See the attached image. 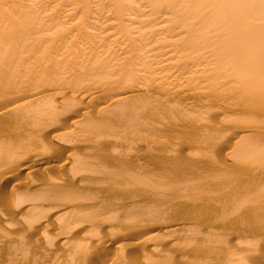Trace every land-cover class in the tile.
Masks as SVG:
<instances>
[{"label":"bare ground","instance_id":"bare-ground-1","mask_svg":"<svg viewBox=\"0 0 264 264\" xmlns=\"http://www.w3.org/2000/svg\"><path fill=\"white\" fill-rule=\"evenodd\" d=\"M14 1V0H13ZM29 1H31V0H28V2L27 3H29L30 4V2ZM34 1V0H33ZM78 1H82V0H78ZM85 1H87V0H85ZM85 1H83L84 2V4L83 5H86V3L88 2H85ZM115 1V0H114ZM113 0H110V2H112V4H114L115 2H114ZM119 1V2H118ZM116 0V2H118L119 4H120V1H122V0ZM130 1H134V0H130ZM144 1H146V0H144ZM148 1V0H147ZM150 1V2H149ZM148 2L149 3H152V6H153V4L155 3L156 4V2L158 1V3H159V1L160 0H155V1H153V0H149ZM165 1H167V2H169V3H167V2H164ZM176 1H178V0H162V1H160V2H163V5L162 6H164V5H168V6H165L166 8H168V7H170L171 6V4H172V6H173V8H176V7H179V3H177V5L178 6H176V7H174V3H176ZM181 1H183V0H181ZM180 1V2H181ZM187 1H190V0H187ZM186 0H185V3L187 2ZM192 1V0H191ZM194 1V3H195V0H193ZM192 1V2H193ZM197 2H198V0H196ZM204 1H206V0H204ZM210 0H208V1H206V3L207 2H209ZM212 1V0H211ZM210 1V2H211ZM214 1V0H213ZM213 1L211 2V3H213ZM218 0H216V2H214V3H217V4H214L213 3V10L215 9L214 7L215 6H217V9H219V10H222L221 9V7L223 8V11L225 12L227 9H225L224 10V6L226 5H224V6H221V4L219 5V1L217 2ZM253 0H251V2H252ZM260 1V0H259ZM264 1V0H263ZM20 2V1H19ZM36 2V1H35ZM38 2V1H37ZM98 2H100V1H98ZM105 2V1H104ZM109 2V4H111ZM114 2V3H113ZM124 2H126V0L124 1ZM135 2V1H134ZM141 2V1H140ZM140 2H139V4H140ZM143 2V1H142ZM148 2H145V3H148ZM154 2V3H153ZM174 2V3H173ZM192 2H190V7L192 8L193 7V3ZM221 2H223V1H221ZM238 2H240V3H238ZM244 2V3H243ZM242 3L245 5V6H243V5H241L243 8L244 7H246V5H248L249 3H248V1H243ZM247 4H246V3ZM249 2H250V0H249ZM254 3H255V0L253 1ZM256 2H258V0L256 1ZM82 3V2H81ZM157 3V4H158ZM181 3H183V2H181ZM180 3V4H181ZM191 3H192V6H191ZM201 3L203 4V1H200L199 2V4H200V6H202L201 5ZM211 3H207V5L208 6H205L206 8L205 9H207L209 6L211 7ZM227 3H228V0H227ZM229 3H231L230 5H231V10L233 9L234 10V12H236V13H234V16H233V14H232V12L230 11V8L228 9V12H223L224 14H223V17L221 16V18L223 19H226V17H228V16H225V14L226 15H230L229 17L230 18H232V19H230L229 17V19L232 21H234L235 20V22L238 20V18H239V20H241L242 21V23L244 22V21H246L247 20V18H248V16H251L252 18L255 16L254 14V11L256 10V9H259V11L258 10H256L255 12H257L258 13V15H260L261 14V12L263 11V6H261V8L260 7H258V8H256L257 7V5H256V7L254 6H252L251 4V8H253V13L250 11V5L248 6L249 7V11L250 12H247V13H244V15H247V17H244L243 16V14L240 16V13H241V11H240V9L238 8L239 6L238 5H240L241 4V1L239 0H234V1H232L231 2V0H229ZM260 3V2H259ZM24 4H25V2H24ZM34 4H36V3H33V5ZM103 4V3H102ZM118 4V5H119ZM126 5H127V3H125ZM128 4H130L129 2H128ZM132 4H133V2H132ZM154 4V6L157 8V12H158V7L156 6ZM161 4V3H160ZM159 4V6H161ZM187 4H188V2H187ZM238 4V5H237ZM253 4V3H252ZM256 4H258V3H256ZM26 5H28V4H26ZM44 5V4H43ZM82 5V4H81ZM82 5V6H83ZM101 5V4H100ZM131 5V4H130ZM134 5V4H133ZM176 5V4H175ZM183 6H184V3L182 4ZM182 5H180V6H182ZM186 5V4H185ZM195 6H196V4H194ZM222 5H223V3H222ZM238 7H237V6ZM254 5V4H253ZM259 5V4H258ZM261 5V4H260ZM259 5V6H260ZM25 6V5H24ZM30 6V5H29ZM29 6H28V8H29ZM45 6V5H44ZM87 6V8H88V5H86ZM96 6V5H95ZM94 6V7H95ZM121 6V5H120ZM128 6L129 5H127L126 7L128 8ZM139 6V5H138ZM144 6H146V5H144ZM150 6V5H149ZM152 6H151V8H152ZM153 6V7H154ZM171 6V7H172ZM183 6H182V8H183ZM188 6V8H190L189 7V4L187 5ZM186 6V7H187ZM194 6V7H195ZM197 6L199 7V5L197 4ZM221 6V7H220ZM21 7V6H20ZM33 7H35V6H33ZM72 6H70V8H71ZM85 7V6H84ZM99 7V6H98ZM101 7H102V5H101ZM115 6H113V8H114ZM135 7V6H134ZM134 7H132L131 6V8H134ZM185 7V6H184ZM185 7V8H186ZM193 7V8H194ZM218 7H220V8H218ZM247 7V8H248ZM40 8V7H39ZM69 8V7H68ZM73 8H74V6H73ZM73 8H71V9H73ZM76 8V7H75ZM74 8V10L76 11V9ZM87 8H85V9H87ZM104 8V7H103ZM107 8V7H106ZM121 8H122V6H121ZM125 8V7H124ZM123 8V9H124ZM131 8H129V9H131ZM141 8H143V7H141ZM141 8H136V9H141ZM148 9L150 8V7H147ZM165 8V9H166ZM182 8L180 9V7H179V10L176 12V11H174V10H177L178 8H176V9H173L172 10V8H170L169 10H170V13H171V10H172V16L174 17V15H175V12H176V14L179 12V14H180V11L182 10ZM190 8V9H191ZM192 8V9H193ZM201 8V10H203L204 9V7L202 8V7H200ZM212 8V7H211ZM239 10H238V9ZM243 8H242V13H243ZM247 8H246V11H247ZM23 9V8H22ZM37 8H35V10H36ZM116 9H117V6H116ZM116 9H114L115 10V12H116V14H118V12H120V11H118V10H116ZM118 9H120V8H118ZM135 9V10H136ZM154 9V8H153ZM160 9H162V8H160ZM190 9H188V10H186V11H188V12H190L189 10ZM204 9V10H205ZM210 9V8H209ZM217 9H216V15L218 14L217 13ZM255 9V10H254ZM261 9V10H260ZM32 10V9H31ZM84 10V9H83ZM111 10H112V8H111ZM125 10V9H124ZM147 10V9H146ZM164 10V9H163ZM195 10V14H196V8L194 9ZM200 10V12L197 10V12H198V14L200 13V17H202L203 19H202V21L204 20V22L203 23H206L207 21H208V23H206L207 25L210 23V18H208V17H206L207 16V14H206V12L205 13H203L202 11ZM203 10V11H204ZM211 10V9H210ZM209 10V11H210ZM232 10V11H233ZM236 10V11H235ZM238 10V11H237ZM24 11H26V8H25V10ZM28 11V10H27ZM33 11H34V8H33ZM82 11V10H81ZM85 11V10H84ZM88 11V10H87ZM118 11V12H117ZM130 11V10H129ZM143 11H144V9H143ZM152 11V10H151ZM151 11H149V13L151 12ZM183 11H184V9H183ZM206 11V10H205ZM230 11V12H229ZM67 12V11H66ZM86 12V11H85ZM84 12V13H85ZM98 12H99V9H98ZM114 12V11H113ZM114 12V13H115ZM125 12V11H124ZM123 12V13H124ZM142 12V11H141ZM140 12V13H141ZM153 12V11H152ZM154 12H155V10H154ZM153 12V13H154ZM202 12V13H201ZM208 12V11H207ZM219 12V11H218ZM260 12V13H259ZM73 13H75L74 11H73ZM86 13H88V12H86ZM85 13V14H86ZM105 13V12H104ZM122 13V11H121V14H123ZM127 13V12H126ZM129 13H132L133 14V12H129ZM143 13V12H142ZM141 13V14H142ZM147 13V12H146ZM166 13H167V11H166ZM187 12H185V14H186ZM222 12H220V15H222L221 14ZM239 13V14H238ZM249 13H251V15H249ZM263 13V12H262ZM18 14V13H17ZM16 14V15H17ZM32 14V13H31ZM66 14V13H65ZM70 14H72V13H70ZM69 14V15H70ZM84 14V15H85ZM108 14V13H107ZM115 14V15H116ZM135 14V13H134ZM133 14V15H134ZM140 14V15H141ZM151 14V13H150ZM149 14V15H150ZM155 14V13H154ZM182 14V13H181ZM184 14V13H183ZM182 14V15H183ZM184 14V15H185ZM192 14V16L194 15L193 14V12L191 13ZM197 14V15H198ZM203 14H206V15H203ZM215 14V13H214ZM235 14H236V16H237V20H236V16H235ZM253 14V15H252ZM264 14V13H263ZM15 15V14H14ZM13 15V16H14ZM26 15H27V13H26ZM25 15V16H26ZM67 15H68V13H67ZM68 15V16H69ZM136 15H138V14H135V17H136ZM140 15H139V18H140ZM157 15H159V14H157ZM165 15V14H164ZM168 15H170L171 16V14H168ZM178 15V14H177ZM197 15H194V17H197ZM219 15V14H218ZM217 15V18H215V15H213L214 16V19H218V16ZM258 15H256L255 17H257ZM12 16V15H11ZM19 16V15H18ZM31 16V15H30ZM71 16V15H70ZM93 16V15H92ZM106 16H108V15H106ZM118 16V15H117ZM122 16V15H121ZM132 16V15H131ZM148 16V13H147V15H146V17ZM151 16V15H150ZM149 16V17H150ZM171 16V17H172ZM180 15H178V17H179ZM209 16V15H208ZM211 16H212V14H211ZM210 16V17H211ZM213 16H212V18H213ZM231 16H233V17H231ZM239 16V17H238ZM263 16L264 15H262V18H263ZM10 17V16H9ZM8 17V18H9ZM15 17V16H14ZM22 16H20V18H21ZM29 17V16H28ZM35 17L36 16H34L33 18H34V20H35ZM52 17V16H51ZM84 16H82V18L81 19H84L83 18ZM88 19H89V17L88 16H86ZM123 17H125V16H123ZM134 17V16H133ZM142 17L144 18V16L142 15ZM142 17H141V20H142ZM154 17V16H153ZM153 17H150V18H153ZM166 16H164V18H165ZM170 17V18H171ZM181 17H184V19H182V22L183 21H186V19L188 18L189 19V16H181ZM180 17V18H181ZM191 17V16H190ZM194 17H192L193 19H194ZM241 17V18H240ZM246 19H244V18ZM251 17L250 18H248V21H246V23H248V24H241V26H242V28L245 26L246 27V25H248V26H250V24L251 23H253L252 21H254L255 19V17L253 18V19H251ZM260 17V16H259ZM19 18V17H18ZM40 18V17H39ZM38 18V19H39ZM150 18H148L149 20H151ZM169 17H168V19H170ZM180 18H179V20H180ZM205 18V19H204ZM208 18V19H207ZM211 18V19H212ZM235 18V19H234ZM10 19H11V17H10ZM14 19V18H13ZM15 19H17V18H15ZM29 19V18H28ZM80 19V20H81ZM91 19V18H90ZM89 19V20H90ZM127 19V18H126ZM147 19V20H148ZM156 19H158L157 17H156ZM166 19V18H165ZM173 19V18H172ZM177 19V18H176ZM187 19V20H188ZM196 19V18H195ZM201 19V18H200ZM222 19H220L219 18V20H220V22L221 23H224V19L222 20ZM243 19H244V21H243ZM250 19H251V23L249 22L250 21ZM257 19H258V17H257ZM257 19L255 20V22L257 21ZM260 19H261V17H260ZM259 19V20H260ZM264 19V18H263ZM19 21H20V19H18ZM33 20V21H34ZM40 20V19H39ZM38 20V21H39ZM44 20V19H43ZM48 20V19H47ZM85 20V19H84ZM118 20V19H117ZM135 20V19H134ZM139 20V19H138ZM147 20H143L144 22L145 21H147ZM163 20V19H162ZM207 20V21H206ZM219 20H216V21H214V22H216L217 23V21H218V23L220 24V22H219ZM238 20V24H239V26H238V24H236V26H232V25H230V21L228 20V22H229V25L230 26H232L233 28H228L227 29V27L226 26H228V22L226 23L225 22V25H218V24H216L215 25V23L213 24L214 26H217V27H215L216 29H214V31L215 30H217L216 32H218L217 34H216V32L214 33V35L213 36H210L211 37V41L213 42V44H214V42H216L217 40L215 39V38H217V39H219V40H221L222 39V36H223V38L225 37V35H228V37H229V35H231V39H229L228 40V43H230V44H235V46H232V49H231V47H229V45H228V43L226 44L228 47H226V45H224L223 46V44H222V46H220V47H222V48H219V43L217 44L218 45V49H222V50H224V49H226L227 51H229L228 53H226V52H224L225 54H223L224 56H223V58L224 57H227L226 59H228V57H231L230 59H228V60H225L226 62H224L225 64H227V65H225L223 62H222V60H223V58H222V60L221 59H219V57H218V59H219V61L221 60V63H223V64H221V65H223L224 67H230V68H228V70L229 69H231L230 70V72L233 74V73H235V74H233L231 77H222L220 80H219V78L221 77L220 76V74H219V71L218 70H220V71H222V70H224L225 72H223V73H226V68L224 69V67L222 68L221 67V65L220 64H218L219 66L218 67H215L213 70L216 72V74H214L213 72H211V73H213L214 75H216V77H217V74H219V76H218V80H219V82H218V80H216L217 82L216 83H213V86H212V84L211 83H209L211 86H210V90H211V95H212V98H211V95H210V98H208L206 101H208V100H210V99H213V101H216L217 100V98H220L219 99V103H220V105L221 104H224V103H221V101H223V102H225V105H223V106H219V104H218V106H219V110L218 111H220L222 108L221 107H223V108H225V109H229V108H227V107H232V109L234 108V109H236L235 111H234V109H233V111H231V109H230V113H231V115H233V117L230 115V117H229V119H227V117H226V121L222 118L223 116L221 115V113L222 112H224L225 113V109H222V110H224V111H220L221 113H218V111H216L215 109H213V111L215 110L216 112H217V114H219V115H221V116H216L215 114L216 113H212L213 115H211L210 116V114H209V116L212 118V116H216V118L217 117H220V118H222V119H220V118H218V120H222L223 121V123H226V124H228L229 125V127L228 128H226V129H230V130H233L232 131V133H230V135L232 134V137H230V144L228 143V144H225V142L227 141V138H223L224 136H222V135H224V134H226V137H229L228 135V133L229 132H226V133H224V134H221V133H218L219 132V129L217 128V126L216 125H214V126H216V129H213V128H215V127H213V128H211V125H212V123H210L209 121V123L211 124L209 127H207L206 129L207 130H205L204 128V126L202 127V123L200 124L201 125V127H200V130H198L199 132H197V128H198V126L195 128L194 126H196V125H194V123H193V127H190L189 126V129H187L188 131H187V137H188V139L190 138V136H194V135H196V136H198V138L199 139H197L198 140V142L199 143H196L197 145L198 144H200L199 146H195L194 144V147H200V148H202L204 145V148L206 147V146H208L207 147V150L209 149H213V150H215L216 148L218 149V147H222V148H224L225 147V149H224V157L225 158H227V156L229 155L230 157H231V161L232 162H230L229 163V165H228V163H227V165L230 167H227V169H229L228 171L229 172H227L226 171V167L224 168L223 166V164L224 163H226V162H218L217 160V162L216 161H213V160H215L214 159V157L212 156V157H209L208 158V156H210V155H207V158H206V154L207 153H204V155H205V158H203V157H201L200 156V158H202L203 160L205 159V160H207V162H208V160L211 162V160H212V164H210V168H209V171L208 172H205V170H204V173L207 175H205L204 173H200V171H202L203 172V170L201 169V167H199V166H201V160L202 159H200V161H199V158H198V152L197 153H195V156H197V159H198V162L200 163V165L199 164H197L196 162V164L197 165H199V166H197L196 165V167H194V166H192L193 164H195L191 159H189V160H191V162H193V163H191V165H187V163H184V161L186 160V158H185V160L184 161H182L181 159V162H180V160L179 159H175L174 158V154H173V158L171 157V155H169V156H167V155H164V157H162L163 155L161 154V156H160V154L158 155V154H156V153H158V149L160 148V144L162 145V142H160L159 144H157L158 146H159V148L157 149V150H155L156 148H154L156 145V141H158L157 140V138H155L156 136V134H157V131H156V134L154 135V133L155 132H153L152 130H153V128L151 129V123L153 122H151L150 123V126H149V120L151 121V119L153 118V117H155V116H158V111H160L161 110V108H160V110H157V113H156V110L154 109V108H150V106H152V105H150L149 103L150 102H152V100L155 98V97H157L158 98V96H159V99H163V101L162 100H160L159 101V103L162 105L163 104V106H165V105H167L166 103H170V102H168V101H170V99L169 98H171L172 100L173 99H175V95H177L176 96V98L178 97L179 98V96H180V100H181V97H182V99H184V97H183V94H182V96H181V93L183 92L184 93V95H186L187 93H185L186 91H188V90H191V88H189V89H187V87H186V85H190L188 82V84H186L185 83V81L186 80H188V79H186V77H187V74H186V77L185 76H183L182 75V77H185V79L186 80H183L184 81V83H185V86H184V88L183 89H185V91H183V89H181L182 87L180 86H177V85H174V84H176V82H174V84L172 83V85H171V88H168V87H170V86H168L167 88H164V87H166V84H167V82L165 81V80H163V81H165V82H161V81H159V83L156 81L155 82V80L157 79V78H155L154 77V75H153V77L155 78V79H152L151 77V82H152V84L150 83L149 84V82H150V80L148 79H145V82H143L142 81V83H147V85H144V84H141V80H139V78L137 77V76H135L136 77V79L137 80H139L140 81V84H138V83H136L137 81H136V79H135V83H129V85L128 84H125L126 83V81L128 80V79H126V78H130L131 80L133 79L132 77H133V74L132 73H130L129 72V74H127V72H128V70H129V65L130 64H128V66L126 67V65H125V67L126 68H128V69H126L124 66V68L126 69L125 71H127V72H125L124 70V72H125V74H124V72H123V74L125 75V76H128V77H125L124 78V80L122 79V81H123V84H125L124 86L122 85L121 86V83H119L120 81L119 80H113V78H111L110 76L112 75V74H110V72L113 70V69H111V68H118V67H116L115 65H114V67H112V65L113 64H111V63H114L115 61H113V58H110V59H112V61H110L109 62V64L111 65V68L109 67V65H108V63H107V67H109L110 69H108V70H110V71H108L106 68V66L104 65V63H106V62H108L110 59L109 58H107L108 60H106L105 61V59H104V61L101 63L102 65H104L103 67H106V68H104L105 70H106V72L108 71V73H109V76L107 75L108 73H104L105 71H101V69H102V65L100 66V62H101V60L100 59H98V61H99V66H97L98 65V63H96V58H98L99 56H96L95 57V50H96V53H97V50L98 49H100V48H98V47H96V48H98V49H96L95 47H93L95 50H93V49H91V50H93V51H91L93 54H94V56H92V54H91V56L92 57H90V56H88L91 52H89V53H87L88 55H81L80 56V54L79 53H81L82 51H80L79 50V56L78 57H81L82 58V60L81 59H76V60H80L81 62L84 60V56H87V58H91L90 60H92V59H94V60H96L95 61V63H93V61L91 62V61H89V62H91V64L89 63L88 65L89 66H86L85 64L87 63V58L85 59V60H87V61H85L86 63H84V62H82V65H84V66H86L87 67V69H86V67L84 68H82V65H81V63H80V61H79V65H77L81 70H80V73H81V75L82 76H80V78L82 79V77L84 78H86L85 80H81V79H79V77H77L78 76V74H76L77 72H74L75 74L74 75H76V77L78 78V79H76V77L73 79L72 78V75H73V72H72V70H73V68H74V66H76V64L75 65H73L74 63H72V64H70V67H69V62L71 61L72 62V58H70V59H72V60H68V58H67V60H68V68H69V70H68V72H66V69L64 68V70H62V69H60L59 70V72L61 71V73H62V71H64L62 74L61 73H59L57 70V67L56 66H58L59 65V63L60 62H58V63H56V62H54V61H52V62H54V63H52V64H54V66L56 65V64H58V65H56L55 67L53 66V65H51L50 64V66H52L53 67V69H57L56 71H57V73H59V74H61L60 75V80L58 79V81H57V78L54 80V82L53 81H47V78L49 77V79H50V77H51V79L53 80L55 77H56V75H55V73H56V71L55 70H53V69H51V70H53V73H54V76L52 75V72H51V70L49 69V67H48V69L50 70V73H51V75L53 76V78H52V76H50L48 73H46L47 75H49L47 78H45L46 76V74L44 75L45 77H44V79H39V80H41V81H44V82H42V84L40 83L41 81H35V82H39L41 85H38V83H36L38 86H40V87H38V86H36V84L33 82L32 83V81L35 79V77H34V79L32 78V76H30L33 80H31V83L32 84H35V88H38L37 90H36V92L34 91L33 93H31V94H26V93H24V94H26L27 96H28V98L29 99H26V101L28 100H32V102H34V101H39V99L38 98H40L41 97V99H40V101L43 99V97H44V95H46V99H47V96H48V94L50 93V94H53V93H55V95L56 96H58V98L57 99H59V100H57V101H59V107H61V108H58L57 107V105H58V102H57V104L55 105V102L56 101H54V104H51L53 107H51V108H46V106L45 107H37V109H40V108H42V109H40V110H37V109H35V111L32 109V111L33 112H38L39 111V113L41 114V112L40 111H42V110H46V112L48 111V113H50L49 111H51V113H50V116L52 115V117H54L55 116V114H56V112L55 111H57V109L56 108H58V110H63V111H61V113H67L66 115L68 116V117H71V116H69V115H71V109L74 107L75 109L77 108V107H79V108H83V109H85L87 106H90V105H92L91 107H93V108H91V107H89L90 109H92V113H91V111H90V116L91 117H86V112L87 111H85V112H82V114L84 115V119H79V118H75L76 120L78 119V120H80V122H81V120L82 121H84V120H86V122L89 120V119H91V121L93 122H90V120L88 121V123H90V124H95V125H93L94 126V128L92 127V125L90 126L88 123L86 124V122L84 121V124L86 125L85 127L83 126V123H80V124H82L81 125V129L84 127L85 129H87L88 130V128H87V126L89 125L91 128H92V130L89 128V130H91V133H92V131L93 130H95L96 131V128H97V131H98V129H99V133L97 132V133H95L94 131H93V135H91V136H94L95 134H97L96 136H98L100 133H101V131H102V133H103V135L105 134L106 136H108L109 138L110 137H114L115 138V136L117 137H119V136H121L120 138H119V140H121L124 136H122V133L123 132H125V134L123 133V135H125V141L127 142V145H129L128 146V148L130 149V153L131 154H135V152L134 151H136V153L137 152H139L140 154H141V152H142V150H140L141 148L142 149H148L149 151H151V155H154V154H156V155H158V156H160V158L158 157H156L155 155V157L154 156H152L150 159L153 161V163H154V165H156L157 166V168H156V172H155V168L154 169H151L150 168V166H152V162L150 161V162H148V163H151V165L149 166L148 165V163H147V161L149 160V155L150 154H147V153H142V156L143 155H145V154H147V157H145V158H147L146 159V161H145V158H141L140 160H142V159H144V160H142V162H146L147 163V165H143L144 167L142 168V164H141V167H140V165H136V164H133L130 160H128V159H130V157L132 156L131 154H129V153H127V154H125L124 152V154L125 155H127V156H124L125 158L126 157H128V159L126 158L125 159V161H122V159L121 158H123L124 159V157H123V153L120 155L119 154V152L118 151H120V150H117V152L118 153H115V151H114V153L111 155V156H109V155H107V157H106V159L108 158V157H110V158H108L109 159V162H110V164H108L109 162H106L109 166L111 165V167H108V168H106V169H108V170H102L103 168V165H100L101 166V168L99 169V170H101V172H99L98 171V164H96L97 162H95L94 160H96V158L97 157H94L93 156V150H92V153H91V151H90V154H92L91 156H93L91 159H93L92 161H91V163L93 164H89V168H87L88 167V165L86 164V162L88 163V160L90 159H88V160H85V157L83 158L84 160H81V159H79V161H80V163L78 162V159L76 158L75 159V156L74 157H72L73 156V153L72 154H70V155H68V156H65V157H67L66 159H68L69 158V160L68 161H70V157L72 158L71 160L73 161V159H74V163H73V165H75L76 163V165L75 166H72L71 164H70V168H71V166L72 167H75L74 169V171H75V174L73 173V175H75V176H78V181H79V183H80V181L81 180H79L81 177L79 176L80 174H78V172L77 171H84L85 169H84V167H86L88 170L90 169V167L91 168H93V166H94V169H96V167H97V170H95V171H97V175H103L102 177L99 175V177H100V179L101 178H103V180L101 179V181H103V185L101 186V188L102 187H104V185L106 184V186L104 187V189H103V191H105V192H107V194L111 197L112 195V192L111 191H114L113 192V196L115 197V194H116V196L118 195V192H120V191H124V194H126L127 195V188H129L130 189V191H131V188H132V190L133 191H131L129 194L131 195V193L133 192V194L135 195L134 197V199H132V197H133V194H132V196H130L131 197V199H130V197H128V195H127V197L126 198H123L124 197V195L122 196V199H120V197H118V199H120L118 202L116 201V200H118V199H115V201H114V203H116L115 204V206L116 205H118V206H120L121 204H124V205H126V206H124L125 208H123L122 206H120V208L122 209V210H125L126 211V215L123 213V211H122V216H121V218H119V222H117L115 225H116V228L117 229H115L114 227L113 228H111V225H110V223H112L111 221L112 220H114L113 218H115V217H113V216H116V218H117V216L118 215H116V213H118V212H116L115 211V209H114V207L115 206H113L114 204H113V200L111 201L110 199H112V197L110 198V197H107V196H105L106 195V193H105V195H101L102 197H106V199L108 200V202H106L105 203V200L100 196H98L97 195V193H93V195L96 197V196H98V200H96V198L94 199V196L92 197V193H91V191H90V195L91 196H89L90 198L92 197L94 200H96L95 201V203L97 202V204L99 203V202H104V205L102 206V205H99V207L100 208H102V212H106V211H108V210H113V211H115L116 213H114V212H112V211H108V212H106V214L108 213V216L106 217L105 216V212H104V216H103V213L101 214V210L99 211L98 210V207H97V204H96V207H95V205L93 206L92 205V203L94 202V201H92L93 199H91V201H92V203L90 204V199L88 198V197H86L88 200H89V202H87L88 200L87 199H85V196L83 197V195H85L84 193H82V192H84V191H82L83 190V188L86 186V185H88L87 183H84L85 184V186L84 187H82V189L80 188V190H81V192H79L78 194L80 195V197H78V198H80V200L82 201H80V203L78 204V205H81V203H82V205H83V202L85 201V202H87V203H89L90 205H91V207L93 208V209H97V211H99L100 213V215L101 216H103V218L102 217H100V215L98 214V212L96 211V210H93L91 207L89 208L88 206H87V203H85L84 202V205H83V208H82V210L84 211V212H88V210L89 209H91V210H89V211H93V212H95L94 214L91 212V213H89L88 212V214H84L83 212L82 213H80L81 215L83 214V215H87L88 217L90 216V217H93V216H95L94 218H91L92 220H94V222H95V219H96V227H97V219L100 217V219L99 220H102V222L104 223H102L104 226H105V228H107V229H105V231L107 230V233L106 234H104L103 235V238H92V239H90V241L92 240V242H90L91 244H93L92 246H94L93 247V249H95L96 250V248L97 249H99L101 252H104V256H105V254H107L105 251L107 250V249H109V247L110 248H112V249H110V250H112V252L113 253H115L114 254V257H115V255H116V253H117V255H116V259H115V261L113 260L114 259V257L112 256V260H113V262L115 263H117V261L119 260L118 259V256H120L123 260H124V258H126V261H127V259L129 260V261H132V264H172V262L171 261H169V260H167V259H165L164 257H165V255H164V257H162L161 256V254H159L158 252H164V251H158V249L160 250V245L161 244H159V243H157L158 244V249H157V251H154L153 250V252H157V253H154V254H145V253H142L141 254V252H143V250L139 253V255H141L142 256V258L140 257V259H138V260H135L136 258V256L134 255V251H133V249H134V247H136V245H138V244H140V243H143L145 240H147V237L146 236H148V234L147 235H144V234H141L143 231H145L146 230V228H148V226H150V225H152V224H157V223H159V224H161L160 226L163 228V229H161V230H163V232L162 233H164V232H166L167 234L166 235H168L169 233L170 234H174V235H178V233L179 234H184L183 236H185V238L184 239H186V240H184V241H191V242H188L187 244L185 243V244H182L183 246H181V244H180V248L182 247V249L184 248L185 250H187L186 248H188L189 250V252H187L186 254L184 253H182V256L183 255H185V257L184 258H186V257H188V260L186 261V259H185V261H186V263L185 262H183V261H181V263L183 262V264H226V263H230V264H234L233 262L236 260H234V258H237V259H239V257L241 258V255L239 256V254L237 253L238 251L240 252V250L242 251V252H244L243 254L245 255L244 256V259H242V260H244L243 262H242V260L241 259H239V260H237L236 261V264L238 263V264H244L245 262L247 263V264H260V263H263L264 262V250H262L263 248H264V54H262L263 52H261V49H259V48H262V47H264L263 45V40L264 39H262V41H261V37H260V39L259 38H256L257 40L259 39L260 41H261V43L263 44L262 46H260V44H259V40L256 42L255 41V35H254V37H249L250 38V40H252V41H254V42H252V41H250L249 43L247 42V40L246 41H240L241 39H242V37H244V35H245V39L249 36V34L250 35H252V34H254L255 32L253 31H251V33H245V30L243 31L242 29V31L240 30V22L241 21H239ZM262 20V19H261ZM12 21H16V20H12ZM11 21V22H12ZM26 22H27V20H25ZM28 21H30V19L28 20ZM37 21V20H36ZM36 21H34V23L36 22ZM120 21V20H119ZM164 21V20H163ZM162 21V22H163ZM168 21V20H167ZM174 21H176V23H177V21L178 20H175L174 19ZM181 21V20H180ZM179 21V22H180ZM197 21H198V19H197ZM195 22V23H197L196 25H198V22ZM206 21V22H205ZM223 21V22H222ZM232 21V23L231 24H233L234 23V25H235V22H233ZM10 22V21H9ZM21 22V21H20ZM40 22H42V20L40 21ZM45 22V21H44ZM56 22V21H55ZM83 22V21H82ZM89 22V21H88ZM109 22V21H108ZM116 22V21H115ZM129 22V21H128ZM139 22H141V21H139ZM143 22V25L146 23H144ZM151 22V21H150ZM182 22H181V24H179V23H177L178 24V26L180 25L181 27H182ZM191 22H192V19L190 18L189 19V24H191ZM201 22V21H200ZM199 22V23H200ZM254 22V23H255ZM257 22H259V21H257ZM261 22V21H260ZM30 23V22H29ZM31 23H32V21H31ZM34 23H32V24H34ZM43 23V22H42ZM41 23V24H42ZM47 23H49V22H47ZM52 23V22H51ZM59 23V22H58ZM84 23V22H83ZM82 23V24H83ZM120 23V22H119ZM134 23V22H133ZM137 23V22H136ZM203 23L201 24V26L203 25ZM211 23H213V21H211ZM210 23V24H211ZM237 23V22H236ZM15 24V23H14ZM37 24V23H36ZM44 24H46V23H44ZM60 24V23H59ZM59 24H57V26L59 25ZM86 23H84V25H85ZM88 24H90V23H87V25ZM109 24V23H108ZM108 24L107 25H104V26H108ZM128 25L130 24V23H127ZM148 24V23H147ZM170 24V23H169ZM168 23H167V25H169ZM175 24V23H174ZM177 24H175V25H177ZM184 24H185V22H184ZM188 24V23H187ZM194 24V23H193ZM205 24V25H206ZM209 24V25H210ZM264 24V23H263ZM23 25V24H22ZM29 25V24H28ZM49 25H50V23H49ZM49 25H46V27L47 26H49ZM55 25V24H54ZM71 25V24H70ZM84 25H82V30H84L83 28V26ZM91 25V24H90ZM89 25V26H90ZM102 25V26H103ZM109 25H112V24H109ZM120 25V24H119ZM122 25V24H121ZM121 25L119 26V27H121ZM140 25V24H139ZM167 25H165V27L167 26ZM192 25V24H191ZM200 25V24H199ZM207 25H206V27H207ZM212 25V26H213ZM262 25V24H261ZM25 26V25H24ZM30 26V25H29ZM32 26V25H31ZM31 26H30V28H31ZM39 26V25H38ZM37 25H36V27H38ZM56 26V25H55ZM59 26H61V25H59ZM69 26V25H68ZM103 26V27H104ZM116 26V25H115ZM123 26V25H122ZM142 26V25H141ZM141 26H140V28H141ZM178 26H176V27H178ZM193 26V25H192ZM200 26V27H201ZM225 26V27H224ZM247 26V27H248ZM252 26H253V24H252ZM255 26V25H254ZM259 26V25H258ZM18 27V26H17ZM22 27V26H21ZM50 27V26H49ZM49 27H47L48 29H49ZM52 27V26H51ZM73 27H75V25L73 26ZM102 27V28H103ZM118 27V26H117ZM124 27V26H123ZM127 27V26H126ZM133 27V26H132ZM131 27V28H132ZM164 27V26H163ZM164 27V28H165ZM170 27V26H169ZM168 27V28H169ZM173 27V26H172ZM172 27H170V28H172ZM183 27H185V29H187L186 27H188V25L186 26H184L183 25ZM199 27V26H198ZM199 27V28H200ZM221 29H220V28ZM223 27V28H222ZM24 28V27H23ZM27 28H28V31H29V27L27 26ZM33 29H35L34 27H32ZM31 28V29H32ZM39 28L41 29V25L39 26ZM39 28H37V29H39ZM45 28V27H44ZM46 28V32H44V34L45 33H49V31H47L48 29ZM55 28V27H54ZM53 28V29H54ZM57 28V27H56ZM64 28H66V26L64 27ZM76 28V27H75ZM79 28V26H77V29ZM81 28H79V30L78 31H81ZM87 29H88V27H86ZM85 28V29H86ZM130 28V29H131ZM137 28V27H136ZM154 28V27H153ZM157 27H155V29H156ZM197 28V27H196ZM201 28H203V27H201ZM208 28V27H207ZM211 28V27H210ZM213 28V27H212ZM217 28H219V29H217ZM224 28H226L227 29V31L224 29ZM250 28V27H249ZM9 30L11 29V28H8ZM14 29V28H13ZM17 29V28H16ZM19 29H21V28H19ZM25 29H26V27H25ZM67 29V28H66ZM73 29V28H72ZM112 30L114 29V26H113V28H111ZM116 29V28H115ZM124 29V28H123ZM142 29V28H141ZM146 29H148V28H146ZM151 29V28H150ZM158 29V28H157ZM162 29V28H161ZM166 29V28H165ZM173 29V28H172ZM176 29V28H175ZM181 29V28H180ZM191 29V28H190ZM189 29V31H193L194 30V27H193V29H191L190 30ZM204 29V28H203ZM224 29V30H223ZM244 29H246V28H244ZM3 30V29H2ZM5 30H7V28L5 29ZM23 30V29H22ZM43 30V29H42ZM112 30H111V35H112V33L114 34L115 32H112ZM126 30H128V32H130L129 31V29L127 28ZM133 30H135V28L133 29ZM139 29L137 28V30H135V31H138ZM144 29H142V30H139V31H143ZM154 30V29H153ZM153 30H150V32L152 31L153 32ZM163 30V29H162ZM171 30V29H170ZM179 30V29H178ZM184 30V29H183ZM209 30V29H208ZM213 30V29H212ZM220 30V31H219ZM249 30V29H248ZM247 30V31H248ZM11 31H12V29H11ZM11 31H9L8 32V30H7V34L5 33V35L3 36V38H2V40L7 36V38L6 39H8L7 41H9V40H11L10 42H13V40L12 39H14V38H12V37H15V34H14V36L12 35V34H10V32ZM16 31H20V30H16ZM35 31V35H36V32H38V31H36V30H34ZM62 31V30H61ZM61 31H60V29H59V31L58 32H60L61 33ZM73 31V30H72ZM87 32V30H84L83 31V33L84 32ZM117 31V30H116ZM121 31H122V27H121ZM120 31V32H121ZM165 31V30H164ZM163 31V32H164ZM168 31V30H167ZM181 31V30H180ZM185 31V30H184ZM187 31V30H186ZM188 31V32H189ZM192 31H191V33H192ZM195 31L197 32V29H195ZM203 31V30H202ZM237 31H238V33H237ZM245 33V34H240L239 35V37H238V34L239 33ZM246 31V32H247ZM25 32H27V31H25ZM25 32L23 31L22 32V34H21V31L19 32V34H21L20 36H22L23 34L25 35ZM31 32V33H32ZM43 32H41V33H37V35L38 36H40V34L41 35H43ZM57 32V31H56ZM69 32V30H67V33ZM75 32H77V31H75ZM90 32H92V31H90ZM89 32V35L91 34ZM124 32V31H123ZM127 32V31H126ZM127 32V33H128ZM134 32V31H133ZM141 32H139V33H141ZM146 32H149L148 30L146 31ZM146 32H144V33H146ZM151 32V34H153ZM160 32V30L158 31V33ZM166 32V31H165ZM170 32V31H169ZM172 32V31H171ZM171 32H170V34H171ZM198 32H200V31H198ZM204 32V31H203ZM202 32V33H203ZM224 32H226V33H224ZM250 32V31H249ZM260 32V31H259ZM12 33V32H11ZM29 33V32H28ZM60 33H59V35H60ZM63 34H64V32H62ZM105 33H108V32H105ZM109 33H110V31H109ZM118 33V32H117ZM137 33V36L139 35V33L138 32H136ZM184 33V32H183ZM187 33V32H186ZM213 33V32H212ZM224 33V34H223ZM234 33V34H233ZM18 34V35H19ZM30 34V33H29ZM75 34V33H74ZM79 34V33H78ZM78 34H75L74 35V37H76L77 38V35ZM100 34V33H99ZM120 34V33H119ZM125 34V33H124ZM128 34H130V33H128ZM150 34V33H149ZM150 34V35H151ZM155 34H157V33H155ZM154 34V35H155ZM159 34H161V33H159ZM177 34V33H176ZM188 34H190V33H188ZM193 35H194V33H192ZM235 34H237V35H235ZM23 35V36H24ZM27 33H26V35L24 36L25 37V39H27L28 40V38H30V37H28L27 38ZM33 35V34H32ZM47 35V34H46ZM45 35V36H46ZM50 35H52V34H49V35H47V36H50ZM54 35V34H53ZM55 35H56V33H55ZM62 35V34H61ZM70 35V34H69ZM84 35V34H83ZM86 35V34H85ZM97 34H95V36H96ZM104 35V34H103ZM106 35V34H105ZM109 34H107V36H108ZM134 35H136V34H134ZM134 35H133V37H134ZM142 35V34H141ZM162 35V34H161ZM163 35H165V34H163ZM162 35V36H163ZM172 35V34H171ZM183 35H185V33L184 34H182L181 35V33H180V35H179V38H186V37H180V36H183ZM200 35V34H199ZM206 35H207V33H206ZM209 35V34H208ZM211 35V34H210ZM217 37H216V36ZM29 36V35H28ZM38 36H36V37H38ZM68 36V35H67ZM90 36H93V34H91ZM99 36V35H98ZM100 36H102L101 34H100ZM106 36V37H107ZM110 36V35H109ZM115 36H117V34L115 35ZM114 35H112V37H115ZM119 36V35H118ZM117 36V37H118ZM127 36V35H126ZM129 36V35H128ZM127 36V37H128ZM131 36L132 35H130V38H131ZM140 36V35H139ZM144 36H147V34L146 35H144ZM186 36H188V35H186ZM189 36H192V35H189ZM194 36H196V35H194ZM202 36V35H201ZM232 36H234V37H232ZM236 36H237V38H236ZM240 36H241V39H239L240 38ZM247 36V37H246ZM256 36H257V34H256ZM259 36V35H258ZM0 37H2V36H0ZM16 37H18L17 35H16ZM15 37V39L14 40H16L17 38ZM23 37V38H24ZM31 37H33V36H31ZM36 37H34V38H36ZM70 37H72V36H70ZM73 37V38H74ZM85 37V36H84ZM87 37L89 38V36L87 35ZM86 37V38H87ZM105 37V36H104ZM112 37H110L109 39H112ZM124 37H125V35H124ZM123 37V38H124ZM127 37H125V38H127ZM136 37V36H135ZM143 37V36H142ZM149 37V36H148ZM148 37H146V38H148ZM159 37V36H158ZM161 37V36H160ZM206 37V36H205ZM209 37V36H208ZM213 37V38H212ZM12 38V39H11ZM39 38V37H38ZM41 38V37H40ZM46 38V37H45ZM62 38V37H61ZM83 38V36L80 38V39H82ZM100 38V37H99ZM116 38V37H115ZM115 38H114V41H118V43L119 42H121V41H119L118 40V38H116V40H115ZM129 38V39H130ZM150 38H152V37H150ZM163 38H167V37H163ZM162 37H161V39H163ZM170 38V37H169ZM173 38H175V37H172V39ZM177 38V37H176ZM189 38V37H188ZM191 39H192V37H190ZM189 38V39H190ZM194 38V37H193ZM203 38V37H202ZM201 38V39H202ZM207 38V37H206ZM230 38V37H229ZM233 38H234V40H233ZM236 38V39H235ZM251 38H254V39H251ZM263 38V37H262ZM6 39H4L5 41H6ZM32 39V38H31ZM70 38H68V40H69ZM92 39H94V38H92ZM92 39H90V41L92 40ZM96 39H97V37H96ZM105 39V38H104ZM120 39H121V36H120ZM128 39V38H127ZM131 39H135V38H131ZM139 39L140 38H138V40H136V42L138 41L139 42ZM155 39H156V37H155ZM171 39V38H170ZM197 39L199 40V38L197 37ZM203 39H205V38H203ZM228 38H227V36H226V38H225V40H227ZM35 40V39H34ZM40 40V39H39ZM39 40H36V41H38L39 42ZM41 40H43V39H41ZM46 40V39H45ZM53 40V39H52ZM52 40H50L51 42H52ZM54 40H56V39H54ZM63 40H65V39H63ZM63 40L61 39V41L63 42ZM71 40V39H70ZM89 40V39H88ZM87 40V41H88ZM101 40V39H100ZM121 40H123V39H121ZM144 40H145V38H144ZM148 40V39H147ZM146 40V41H147ZM150 40V39H149ZM152 40V39H151ZM154 40V39H153ZM167 40V39H166ZM165 39L163 40V41H165V44H166V42H168V41H166ZM169 40V39H168ZM178 40V39H177ZM181 40V39H180ZM179 40V41H180ZM186 40V39H185ZM193 40V39H192ZM207 40H209V38L207 39ZM216 40V41H215ZM218 40V41H219ZM232 40L233 41H235V42H232ZM237 40H238V42H240V43H238L237 42ZM243 40V39H242ZM6 41V42H7ZM44 41V40H43ZM60 41V40H59ZM72 41H73V39H72ZM71 41V42H72ZM82 41V40H81ZM95 41V40H94ZM101 41H103V37H102V40ZM113 41V40H112ZM124 41V40H123ZM122 41V42H123ZM134 42H135V40H133ZM140 41H142L141 39H140ZM159 41V40H158ZM173 41V40H172ZM183 41H184V39H183ZM194 41V40H193ZM200 41V40H199ZM204 41V40H203ZM206 41V40H205ZM204 41V42H205ZM217 41V42H218ZM18 42V41H17ZM28 42H30V39L28 40ZM54 42V41H53ZM57 42V41H56ZM56 42H54V43H56ZM66 42H67V40H66ZM69 42V41H68ZM66 43L67 45H69V43ZM76 42V41H75ZM85 42H86V39H85ZM89 42V41H88ZM87 42V43H88ZM127 42H128V40H127ZM130 42V41H129ZM131 42H132V40H131ZM130 42V43H131ZM152 42V41H151ZM156 42V41H155ZM194 42H196V40L194 41ZM194 42H192V43H194ZM207 42V41H206ZM210 41H208V43H209ZM225 42H227V41H225ZM251 42L253 43V45L251 44ZM258 43L259 44V46H258V44H254V43ZM1 44L3 43L2 41L0 42ZM44 43H45V41H44ZM58 43H60V42H58ZM82 43V45L84 44L83 42H81ZM91 43V42H90ZM94 43V42H93ZM97 43V42H96ZM98 43H99V41H98ZM125 43V42H124ZM152 43H154V42H152ZM159 43V42H158ZM171 43V45L173 44V43H175V42H170ZM177 43H180L181 44V42H177ZM184 43V42H183ZM182 43V44H183ZM191 43V42H190ZM189 43V44H190ZM221 43H223V41H221ZM244 43V44H243ZM7 43H5V45H6ZM11 45H13L12 43H10ZM10 44H8V45H10ZM18 44V43H17ZM22 44V43H21ZM20 44V45H21ZM24 44V46L26 47V45H25V43H23ZM31 44V47H33V45H34V43H30ZM33 44V45H32ZM49 44H50V42H49ZM57 44V43H56ZM62 44V43H61ZM65 44V43H64ZM63 44V45H64ZM65 44V45H66ZM72 44H73V42H72ZM78 44V43H77ZM102 44V43H101ZM120 44V43H119ZM118 44V45H119ZM126 44V43H125ZM133 44V43H132ZM146 44V43H145ZM149 44V43H148ZM146 45V46H149V45ZM164 43H163V46L165 45ZM180 44H177V45H179V47H180ZM182 44H181V46H182ZM185 44V43H184ZM187 44V43H186ZM185 44V45H186ZM188 44V45H189ZM197 44V43H196ZM203 44V43H202ZM207 44V43H206ZM205 44V45H206ZM213 44H211L212 46H213ZM225 44V43H224ZM233 44V45H234ZM243 44V45H242ZM249 44H250V46H249ZM5 45H3L4 47H5ZM38 45H40V44H38ZM58 45V44H57ZM60 45V44H59ZM64 45V46H65ZM88 45V44H87ZM90 45V44H89ZM97 46H99V44H96ZM108 45V44H107ZM115 45H117V43H115ZM123 45V44H122ZM130 44H128V46H129ZM136 45V44H135ZM138 45V44H137ZM151 45H153V46H149V48H151V47H153L154 48V46H156V44L154 45V44H151ZM159 45V44H158ZM167 45V44H166ZM169 45V44H168ZM167 45V46H168ZM174 45V44H173ZM176 45V44H175ZM193 45V44H192ZM209 45V44H208ZM211 45H210V48H211ZM215 45V44H214ZM216 45V46H217ZM240 47H239V46ZM253 47H252V46ZM255 45V46H254ZM1 46V45H0ZM2 46V47H3ZM16 46V45H15ZM14 46V47H15ZM17 46H19V44L17 45ZM30 46V45H29ZM28 45H27V47H29ZM35 46V45H34ZM55 46V45H54ZM62 46V45H61ZM75 46V45H74ZM77 46V45H76ZM95 46V45H94ZM102 46V47H101ZM100 47H101V49L103 48V44L101 45ZM128 46H127V49H129V48H131V47H129L128 48ZM132 46V45H131ZM184 46V45H183ZM199 46H200V44H199ZM256 46H257V48H256ZM9 47H11V46H9ZM19 47H21V48H19V50L20 49H22V47H23V45L22 46H19ZM51 47H53V46H50L49 48L51 49ZM63 47V46H62ZM72 47V46H71ZM82 47H84V46H82ZM86 47V46H85ZM111 47V46H110ZM125 47V45L123 46V48ZM135 47H137V46H134V48ZM166 47V46H165ZM174 47V46H173ZM179 47H176V49L178 48V50H180V48ZM194 47V46H193ZM193 47H191V50H193ZM198 47V46H197ZM205 47V46H204ZM224 47H226V48H224ZM249 47H251V48H249ZM257 49V50H255V48ZM6 49H7V47H5ZM4 48V49H5ZM44 49L45 48H47L46 46H44L43 47ZM66 48V47H65ZM67 48H69V47H67ZM73 48V47H72ZM79 49H81V47H78ZM89 48V47H88ZM123 48H121L119 51H120V53L122 52V53H124V51H123ZM159 48V47H158ZM164 48V47H163ZM186 47L184 46V49H185ZM207 48V47H206ZM205 48V49H206ZM214 48H215V46H214ZM228 48V49H227ZM233 48H236V50H234ZM248 48H249V50H248ZM253 48V49H252ZM2 49V48H1ZM5 49V51H7ZM17 49V48H16ZM25 49H28V51H29V48H25ZM42 49V48H41ZM41 49L40 50H38V47H37V49L36 50H38V51H41ZM48 49V48H47ZM56 49H58L57 48V46H56ZM55 49V50H56ZM74 49V48H73ZM104 49V48H103ZM102 49V50H103ZM110 49V48H109ZM109 49L108 50H105V51H108V53H107V55L109 54ZM116 49V48H115ZM125 49H126V47H125ZM124 49V50H125ZM126 49V50H127ZM140 49V48H139ZM147 48H145V50H146ZM155 49H156V47H155ZM165 49V48H164ZM169 49L171 50V48L169 47ZM168 49V50H169ZM174 49H175V47H174ZM175 49V50H176ZM183 49V47L181 48V50ZM188 49H189V47H188ZM187 49V50H188ZM195 49V48H194ZM198 49V48H197ZM197 49H195V50H197ZM208 49H209V46H208ZM216 49V48H215ZM217 49V50H218ZM247 49V50H246ZM259 49V50H258ZM23 50H24V48H23ZM31 50V49H30ZM35 50V49H34ZM49 50V49H48ZM48 50H47V52H48ZM53 50V49H52ZM59 50V49H58ZM58 50H56L55 51V53L58 51ZM117 50H118V46H117ZM151 50V49H150ZM154 50V49H153ZM157 50V49H156ZM155 50V51H156ZM159 50V49H158ZM167 50V48L165 49V51H168ZM175 50H172L173 52H178V51H175ZM180 50V51H181ZM187 50H185V51H187ZM212 50V49H211ZM231 50H233L234 52V54L233 53H231L232 51ZM251 50H253V51H251ZM2 52H3V50H1ZM24 51H26V50H24ZM60 51H62L61 49L59 50V52ZM78 51V50H77ZM85 51V50H84ZM87 51H88V49H87ZM90 51V50H89ZM99 51V50H98ZM111 51V50H110ZM119 51H117L116 53H117V55L118 54H120L119 53ZM130 51V50H129ZM128 51V52H129ZM133 51L134 50H132V53H133ZM136 51V50H135ZM149 51V50H148ZM164 51V50H163ZM171 51V52H172ZM184 51V50H183ZM194 51V50H193ZM214 51V50H213ZM231 51V52H230ZM250 51V52H249ZM261 52V54H260V52ZM19 52V51H18ZM27 52V51H26ZM42 52V51H41ZM40 52V53H41ZM52 52V51H51ZM51 52H50V54H51ZM59 52H57V53H59ZM86 52V51H85ZM101 52V51H100ZM99 52V53H100ZM114 52V51H113ZM113 52H112V55L111 56H113ZM136 52H139V51H136ZM144 52V51H143ZM150 53H151V51H149ZM168 52H170V51H168ZM187 52H192V51H187ZM186 52V53H187ZM195 52V51H194ZM209 52V51H208ZM208 52H207V54H208ZM212 52V51H211ZM210 52V53H211ZM220 52H221V50H220ZM219 52V53H220ZM1 53V52H0ZM31 53V52H30ZM49 53V52H48ZM47 53V54H48ZM67 53V52H66ZM73 53V52H72ZM75 53H76V51H75ZM74 53V54H75ZM99 53H97L98 55H99ZM122 53H121V55H122ZM132 53H131V51H130V56L132 55ZM145 53V52H144ZM143 53V54H144ZM166 53V52H165ZM182 53V52H181ZM197 52H195L194 54H196ZM213 53V52H212ZM217 53V52H216ZM219 53L217 54V55H219ZM222 53V52H221ZM220 53V54H221ZM229 53H231L230 55H229ZM29 54V53H28ZM27 54V55H28ZM34 54V53H33ZM37 54V53H36ZM35 54V56H37ZM41 54H43V52L41 53ZM41 54H39V55H41ZM50 54H49V56H50ZM60 54H61V52H60ZM83 54H84V52H83ZM86 54V53H85ZM96 54V55H97ZM102 54H104V53H102ZM129 54V53H128ZM127 54V55H128ZM147 55H150V54H148V52L146 53ZM146 54H145V56H146ZM152 54V53H151ZM170 54V53H169ZM172 54V53H171ZM170 54V55H171ZM190 54V53H189ZM193 54V53H192ZM194 54H193V56H194ZM206 54V53H205ZM206 54V55H207ZM226 54H228V56L226 55ZM17 55V54H16ZM15 55V56H16ZM24 55V57L25 56H27V55H25V53L23 54ZM46 55V54H45ZM53 54H51V56H52ZM56 55H58V54H56ZM55 55V56H56ZM69 55V54H68ZM72 55V54H71ZM70 55V56H71ZM75 55H77V54H75ZM106 55V54H105ZM121 55L119 56V57H121ZM125 55V56H124ZM124 55H122V58H124L125 59V57H126V60H128V59H130V56L128 57V59H127V55L126 54H124ZM138 55L140 56L141 54H139L138 53ZM137 54H135V56L133 55V58L134 59H137L136 60V62L138 61V60H141L140 58H141V56L143 57V55H141L140 56V58H139V56H138ZM167 55V54H166ZM170 55H169V57H170ZM178 55H180V53L178 52V54L177 55H175V56H178ZM198 55V54H197ZM226 55V56H225ZM29 56V55H28ZM48 56V55H47ZM50 56V57H51ZM63 56V55H62ZM61 55H60V57H62ZM69 56V57H70ZM138 56V58H136ZM171 56H174V53H173V55H171ZM182 56L185 58V55H184V52H183V55L181 54V58H182ZM187 56V55H186ZM191 56V55H190ZM205 56V55H204ZM219 56H221V55H219ZM21 57V59H22V54L19 56V58ZM44 57V56H43ZM43 57H41V59L43 58ZM60 57H58L57 58V60L56 61H59L58 59H60ZM94 57V58H93ZM106 57H108V56H106ZM117 56H115L114 57V59L116 58ZM146 57H148V56H146ZM167 57H168V55H167ZM169 57H168V59H169ZM189 57V55L187 56V58ZM192 57V56H191ZM190 57V58H191ZM197 57V56H196ZM206 57V56H205ZM217 57V56H216ZM216 57H214V60H215V58ZM17 59H18V57H16ZM30 58V57H29ZM34 58V57H33ZM45 58V57H44ZM49 57H47V59H48ZM73 58H75V57H73ZM145 58V57H144ZM173 57H171V59H172ZM184 58H182V61H183V63H184ZM199 58V57H198ZM212 58V57H211ZM210 58V56H209V58L207 57V59H211ZM15 59V58H14ZM20 59V60H21ZM24 59V58H23ZM26 59V58H25ZM35 59V58H34ZM50 59V58H49ZM48 59V60H49ZM63 59V58H62ZM61 59V60H62ZM117 59H119L120 60V58H117ZM124 59H122L123 60V62H121V65H124ZM146 59V58H145ZM149 59V58H148ZM147 59V60H148ZM156 59H158V57L156 58ZM155 59V60H156ZM160 59V58H159ZM179 59H180V56H179ZM213 59V58H212ZM217 59V58H216ZM217 59V60H218ZM225 59V58H224ZM232 59V60H231ZM9 60V59H8ZM8 60H6L7 62H9ZM30 60V59H29ZM37 60V59H36ZM36 60H33L34 62L36 61ZM39 60H40V58H39ZM45 60H46V58H45ZM47 60V61H48ZM52 60V59H51ZM50 60V61H51ZM60 60V61H61ZM64 60H65V58H64ZM67 60H66V62H65V64L67 63ZM75 60V59H74ZM73 60V62H76V61H74ZM125 60V62H128V61H126ZM131 60H133V59H130L129 60V63L131 62ZM185 60L188 62L189 60H187L186 58H185ZM198 60V59H197ZM14 61H16V59L14 60ZM18 61H19V59H18ZM17 61V62H18ZM30 61H32V57H31V60ZM121 61V60H120ZM119 61V62H120ZM142 61V60H141ZM161 61V60H160ZM159 61V62H160ZM163 61V60H162ZM175 61H177V58L175 59ZM192 61V60H191ZM190 61V62H191ZM199 61V60H198ZM205 61H206V59H205ZM230 61V62H229ZM5 62V61H4ZM6 62V64L8 65L9 63H7ZM20 62V61H19ZM26 62V61H25ZM29 62V61H28ZM38 62V61H37ZM42 62H44V60L42 61ZM62 62H63V60H62ZM78 62V61H77ZM158 62V61H157ZM170 62V61H169ZM194 62V61H193ZM197 62V61H196ZM206 62H208V61H206ZM205 62V63H206ZM210 62H212V60L210 61ZM209 62V63H210ZM216 62V61H215ZM14 63V62H13ZM22 63V62H21ZM41 63V62H40ZM46 63V62H45ZM45 63H44V65H45ZM116 64H117V62H115ZM114 63V64H115ZM139 62H137L136 64H135V61H134V65H137ZM156 63V62H155ZM167 63V62H166ZM172 63H174V62H172ZM177 63H179V60H178V62ZM177 63H175V64H177ZM182 62H180V64H181ZM186 63V62H185ZM184 63V64H185ZM204 63V67L205 66H207L206 64ZM5 64V65H6ZM20 64V63H19ZM61 64V63H60ZM133 64V63H132ZM146 64V63H145ZM148 64V63H147ZM162 65H161V67L163 66V63H161ZM169 64V63H168ZM186 64H188V63H186ZM191 64V63H190ZM189 64V65H190ZM194 64H197V63H194ZM200 64V63H199ZM208 64V63H207ZM211 64H213V62L211 63ZM25 65V64H24ZM28 65H31V62L28 64ZM28 65H27V67H24L25 69L26 68H28ZM39 65V64H38ZM67 65H66V68H67ZM92 67H91V66ZM134 65H133V67H134ZM155 65V64H154ZM173 65V64H172ZM171 65V66H172ZM182 65V64H181ZM180 65V66H181ZM189 65H187V66H189ZM192 65V64H191ZM214 65H216V63H214ZM214 65H213V67H214ZM3 66V65H2ZM26 66V65H25ZM34 66H36V64L34 65ZM39 66H43V65H39ZM46 66V65H45ZM44 66V67H45ZM73 68H72V67ZM76 66V67H77ZM94 66V67H93ZM118 66H119V64H118ZM143 66V65H142ZM142 66H140V67H142ZM146 66V65H145ZM150 66V65H149ZM166 65H164V67H165ZM177 66V65H176ZM194 66V65H193ZM196 66V65H195ZM194 66V67H195ZM199 66V65H198ZM3 67H5V66H3ZM11 67V66H10ZM33 67V66H32ZM59 66H58V68H60ZM64 67V66H63ZM77 67V69H79ZM89 67V68H88ZM122 66H121V69L123 68ZM131 67V66H130ZM132 67V68H133ZM137 67H139V64L137 65ZM136 67V68H137ZM144 67V66H143ZM146 67H148V66H146ZM146 67H144V68H146ZM155 67V66H154ZM160 67V66H159ZM160 67V68H161ZM173 67H175V66H173ZM183 67V66H182ZM184 67H186L185 65H184ZM190 67V66H189ZM193 67V68H194ZM197 67V66H196ZM212 67V66H211ZM238 67H243V69H239ZM7 68V70H8V67H6ZM5 68V69H6ZM35 68V67H34ZM37 68V67H36ZM35 68V69H36ZM43 68V67H42ZM51 68V67H50ZM92 70H94V71H92ZM123 68V69H124ZM132 68H130V70H133V71H131V72H134L136 69H135V67L132 69ZM157 68V67H156ZM172 68V67H171ZM192 68V69H193ZM209 68V70L211 71V69H210V64H209V66H207V69ZM217 68H218V70H217ZM220 68V69H219ZM222 68V69H221ZM234 68V70H232ZM12 69H13V65H12ZM12 69H11V71H12ZM32 69V68H31ZM38 69H40V68H38ZM48 69H46V70H48ZM76 69V68H75ZM74 69V70H75ZM88 69H90V74L89 75H91V73L92 72H95V70L97 71V73H99V76H100V74L101 73H103V74H101V75H104V76H100V77H96L97 79L98 78H101V79H98V80H96L95 82H94V84L93 85H91L92 83H91V81L93 80V77H89V76H86V74L84 75L83 74V71H86L87 70V72H84V73H88ZM155 69V68H154ZM164 69V68H163ZM166 69H167V67H166ZM185 69V68H184ZM191 69V68H190ZM194 69H196V68H194ZM238 69V70H237ZM2 70V69H1ZM6 70V71H7ZM10 70V69H9ZM8 70V71H9ZM34 70V69H33ZM32 70V71H33ZM48 70V71H49ZM73 70V71H74ZM98 70H100V72L98 71ZM115 70V69H114ZM129 70V71H130ZM138 70V69H137ZM136 70V72L140 75V73H139V71H137ZM157 70V69H156ZM177 70V69H176ZM186 70V69H185ZM196 70H198V69H196ZM204 70V72H206L205 70L206 69H203ZM236 70V71H235ZM3 71H5V70H3ZM7 71V72H8ZM29 71V70H28ZM38 71V70H37ZM43 71V70H42ZM47 71V72H48ZM120 71V72H121ZM143 71V70H142ZM145 71H146V69H145ZM148 71V70H147ZM177 71H181V70H177ZM176 71V72H177ZM184 71V70H183ZM209 71V72H210ZM234 71V72H233ZM10 72V71H9ZM13 72V71H12ZM31 72V71H30ZM34 72V71H33ZM36 72V71H35ZM39 72V71H38ZM37 72V73H38ZM44 72H45V70H44ZM116 72H117V69H116ZM119 72V73H120ZM135 72V74H137ZM141 72V71H140ZM158 72V70L156 71V73ZM185 72V71H184ZM183 72V73H184ZM187 73H189V70L188 71H186ZM194 72H196V71H194ZM193 72V73H194ZM200 72V71H199ZM203 72V71H202ZM208 71L206 72L207 73V75H209L208 73H209ZM3 73V72H2ZM2 73H0V75H3ZM11 73V72H10ZM32 73V72H31ZM56 73V74H57ZM68 73V77H67V74ZM72 74V75H69V74ZM96 73V72H95ZM112 73V72H111ZM114 73V72H113ZM163 73H165V72H163ZM167 71H166V75H167ZM169 73H170V70H169ZM178 73V72H177ZM177 73H176V75H177ZM191 73H192V71H191ZM190 73V74H191ZM192 73V74H193ZM197 73V72H196ZM210 73V74H211ZM231 73H230V75H231ZM9 74V73H8ZM26 74H29V73H26ZM59 74H57V75H59ZM64 74V77L66 76V78H68L70 81H71V84L73 83V86H74V83H75V85L77 86H79V87H77L76 88V90L77 91H75V87H74V91H67L66 90V88H65V85H70V84H68V83H70L69 82V80H66V78H65V80L67 81H65L64 80V78H63V75ZM94 74V73H93ZM107 76H106V75ZM122 74V75H123ZM161 73H159V75H160ZM171 74H172V72H171ZM179 74V73H178ZM191 74V75H192ZM195 74V73H194ZM199 74V73H198ZM205 74V73H204ZM42 75V73L40 74V75H38L39 77ZM84 75V76H83ZM88 75V74H87ZM121 75V73L120 74H118V76H119V78H120V76H122ZM175 75V74H174ZM202 75V74H201ZM206 75V74H205ZM204 75V76H205ZM214 75L212 76V78L214 77ZM28 76L29 75H26L25 76V78H27V80L26 81H28ZM34 76H36V73L34 74ZM37 76V77H38ZM43 76V75H42ZM94 76V75H93ZM106 76V77H105ZM113 76V75H112ZM114 76H117V73H116V75H114ZM113 76V77H114ZM118 76H117V78H118ZM141 76V75H140ZM145 76H147L148 77V75H144V77ZM162 76V75H161ZM164 76V75H163ZM169 76V75H168ZM189 76V75H188ZM198 76V75H197ZM203 76V77H204ZM225 76V75H224ZM0 77H2V76H0ZM70 77V78H69ZM104 77V78H103ZM143 77V78H144ZM167 76H165V78H166ZM195 77V76H194ZM201 77V76H200ZM215 77V78H216ZM14 78V77H13ZM24 78V79H25ZM92 80H91V79ZM95 78V77H94ZM103 78V79H102ZM123 78V77H122ZM164 78V79H165ZM169 78V77H168ZM209 78H211V76L209 77ZM214 78V79H215ZM18 79H20V78H18ZM48 79V80H49ZM88 79V80H87ZM169 79H171V78H169ZM178 79H180V78H178ZM183 79V78H182ZM191 79V78H190ZM190 79H189V82L191 83L192 81H190ZM195 79H196V77H195ZM213 79V80H214ZM15 80V79H14ZM17 80V79H16ZM22 80V82H23V79H21ZM20 80V81H21ZM38 80V79H37ZM89 80H90V82H89ZM153 80H154V82H153ZM168 80V79H167ZM171 80H173V79H171ZM181 80V79H180ZM191 80H193V78L191 79ZM203 80V79H202ZM208 80V79H207ZM56 81V82H55ZM61 82V83H59V85L57 84V82ZM66 83H65V82ZM85 81L87 82V84L89 83H91L89 86L90 87H88V88H86L85 87V85L84 84H86L85 83ZM170 81V80H169ZM174 81V80H173ZM173 81H170V82H173ZM176 81V80H175ZM182 81V82H183ZM206 81V80H205ZM211 80L209 79V82H210ZM215 81V80H214ZM14 82V81H13ZM127 82H129V81H127ZM130 82H132V81H130ZM169 82V84H171ZM194 83L196 82V81H193ZM207 82V81H206ZM205 82V83H206ZM7 83V82H6ZM18 83H21V82H18ZM28 83H30V82H28ZM31 83H30V85H31ZM118 83V84H117ZM161 83V84H160ZM164 83V84H163ZM17 84V83H16ZM164 86H163V85ZM169 84H167V85H169ZM181 84V83H180ZM191 84H193V83H191ZM20 85V84H19ZM21 85H22V83H21ZM21 85H20V87H21ZM25 85H27V83L25 82ZM24 85V86H25ZM29 85V84H28ZM29 85V86H30ZM83 85H84V87H85V89L83 90ZM118 85H120V86H118ZM181 85H183V84H181ZM23 86V85H22ZM71 86V85H70ZM73 86H71L70 88H72ZM83 88H82V87ZM88 86V85H87ZM155 86V87H154ZM161 86H163V88H164V90L166 89V92L164 91V90H158L159 88H162ZM172 86L174 87V88H172ZM175 86H177V89H175L176 87ZM207 86V85H206ZM7 87V86H6ZM57 87V88H56ZM80 87H81V89L82 90H80ZM190 87H192V85H190ZM209 87V86H208ZM23 88V87H22ZM25 88V87H24ZM29 88V87H28ZM31 88H32V86H31ZM31 88H29V90H35V89H31ZM157 89V91H159L160 93H162L164 96L166 95V93L168 92V95L167 96H165V97H168V98H165L164 96H162V94H161V97H160V95H158L156 92H155V90ZM178 88H180V89H178ZM193 88V87H192ZM197 88L199 89V88H201V86L199 87V86H197ZM8 89H10V88H8ZM26 89H27V87H26ZM56 89H57V91H56ZM79 89V90H78ZM155 89V90H154ZM168 89H170L169 91H168ZM172 89H175V91H177V93L176 92H174V93H172V96H174V97H171V92L173 91ZM187 89V90H186ZM194 89V88H193ZM11 90V89H10ZM68 90H70V89H68ZM148 90H152L153 92H155V94H157V95H154V93L153 92H149ZM206 90V89H205ZM205 90H202V91H205ZM209 90V91H210ZM25 91H27V90H25ZM56 91V92H55ZM162 91V92H161ZM164 91V92H163ZM180 91H182L181 93H179L178 94V92H180ZM191 91H195V90H191ZM196 91H199V92H201L200 90H197L196 89ZM195 91V92H196ZM208 91V89L206 90V92ZM209 91H208V93H209ZM143 92V93H153V96H155V97H151L152 95L150 94V97L151 98H153V99H149L148 98V101L150 100V102L148 103V101H147V103L150 105H148V106H146V105H141V107H140V105H138L139 103H138V101L136 100V98L135 97H137V96H139L140 95V97H138L137 99L139 100V101H142V102H140L141 104H143V103H145V102H143V101H145L143 98H141L142 96L144 97V95H143V93L141 94V93ZM158 92V93H159ZM193 93V92H190L189 91V93H191V94H199L200 95V93ZM29 93V92H28ZM159 93V94H160ZM20 94V93H19ZM18 94V95H19ZM24 94H21V95H24ZM146 94V95H147ZM170 94V95H169ZM175 94V95H174ZM214 94H216L217 96H215ZM20 95V96H21ZM25 95V96H26ZM54 95V94H53ZM145 95V96H146ZM199 95H198V97H199ZM203 95H204V93H203ZM206 95V94H205ZM204 95V96H205ZM213 95H214V97L216 98V99H214L213 98ZM10 96V95H9ZM24 96V97H25ZM56 96H54V97H56ZM148 97H149V95H147ZM187 96H189V95H187ZM206 96H208V95H206ZM15 97V96H14ZM13 97V98H14ZM49 97V96H48ZM51 97V96H50ZM54 97H52V98H54ZM163 97V98H162ZM190 97V96H189ZM201 97V96H200ZM27 98V97H26ZM130 98H135V99H133V101H132V99L130 100ZM144 98H146V100H147V97H144ZM165 98V99H164ZM188 98V97H187ZM201 98H203V97H201ZM38 99V100H37ZM50 99L51 98H49V100H46L45 102H46V104H48V101H49V103H50ZM142 99V100H141ZM204 99V98H203ZM8 100V99H7ZM10 100L11 99H9V101L8 102H10ZM31 100H30V102H31ZM130 100V101H129ZM136 100V101H135ZM157 100V99H156ZM166 100H167V102H166ZM176 100V99H175ZM179 100V99H178ZM185 100H186V96H185ZM228 100V101H227ZM11 101H13V99L11 100ZM25 101V100H24ZM25 101V102H26ZM39 101V102H40ZM132 101V102H131ZM135 101V102H134ZM154 101H155V99H154ZM158 101V100H157ZM194 101V100H193ZM202 101V100H201ZM7 102V101H6ZM8 102L6 103L7 105H8ZM44 102V101H43ZM60 102H61V106H60ZM63 102H68V103H70V105H67L68 103H63ZM131 104H130V103ZM137 102V103H136ZM161 102H164V103H161ZM175 102V101H174ZM178 102V104H180L179 103V101H177ZM181 102V101H180ZM191 102H192V100H191ZM198 102V101H197ZM195 103V102H192L193 103V105H194V103H195V105L197 104L198 105V108H199V104L198 103ZM202 102H205V100L204 101H202ZM201 102V103H202ZM209 102V101H208ZM208 102H207V104H208ZM27 103H29V102H27ZM26 103V104H27ZM35 103V102H34ZM34 103H33V105H34ZM36 103H38V102H36ZM63 103V104H62ZM132 103H136V106H135V104H133L132 105ZM154 102H152V104H153ZM157 104V106L159 105L160 106V104ZM173 103V102H172ZM184 103V102H183ZM192 103L190 104V105H192ZM209 103H211L210 105H212L214 102H212V101H210ZM5 104V105H6ZM14 104V103H13ZM11 104V105H2V104H0V105H2V106H0V117H6L7 115L9 116V113L8 114H6L7 112H14V111H16L17 110V112H19L20 111V109H19V111H18V109H16L17 108V105L19 104L18 102H17V105L16 104ZM31 104V103H30ZM29 104V105H30ZM43 104V103H42ZM64 104H65V107H64ZM94 104V105H93ZM171 104V103H170ZM173 104H176V103H173ZM173 104H171V107L173 106ZM177 104V105H178ZM205 105H206V102L204 103ZM32 105V104H31ZM36 105V104H35ZM67 105V106H66ZM76 105V106H75ZM192 105V107H196L195 105L193 106ZM203 105V104H202ZM209 105V104H208ZM210 105L209 106H205V107H208V109H209V107H210ZM37 106V105H36ZM41 106V105H40ZM44 106V105H43ZM69 106H70V108H69ZM143 106V107H142ZM145 106H146V108H148V109H146L145 108ZM155 106H156V104H155ZM155 107L156 109H159L158 107ZM163 106H160V107H162L163 108ZM187 106V105H186ZM204 106V105H203ZM202 106V107H203ZM213 106H217V105H214L213 104ZM227 106V107H226ZM33 107V106H32ZM48 107V106H47ZM72 107V108H71ZM152 107H154V106H152ZM167 107V106H166ZM168 107H169V105H168ZM167 107V108H168ZM171 107L169 108L170 110H172V111H175V110H173V109H171ZM178 107H180V106H178ZM188 107H189V105H188ZM201 107V106H200ZM201 107V108H202ZM12 108H15V110L13 111H11V109ZM18 108H20V105H19V107ZM36 108V107H35ZM46 108V109H45ZM79 108H77V109H79ZM89 108H86V109H88L89 110ZM172 108H174L175 109V105H174V107H172ZM176 108H177V106H176ZM183 108H184V105H183ZM190 108V107H189ZM213 108H216V107H213ZM21 109H23V108H21ZM28 109V108H27ZM49 109H51V110H49ZM54 109V110H53ZM76 109V110H77ZM83 109H81L80 111H83ZM85 109V110H86ZM155 110V112H154V110ZM166 109V108H165ZM178 109H181V107L180 108H178ZM190 109H192L193 110V108H190ZM195 109V108H194ZM200 109V108H199ZM203 109H206V112H207V108H204L203 107ZM210 109H212V106H211V108ZM210 109H209V111H210ZM73 110V109H72ZM142 111V113L144 112V110H145V112L146 111H148V112H146V114L145 115H147V116H149L150 114H152L153 115V117H152V115H151V118H149L148 117V119L149 120H147V119H145L144 117V114H143V116L141 117V119H143L142 121H145L144 123H146V122H148V123H146V124H143L144 126L146 125V126H148V127H146V129L147 128H149L150 130H151V133L153 132V137L152 138H154V139H156L154 142H152V143H155L153 146V149L155 150V153H154V151H152L153 149H149L148 147H146L147 145H149V144H147V143H149V142H147L146 140H145V142L143 141L144 139H142L143 138V136H144V138H148L149 139V137L150 136H152V134H150V136H149V132H150V130L149 129H147V131L145 130V127H143V125H141L142 123H141V120L139 119L140 118V115H137V114H139L141 111ZM151 110H153L152 111V113H151ZM162 110H164V109H162ZM168 110V109H167ZM177 110V109H176ZM227 110H226V112H227ZM24 112V114L23 115H25V111H26V108L23 110ZM55 113H54V112ZM70 111V112H69ZM139 111V112H138ZM187 111V110H186ZM196 111V110H195ZM212 111V110H211ZM210 111V112H211ZM17 112H14V115H15V113H17ZM32 112V113H33ZM45 112V113H46ZM58 112H60V111H58ZM74 112V111H73ZM72 112V113H73ZM144 112V113H145ZM153 112H154V114H153ZM163 112V111H162ZM164 112H167V111H164ZM189 112H191V111H189ZM189 112H188V114L187 115H189ZM202 112V111H201ZM210 112H208V113H210ZM229 112V111H228ZM234 112H237V113H235V114H232V113H234ZM10 113V114H11ZM20 112L19 113H17V114H20V115H18L19 117H21V114ZM30 113V112H29ZM29 113H26V114H28V116H30V118H32L33 117V115H32V117H31V115H29ZM31 113V114H32ZM44 113V114H45ZM47 113V114H48ZM52 113H54V114H52ZM60 113V114H61ZM79 113V112H78ZM87 113H89V112H87ZM135 113H137V114H135ZM148 113H150V114H148ZM168 113H170V112H168ZM176 113H179L178 111H176ZM184 113H185V108H184ZM195 113H197V112H195ZM200 112H198L197 114H199ZM4 114H6V115H4ZM36 114H38V113H36ZM35 114V115H36ZM59 114V113H58ZM65 114H64V116H65ZM80 114V113H79ZM155 114H157V115H155ZM165 114V113H164ZM173 114V113H172ZM181 114V113H180ZM193 114V113H192ZM206 114V113H205ZM2 115V116H1ZM4 115V116H3ZM12 115V117H13V114H11ZM34 115V116H35ZM42 115H43V113H42ZM54 115V116H53ZM75 115V114H74ZM73 115V116H74ZM81 115V114H80ZM167 115V114H166ZM166 115H164V116H166ZM170 115H171V113H170ZM169 114H168V116H170ZM177 115V114H176ZM179 115V114H178ZM178 115H177V117H178ZM186 115V116H187ZM191 115V114H190ZM202 117H203V115L202 114H200ZM199 115V116H200ZM226 115H228L227 113H226ZM235 115V116H234ZM37 116V115H36ZM38 116H40V115H38ZM75 116H77V115H75ZM162 116V115H161ZM172 116V115H171ZM174 116V115H173ZM192 116V115H191ZM197 116V115H196ZM207 116H208V114H207ZM214 116V117H215ZM43 117H45V119H46V115L44 116L43 115ZM43 117H42V119H43ZM56 117H57V114H56ZM79 117V116H78ZM81 117H82V115H81ZM139 117V118H138ZM175 117V116H174ZM173 117V118H174ZM188 117V116H187ZM185 117L186 119L185 120H183L182 118H180L182 121H186L188 118V121L190 120L191 121V118L190 117ZM193 117H194V115H193ZM198 117V116H197ZM232 117V118H231ZM27 118H29V117H26V119ZM30 118H29V124H30ZM47 118H49V117H47ZM51 118V117H50ZM49 118V120L51 121V119ZM67 118V117H66ZM72 118V117H71ZM83 118V117H82ZM147 118V117H146ZM166 118V117H165ZM165 118H162L163 119V121H164V119ZM172 118V117H171ZM179 118V117H178ZM200 118V117H199ZM204 118V117H203ZM231 118V119H230ZM12 119V118H11ZM15 119V118H14ZM13 119V120H14ZM34 119V118H33ZM32 119V120H33ZM60 118H58V120H59ZM62 119V118H61ZM74 119V118H73ZM157 119V118H156ZM159 119V118H158ZM179 119V120H180ZM195 119L196 118H194V122H195ZM208 119V118H207ZM1 120H2V118H1ZM28 120V119H27ZM39 120H41V118L40 119H37V117H36V119H34L33 120V122L35 121L36 122V124H38L39 122H41V121H39ZM52 120H54V119H52ZM70 120H72V119H70ZM75 120V122H76V124H78V121H76ZM166 120H167V124H168V119L166 118ZM178 120V121H179ZM180 120V121H181ZM201 120V119H200ZM199 120V121H200ZM206 119H204V121H205ZM217 120V121H218ZM37 121H38V123H37ZM44 121H46V120H44ZM44 121H42V123L44 122ZM57 121V120H56ZM61 120H59V122H60ZM67 121V120H66ZM74 121V120H73ZM157 121V120H156ZM159 121H160V119H159ZM162 121V120H161ZM171 121H172V119H171ZM173 121H174V119H173ZM177 121V120H176ZM177 121V122H178ZM187 121V122H188ZM192 121V122H193ZM199 121H197V123L199 122ZM213 121V120H212ZM222 121H220V123L222 124ZM225 121V122H224ZM16 122V121H15ZM20 122H22V121H20ZM24 122V121H23ZM28 122V121H27ZM35 122H34V124L33 125H35ZM63 122H64V120H63ZM69 122V121H68ZM95 122V123H94ZM137 122H139V124L137 123ZM202 122V121H201ZM207 122V121H206ZM207 122V123H208ZM215 122V121H214ZM213 122V123H214ZM12 123H14V122H12ZM17 123L19 124V122L17 121ZM16 123V125H18ZM46 123H47V121H46ZM51 123V125H52V122H50ZM61 123V122H60ZM71 123V125H72V121H70L69 122V124ZM141 123V124H140ZM154 123V122H153ZM155 123H157V122H155ZM154 123V125H156ZM170 123V122H169ZM171 123H173V122H171ZM170 123V124H171ZM176 123V122H175ZM179 123V122H178ZM190 123V122H189ZM196 123V124H197ZM206 123V124H207ZM208 123V124H209ZM45 124V123H44ZM53 124L55 125V123H54V121H53ZM56 124L57 125H55V126H59L58 125V122H56ZM68 124V125H69ZM73 124L75 125V123L73 122ZM141 125L142 127H143V129H142V132L143 131H146V132H148V133H144V134H142L141 133V129H140V127L141 126H138V125ZM158 124H161V123H158ZM165 123H163V125H164ZM183 124H186V123H183ZM203 124H205L204 122H203ZM205 124V125H206ZM208 124H207V126H208ZM217 124V123H216ZM220 124V125H221ZM26 124H23V126H25ZM32 125V126H33ZM41 124H39V126H40ZM50 125V124H49ZM64 125V124H63ZM63 125H62V127H63ZM73 125V126H74ZM154 125H152V127H155ZM162 125V124H161ZM160 125V126H161ZM188 125V124H187ZM191 125V124H190ZM198 125H199V123H198ZM227 125V126H228ZM14 126V125H13ZM43 126V125H42ZM41 126V127H42ZM70 126V125H69ZM78 126V125H77ZM170 126V125H169ZM224 126V125H223ZM226 126V125H225ZM224 126V127H225ZM22 127V126H21ZM31 127V126H30ZM38 127V126H37ZM41 127H39V128H41ZM158 127V125H156V127L155 128H157ZM180 127V126H179ZM181 127H183V126H181ZM38 128V129H39ZM60 128V127H59ZM58 128V129H59ZM65 128V127H64ZM70 128H73V127H70ZM75 128V127H74ZM73 128V129H74ZM83 128V129H84ZM159 128V127H158ZM161 128V127H160ZM159 128V129H160ZM165 128V127H164ZM163 128V129H164ZM168 127H166V129H167ZM174 128H175V126H174ZM185 128V127H184ZM191 128V129H190ZM194 128H195V130H194ZM203 128V129H202ZM208 128H209V133H208ZM211 128V129H210ZM220 128V127H219ZM68 129V128H67ZM80 128H79V130H81ZM137 129H139V130H137ZM170 129H172V128H170ZM170 129H169V131H170ZM182 129V128H181ZM218 129V130H217ZM225 129V130H226ZM21 130V129H20ZM28 130H29V127H28ZM72 130V129H71ZM75 130H77V129H75ZM86 130V131H87ZM101 130V131H100ZM149 130V131H148ZM158 130V129H157ZM161 130V129H160ZM174 130V129H173ZM172 130V131H173ZM177 130H179V129H177ZM192 132H191V131ZM222 133L224 132L223 131V127H222ZM18 131H19V129H18ZM25 131V130H24ZM36 130H34V132H35ZM63 131V130H62ZM64 131H65V129H64ZM63 131V132H64ZM67 131V130H66ZM68 131H69V129H68ZM81 131H83V130H81ZM85 131V130H84ZM85 131V132H86ZM136 131H138V132H136ZM165 131V130H164ZM163 131V132H164ZM181 131H184V130H181ZM191 132L192 133V135H190L188 132ZM195 131V132H194ZM26 132V131H25ZM33 132V129H31L30 130V133H32ZM33 132V133H34ZM59 132V131H58ZM73 132H74V130H73ZM76 132V131H75ZM78 132V131H77ZM80 132V131H79ZM79 132L76 134H74V135H78L79 134ZM121 133L120 135H119V133ZM160 132V131H159ZM158 132V133H159ZM168 132V131H167ZM175 132H177V131H175ZM175 132H173V133H175ZM180 132V131H179ZM185 132H186V130H185ZM185 132H180L181 134H184L185 136H186V133ZM221 132V131H220ZM18 132H17V130H16V128H13V129H11L10 131L8 130V126L7 125H5L3 122H0V156L1 157H5L4 159H8V157H9V159L7 160L8 161V163L11 161V163L9 164V165H11L10 166V168L12 167V166H14L15 168L16 167H27V166H29V165H33V164H38V162H40V164H42L41 163V161L42 162H44V160L42 159V160H40L41 159V156H42V158H44V156H45V158L44 159H46V161H49V163L50 162H53L54 161V157L52 156V154H53V152H52V149H51V151L49 150V148H48V145H50V147H51V144H48L47 146H46V144H44L43 146H36V145H33L34 143V141L36 142V140H34L35 139V137H37L36 135H34L33 133H32V136H30V137H34V138H32V139H29L30 137H26V139L28 140H33V142L31 141H28L27 143H25V142H23V144H20V143H22V142H18V141H20L19 140V136H17L18 134H17ZM22 133V132H21ZM29 133V131H27V134ZM61 133V132H60ZM59 133V134H60ZM65 133H67V132H65ZM72 133V132H71ZM90 133V131L88 132H86V135L87 134H89ZM135 133H140V136H141V143L143 142V144L144 143H146V145L144 146L143 144V146L144 147H142V145H141V143H140V145H138L137 146V144H138V142H136V141H139L140 142V137L139 138H137L136 137V135H138V134H135ZM162 133V132H161ZM178 133V132H177ZM26 134V135H27ZM58 134V133H57ZM68 134V133H67ZM84 134V133H83ZM82 134V135H83ZM132 134V135H131ZM133 134H134V136H135V138H137L136 140H135V142L132 144L131 142V140L134 138L133 137ZM146 134L148 135L147 137H146ZM160 134V133H159ZM172 134V133H171ZM170 134V135H171ZM219 134H221V135H219ZM228 134V135H227ZM21 135V134H20ZM70 135V134H69ZM81 135V134H80ZM90 135H88V137L90 136ZM102 134H100V136H102V138H103V141H104V139L106 138V136L104 135L103 136ZM112 135V136H111ZM129 136L128 138H126V136ZM170 135H168L169 137H170ZM183 135V136H184ZM190 135V136H189ZM218 135V136H217ZM27 136H29V134L27 135ZM95 136V138H96V140H98L99 138V136L98 137H96ZM161 136V135H160ZM159 136V137H160ZM165 136H167V134H165ZM177 136V135H176ZM175 136V137H176ZM179 136V135H178ZM185 136H184V139H185ZM192 136V137H193ZM220 136H221V138H220ZM21 137V136H20ZM74 137H76V136H74ZM80 137V136H79ZM87 137V138H88ZM108 137L106 138L107 140H111V138L110 139H108ZM117 137V138H118ZM130 137H132L131 138V140H130ZM173 137L174 136H172V138L171 139H173ZM186 137V138H187ZM38 138V137H37ZM86 138V139H87ZM95 138L93 137V139L92 138H90V139H92L93 141H95ZM117 138H115V140H117ZM124 138L122 139L123 141H124ZM134 138V139H135ZM152 138H150L149 140L150 141H153V139ZM161 138H163L164 139V137H161ZM161 138H159V139H161ZM165 138H167V137H165ZM180 138H182V137H180ZM197 137H193V139H196ZM223 138V139H222ZM232 138V139H231ZM89 139V140H90ZM106 139H105V141L104 142H106ZM113 139V138H112ZM131 141L130 143H128V141L129 140ZM133 139V140H134ZM177 139V138H176ZM175 139V140H176ZM183 139V138H182ZM181 139V140H182ZM221 139H222V141H221ZM225 139H226V141H225ZM229 139V138H228ZM22 140H24V139H22ZM42 140V139H41ZM72 140V139H71ZM80 140H81V138H80ZM82 140H84L83 138H82ZM88 139L86 140V141H84V142H87L88 144L90 143V145L93 143V141H92V143H91V141H89ZM101 141H102V139H100ZM100 140H98V141H95V142H99ZM128 140V141H127ZM165 140V139H164ZM170 140V139H169ZM177 140H179V139H177ZM181 140H179V142H178V144L180 143V141ZM49 141V140H48ZM73 141H74V139H73ZM72 141V142H73ZM123 141H120V143H122V145H123ZM166 141V140H165ZM174 141V140H173ZM184 141V140H183ZM200 141H202L203 143H204V145H203V143H201ZM223 141H225L224 143H222ZM94 142V143H95ZM113 143H115L114 142V140L112 141ZM177 142V141H176ZM190 142H191V140H190ZM192 142H193V140H192ZM194 142H196V141H194ZM25 143V144H24ZM81 143H83V142H81ZM107 143V142H106ZM151 142H150V144H152ZM173 143V142H172ZM181 143H183V142H181ZM180 143V144H181ZM185 143V142H184ZM189 143V142H188ZM36 144V143H35ZM42 145V142L40 143H38L37 142V145ZM71 144V143H70ZM76 144V143H75ZM84 144V143H83ZM118 144H119V141H118ZM124 144H126V143H124ZM130 144H131V146H133L134 145V148H133V151H131V149H132V147L130 146ZM135 144H136V146L137 147H139V146H141V148L140 149H138L137 147V149L135 148ZM167 144H168V142H167ZM166 144V145H167ZM203 146H202V145ZM79 145H80V143H79ZM85 145H86V143H85ZM85 145H84V147L83 148H86L85 147ZM96 145V143L94 144V147L96 148V147H98V146H95ZM117 144L115 143V146H116ZM119 145H121V144H119ZM121 145V147L119 146V148L120 149H122L121 151H123V146ZM127 145H125V148H126V146ZM166 145H165V147H166ZM172 145V144H171ZM174 145V144H173ZM192 144L190 145V146H193ZM210 145V146H209ZM258 145H262L261 147H258L257 148V146ZM72 146V145H71ZM112 146V145H111ZM114 146V145H113ZM112 146V147H113ZM164 146V145H163ZM169 146V145H168ZM167 146V147H168ZM175 146V145H174ZM177 146V145H176ZM175 146V147H176ZM182 146H184V144L182 145ZM256 146V147H255ZM53 147V146H52ZM73 147V146H72ZM78 147V146H77ZM79 147H81V146H79ZM89 147V146H88ZM87 147V148H88ZM90 147H93V145H91ZM93 147V148H94ZM112 147H109L108 149H110V148H112ZM117 147V148H116ZM115 148L116 149H119L118 148V146H116ZM123 147V148H122ZM152 147V146H151ZM164 147V148H165ZM171 147H173V146H171ZM179 147V146H178ZM178 147H176V148H178ZM185 147V146H184ZM187 147H189L188 146V144H187ZM193 147V148H194ZM255 147V148H254ZM263 147V148H262ZM76 148V147H75ZM114 148V147H113ZM128 148H127V150H128ZM162 148V147H161ZM180 148V147H179ZM182 148V147H181ZM200 148H198V150H201ZM203 148V149H204ZM221 148V149H222ZM261 148V149H260ZM54 150L56 149V148H53ZM79 149V148H78ZM97 149H99V148H96L95 150L97 151ZM136 149V150H135ZM145 149V150H146ZM168 149H169V147H168ZM170 149H172V148H170ZM189 149H190V147H189ZM197 149V148H196ZM260 151V152H258L257 153V151ZM53 150V151H54ZM76 150V149H75ZM115 150V149H114ZM124 150H126V149H124ZM139 150V151H138ZM145 150H143L144 152H146ZM167 150V149H166ZM173 150V149H172ZM171 150V151H172ZM180 150V149H179ZM183 150V149H182ZM219 150V149H218ZM86 151V150H85ZM99 151V150H98ZM106 152L107 150L106 149H100V151L99 152ZM120 151V152H121ZM148 151V152H149ZM169 151V150H168ZM176 151V150H175ZM194 151V150H193ZM211 151V150H210ZM222 151V150H221ZM248 151V152H247ZM249 151H251V153L249 152ZM10 152H11V154H13V156L10 154ZM55 152V151H54ZM56 152H57V150H56ZM77 152H78V150H77ZM102 152L101 153H99V154H101V155H103L102 154ZM103 152V153H104ZM110 152V154L113 152L112 151V149L109 151ZM109 152L108 153H104V154H109ZM152 152H153V154H152ZM165 152V151H164ZM164 152H163V154H164ZM173 152V151H172ZM184 152V151H183ZM199 152H202V151H199ZM204 152H206V151H204ZM214 152H217V151H214ZM7 153V155L5 156V154ZM14 153H15V155H14ZM28 153H29V155H28ZM70 153V152H69ZM68 153V154H69ZM88 153H89V151H88ZM96 154L98 153V152H95ZM161 153V152H160ZM179 153V152H178ZM186 153V152H185ZM188 153V152H187ZM186 153V154H187ZM190 153V152H189ZM194 153V152H193ZM217 153H220V152H217ZM223 153V152H222ZM248 153H250V154H248ZM4 154V155H3ZM9 154V155H8ZM27 154V155H26ZM58 154V153H57ZM82 154V153H81ZM89 154V155H90ZM99 154H98V158L100 159V158H102L101 157V155L99 156ZM117 154V155H116ZM129 154V155H128ZM140 154H136V156H138V157H141L140 156ZM166 154H167V152H166ZM192 154V153H191ZM197 154V155H196ZM200 154V153H199ZM202 154V153H201ZM200 154V155H201ZM208 154H210V153H208ZM256 154V155H255ZM10 155H11V157H10ZM72 155V156H71ZM80 155V154H79ZM193 155V154H192ZM223 155V154H222ZM254 155V156H253ZM25 156H29L28 158L27 157H25ZM60 156V155H59ZM86 156H88V155H86ZM97 156V155H96ZM106 156V155H105ZM119 156H121V157H119ZM136 156H134L135 158H136ZM149 156V157H148ZM166 156V157H165ZM175 156H181V154L179 155V154H177V155H175ZM187 155H185V157H186ZM191 156V155H190ZM189 155L187 156V157H189V158H191ZM202 156H203V154H202ZM229 156H228V158H229ZM7 157V158H6ZM133 156H132V158H133V160H135V158H134ZM194 156H192V158H193ZM252 157H255L256 159H257V161H254V160H256V159H252ZM56 158V157H55ZM103 158H105V157H103ZM131 158V159H132ZM210 158H213V159H211L210 160ZM218 158V157H217ZM221 158V157H220ZM219 158V159H220ZM65 159V160H66ZM90 159V160H91ZM108 159L106 160V161H108ZM184 159V158H183ZM222 159V158H221ZM90 160H89V163H90ZM102 161H103V159H101ZM100 160V161H101ZM126 160H128L129 162L127 163V161ZM137 161H138V158L136 159ZM189 160H188V162H189ZM3 161H6V160H3ZM6 161V162H7ZM55 161H56V159H55ZM54 161V162H55ZM61 160H59V162H60ZM67 160L65 161L66 162V164H67V162H68ZM81 161H82V163H81ZM101 161V162H102ZM104 161H105V159H104ZM222 161V160H221ZM62 162H64V161H62ZM87 165H85L84 163ZM185 162H187V160L185 161ZM210 162H208V163H206V161L204 162H202V163H204L203 165H206V164H209ZM214 162H215V164L217 165V164H221L220 166L219 165H215L214 164ZM48 163V165L47 166H51V164H49ZM72 163V162H71ZM98 163H99V160H98ZM104 162H102V164H103ZM206 163V164H205ZM47 164V163H46ZM46 164H45V167H47L46 166ZM53 164V166H58L59 164L60 165H62L61 164V162L60 163H58L57 161H56V163H52ZM94 164H96V165H94ZM107 164L105 165V166H107ZM137 164H140V163H137ZM180 164H184V165H186V169H184V167L183 166H180ZM5 165V164H4ZM98 165V166H97ZM153 165V166H154ZM226 165V164H225ZM3 166V165H2ZM8 166V165H7ZM42 166H44V165H42ZM64 167H65V163H64V165H63ZM62 166V167H63ZM96 166V167H95ZM158 166H159V169H161V172H159L158 171ZM187 166H189V167H187ZM190 166H192V167H190ZM207 166V165H206ZM5 167V166H4ZM30 167V166H29ZM41 167V166H40ZM44 167V168H45ZM61 167V166H60ZM67 168H69V164H67V166H66ZM84 169V170H82V168ZM146 167V168H145ZM155 167V166H154ZM180 167V168H179ZM203 167H205V166H203ZM209 166H207V168H208ZM9 168V169H10ZM32 168V167H31ZM78 168V169H77ZM151 170H150V169ZM153 168V167H152ZM182 168V169H181ZM199 168H200V170H199ZM1 169V168H0ZM5 169V168H4ZM17 169V168H16ZM30 168H28V170H29ZM42 169H43V167H42ZM65 169V168H64ZM15 170V169H14ZM70 170V169H69ZM77 170V171H76ZM154 170V171H153ZM182 170H184V171H182ZM208 170V169H207ZM27 171V170H26ZM31 171H33V170H31ZM71 171H73V170H71ZM70 171V172H71ZM73 171V172H74ZM199 171V172H198ZM11 172V171H10ZM10 172H9V174H10ZM30 172V171H29ZM77 172V173H76ZM228 174H227V173ZM0 173H1V171H0ZM26 173V172H25ZM31 173V172H30ZM229 173H231V174H229ZM2 174V173H1ZM0 174V175H1ZM28 174V173H27ZM68 174H69V172H68ZM71 174V173H70ZM77 174V175H76ZM202 175H204V178H202ZM2 177H3V175H1ZM9 176V175H8ZM23 176V175H22ZM225 176V177H224ZM12 177V176H11ZM24 177V176H23ZM48 177V176H47ZM51 177V176H50ZM57 177V176H56ZM71 177H72V175H71ZM80 177V178H79ZM46 178V177H45ZM62 178V177H61ZM65 178V177H64ZM74 178V177H73ZM49 179V178H48ZM66 179V178H65ZM65 179H63V182H64V180ZM67 179H70V178H67ZM75 179L76 178H74L73 180H72V178L70 179V181L72 180L73 181V184H74V182H75ZM99 179V180H100ZM206 181L207 179H208V182L207 183H205V181ZM9 180V179H8ZM45 182L46 181H48V180H46V179H43ZM62 180V179H61ZM60 179H58V177H57V179L56 180H53L52 182L51 181H49V184L50 183H52V184H55L54 186H53V188H51L52 186L51 185H49L48 183V185H49V187H50V189H49V187H47V184L46 185H44V184H41V185H44L42 188H40L41 187V185H40V189H43L45 186V188L42 190V193H43V195L45 194L43 191L45 190L46 191V189L48 188L49 190V192L47 191V193H48V195H52L53 197H51V199L52 200H54V202L57 200L58 201V199H54V198H60V201L62 200V198L64 197H67L68 195H70V193H71V197L74 195V194H76L77 192V190H78V186H74L75 188L76 187H78L77 188V190L74 188V187H72V185L71 184H69L68 182H65V184L61 181ZM105 180V181H104ZM203 180V181H202ZM43 181V182H44ZM69 181V180H68ZM72 181H71V183H72ZM78 181H76V184H78L77 182ZM104 182H106V183H104ZM205 184H204V183ZM14 183V182H13ZM40 183H42V181L40 182ZM61 183V184H60ZM63 183V184H62ZM83 182H81L80 184H82ZM56 184H59V185H56ZM68 184V186H70V189H71V187L72 188H74L75 190V193L73 194V192L71 191V190H73V189H68L67 187L68 186H66ZM75 184V185H76ZM83 184V185H84ZM63 185V186H62ZM79 185V184H78ZM82 185V186H83ZM159 185H161V186H159ZM163 185H164V187H163ZM64 186H66V188L64 187ZM81 186V185H80ZM88 186H90V185H88ZM100 187V186H99ZM38 188V187H37ZM135 188V189H134ZM39 189V190H40ZM93 189V188H92ZM98 189H100V188H98ZM101 189V190H102ZM38 190V189H37ZM38 190V191H39ZM95 190H97V189H95ZM134 190H137L138 192H137V195L139 194V196H138V198H137V196H136V191L134 192ZM11 191H13V190H11ZM41 191V190H40ZM89 191V190H88ZM109 192H111V194L109 193ZM127 192V193H126ZM42 193H39L40 195H41V197H42ZM52 193V194H51ZM115 193V194H114ZM122 193V192H121ZM10 194V193H9ZM88 194V195H89ZM100 194H101V192H100ZM120 194V193H119ZM10 196H11V194H10ZM78 196V195H77ZM77 196L75 197H73V198H77ZM104 197V198H105ZM113 197V198H114ZM8 198H10V197H8ZM64 198H63V200H64ZM69 198V197H68ZM73 198H71V200H70V198L69 199H67V201L66 200H64V201H66V202H68L69 200L70 201H72V199ZM84 198V199H83ZM110 198V199H109ZM115 198H117V197H115ZM6 199H7V197H6ZM74 199V200H75ZM78 199H76V201H77ZM84 200V201H83ZM106 200V201H107ZM110 200V201H109ZM129 201V203H127L128 201ZM145 200H147V201H145ZM152 200V201H151ZM8 201V200H7ZM10 201V200H9ZM56 201V202H57ZM76 201H74L73 203H75V206L77 207V202ZM150 202L152 205H153V208H151L152 210H154L153 212L151 211V209L150 208H148L149 207V205H148V203H146V202ZM55 202V203H56ZM58 203V202H57ZM64 203V202H63ZM72 203V202H71ZM71 203H70V205L68 206V207H63V209L64 208H72L73 206L72 205H74L73 203H72V205H71ZM95 203H93V204H95ZM142 203H144V205L142 204ZM9 204V203H8ZM24 204V203H23ZM69 204V203H68ZM128 204H129V206H128ZM150 204V205H151ZM6 205H7V203H6ZM60 205V204H59ZM59 205H57V206H59ZM64 205V204H63ZM88 207H86V206ZM146 205H147V208H144V207H146ZM65 206H67L66 204H65ZM102 206V207H101ZM117 206V207H118ZM128 206V207H127ZM137 206H138V210H136V208H137ZM172 206V207H171ZM5 207V206H4ZM84 207H86L87 209H85ZM104 207H105V209H107V210H105L104 209ZM111 207V208H110ZM117 207H115L116 209H117ZM126 207L127 208H131L132 207V209L135 211H140V209H141V211L138 213V214H136V215H134L135 213H137V212H135L134 214H132V212H134L132 209V211L130 210V209H128V210H130L129 212L126 210ZM136 207V208H135ZM152 207V206H151ZM171 207V209L173 208V210L172 211H170L171 209H168V208H170ZM109 208V209H108ZM119 208V207H118ZM53 209V208H52ZM51 209V210H52ZM87 210V211H85V210ZM166 209H168V210H166ZM55 210V209H54ZM57 210H62V208L60 207V209H59V207H58V209ZM120 211V210H119ZM121 211H120V213H121ZM124 211V212H125ZM155 211L156 212H166L165 214L166 215H164L163 217H162V215L160 216V214H157L156 213V215L155 216H160V217H162V218H156L155 216H151L153 219H154V217L156 218V219H152L151 217H149V216H147V218H145V219H147V220H145V219H142L145 223H146V221H147V225L148 224H150V225H148V226H146L145 224H142V222L143 221H140L139 222V217H135V218H138L139 220H137V219H134V217L132 218V216L131 215H133V216H139V215H141V217L142 218H144L143 217V215L142 214H149L150 212L151 213H153V214H155ZM168 211H170V212H168ZM131 212V214H130V216L128 215V213H130ZM141 212H143V213H141ZM168 213H170V214H168ZM91 214V215H90ZM93 214V215H92ZM97 214V215H96ZM115 214V215H114ZM188 215V216H187ZM96 216H98V217H96ZM140 217V218H141ZM91 219H89V220H91ZM149 219H151L150 221H152V222H148V220ZM158 219H162L163 221L160 223V221H158ZM90 221L91 223H93L94 224V222L93 221ZM117 221H118V219H116ZM115 220V221H116ZM158 222H157V221ZM86 222V221H85ZM100 222V221H99ZM153 222H156V223H153ZM189 222V224H186V223H188ZM91 223H87V225H88V227H90V230L92 229L91 228V226L93 225H91ZM100 223V224H101ZM113 223H115L114 221H113ZM85 224V223H84ZM89 224L91 225V226H89ZM184 224H186V225H184ZM229 224V225H228ZM86 225V226H87ZM95 225V224H94ZM103 225H102V228H104L103 227ZM153 225V226H154ZM85 226V227H86ZM98 227H100V226H98ZM97 227V228H98ZM146 227V228H145ZM151 227V226H150ZM158 227V226H157ZM187 228V229H186ZM94 229V228H93ZM111 229H113V230H115L116 232H114L113 230L111 231V232H109ZM184 229L187 231H184ZM96 230V229H95ZM188 230L190 231V232H188ZM94 230H92V232H93ZM181 231H183V232H186L187 233V235H186V233H182ZM113 232V233H112ZM175 232H178V233H175ZM188 233H189V236H188ZM227 233H233V244H229V245H227V244H223L224 243V241H222V239H225L224 237V235L226 234V236H227ZM31 234V233H30ZM39 234V233H38ZM94 234V236L96 235V233L94 232L93 233ZM92 234V235H93ZM91 235V234H90ZM98 235H100V233L98 234ZM160 235V234H159ZM174 235H170V237L171 236H174ZM228 236H230V235H228ZM90 237V236H89ZM91 237H93V236H91ZM125 237H130V238H125ZM160 237H162V236H160ZM168 237V236H167ZM181 238H182V236H180ZM175 238H178V237H176L175 236ZM94 239H97V241L95 240V242L93 241ZM101 239H102V241H101ZM166 239V238H165ZM180 238H178V240H179ZM229 239H230V237H229ZM82 240V239H81ZM81 240H79L80 241V244H82V242H81ZM89 240V239H88ZM122 240H126V241H128V242H123ZM182 240V239H181ZM78 241V240H77ZM83 241V240H82ZM168 241H169V239H168ZM88 243V241L86 240L84 243ZM172 242V241H171ZM173 242H175V240L173 241ZM176 242H177V240H176ZM179 242V241H178ZM181 242V241H180ZM183 242V241H182ZM227 242V241H226ZM156 243H155V245H153L154 247L155 246H157L156 245ZM79 244V245H80ZM89 244V243H88ZM87 244V245H88ZM171 244V243H170ZM189 244V245H188ZM176 245H178V244H176ZM186 245V246H185ZM76 246V245H75ZM92 246H91V248H92ZM172 246H174V245H172ZM179 246V245H178ZM177 246V249H179V247ZM89 247H90V244H89ZM138 247H139V245H138ZM137 247V248H138ZM154 247H152L153 249H154ZM263 247V248H262ZM157 248V247H156ZM156 248H155V250H156ZM173 248H175V247H173ZM239 248V250L236 252V249H238ZM83 249H85V248H83ZM86 249H88L87 247H86ZM139 249V248H138ZM182 249H180V252L182 251ZM88 250H90V249H88ZM98 250V251H99ZM131 250H132V252H131ZM170 250V249H169ZM174 250V249H173ZM84 251V250H83ZM90 251H92V250H90ZM97 251V252H98ZM138 250H136V252H137ZM166 251H168V250H166ZM175 251V250H174ZM179 251V250H178ZM177 251V252H178ZM67 252V251H66ZM69 252V251H68ZM73 252V251H72ZM95 252V251H94ZM93 252V253H94ZM170 252H172V251H170ZM183 252V251H182ZM109 253V252H108ZM121 253H123L122 255H121ZM237 254V256H236V254ZM64 254H65V252H64ZM64 254L62 255V256H60L61 258H63V257H65L66 256V258H68L67 257V255H68V253H66L65 254V256H64ZM71 254H73V253H71ZM112 254V253H111ZM137 254V253H136ZM171 254V253H170ZM188 254V256H186ZM243 254H242V256H243ZM70 255V254H69ZM179 255H180V257H182L181 256V254L179 253ZM234 255V258H233V260H231V258H232V256ZM59 256V255H58ZM71 256V255H70ZM138 256V255H137ZM54 257V256H53ZM60 257H58L59 259V262H60V264H61V258ZM103 257V256H102ZM167 257V256H166ZM168 258V257H167ZM177 258V257H176ZM184 258H181V260H183ZM73 259V258H72ZM106 259V258H105ZM56 261H57V256H56V259H55ZM55 260H53L54 262H56ZM65 260H67L68 261V259H65ZM80 260V259H79ZM112 260L110 261H108V262H112ZM99 261V260H98ZM97 261V262H98ZM125 261V260H124ZM125 261V262H126ZM134 261V262H133ZM175 261V260H174ZM173 261V262H174ZM178 261H179V259H178ZM231 261H233V262H231ZM62 262H64V259L62 260ZM66 262V261H65ZM71 262H73L72 260H71ZM76 262V261H75ZM77 262H79V261H77ZM76 262V263H77ZM83 262V261H82ZM107 262V263H108ZM159 262V263H158ZM180 262V261H179ZM177 263V264H181V263ZM67 263V262H66ZM102 263V262H101ZM106 263V262H105ZM113 263V264H114ZM78 264H80V263H78ZM82 264V263H81ZM96 264V263H95ZM103 264V263H102ZM109 264H112V263H109ZM120 264V263H119ZM124 264V263H123ZM173 264H176V263H173Z\"/></svg>","mask_w":264,"mask_h":264},{"label":"rangeland","instance_id":"rangeland-1","mask_svg":"<svg viewBox=\"0 0 264 264\" xmlns=\"http://www.w3.org/2000/svg\"><path fill=\"white\" fill-rule=\"evenodd\" d=\"M20 1V2H19ZM36 1V2H35ZM38 1V2H37ZM83 1H85V0H82V1H78V0H31V1H29L30 2V4L29 3H27L28 2V0H0V36H2V37H0V42L2 41L3 43L1 44L0 43V73H2L3 75H0V76H2V77H0V104H2V105H5L8 101H9V99H13V101H11L10 100V102H8V105H11V104H16L17 105V102L19 103L18 105H17V108L16 109H18V111H19V109H20V113L22 112H24L23 110L26 108V111H25V115H23L22 113V115H21V117H19L18 115H20V114H17V113H19V112H17V110L16 111H14L15 110V108H12L11 109V111L13 110L14 112H17V113H15V115H14V112H7L6 114H8L9 113V116L7 115L6 117H0V122H3L5 125H7L8 126V130L10 131L11 129H13V128H16V130H17V136H19L18 138H19V140L20 141H18L19 143L20 142H22V143H20V144H23V142H25L27 139H26V137L28 138V137H30V136H32V133L34 132V130H36L33 134L34 135H36L37 137H35V139L34 140H36V142L34 141L33 142V140H29V139H32V138H34V137H30L25 143H27L28 141H32L34 144L33 145H36V146H43L44 144H46V146L48 145V144H51V147H50V145H48V148H49V150L51 151V149H52V152H53V154H52V156L54 157V161H55V159H56V161L58 162V163H60L61 162V164L62 165H58V166H53V164L52 163H56V161L54 162H50L49 163V161H46V159H44L45 158V156H44V158H42V156H41V159L40 160H44V162H42L41 161V163L42 164H40V162H38V164L36 163V164H33V165H29V166H27V167H14V166H12L11 168H10V166L11 165H9L10 163H11V161L8 163V159H9V157H8V159H4L3 157H1L0 156V171H1V175H3V177L0 175V264H60V262H59V258L58 257H60V256H62L63 254H64V252H65V254L66 253H68V255H67V257L68 258H66V256H65V254H64V256L65 257H63V258H61V264H78V263H82V264H109V263H114L113 262V260L115 261V257H116V255H117V253H116V255H115V257H114V254L115 253H113L112 252V250H110V249H112V248H110L109 247V249H107L105 252L107 253V254H105V256L103 255L104 254V252H101L99 249H97L96 248V250L95 249H93V247L94 246H92L93 244H91L90 242H92V240L90 241V239H92V238H103V235L104 234H106L107 233V230L105 231V229H107V228H105V226L103 225L104 223L102 222V220H99L100 219V217H102L103 218V216H104V212H102V208H100L99 207V205H104V202H99L98 204H97V202L95 203V201L96 200H98V196L100 197L101 195H105V193H106V195L105 196H107V197H110L108 194H107V192H105V191H103V189H104V187L106 186V184L104 185V187H102L101 188V186L103 185V181H101V179L103 180V178H101L100 179V177H99V175H97V171H95V170H97V167H96V169H94V166H93V168H91L90 167V169L88 170L87 168H89V164L91 165L92 163H91V161L93 160V159H91L94 155V157H97L96 158V160H94L95 162H97L96 164H100V165H103V169L101 168V166L99 165H97L99 168H98V171L99 172H101V170H99L100 168L102 169V170H105L106 168H108V167H111V165L109 166L108 164H110V162H109V159L108 158H110V157H108L107 159H108V161H106L107 159H106V157H107V155H109V156H111L113 153H114V151H115V153H118L119 152V154L121 155L124 151V153L125 154H127V153H129V154H131L130 153V147L128 148V146L129 145H127V142L125 141L126 139L124 138L125 137V132H123L125 135H123V133H122V136H124L123 138H124V141L121 139V140H119V138L121 137V136H115V138H117V140H115V138L114 137H110L111 138V140H107L106 138L108 137V136H106L105 134V136H106V142H104L105 141V139H104V141H103V138H102V136H100V134H102L103 135V133H102V131H101V133L98 135V136H96L97 134H95L94 136H91V135H93L94 133H93V131L95 132V133H99V129H98V131H97V128H96V131L95 130H93L92 131V133H91V130H92V128L90 127L92 124H90V123H88V121L90 120V122H92L91 121V119H89L87 122H86V120H84L85 122H86V124L88 123L89 125L87 126V128L89 127L91 130H89V128H88V130L87 129H85L84 127L86 126L85 124H84V121H82L81 120V122H80V120H76L75 118L77 117V118H79V119H84V115L82 114V112H85V111H87V112H89V113H85L86 114V117H91L89 114H90V111H91V113H92V109H90L89 107H91L92 105H90V106H87L86 108H89V110L88 109H83V108H79V107H77V108H79V109H75L74 107L71 109V115H69V116H71V117H68L65 113V116H64V114L63 113H61V111H63V110H58V108H61V107H59V101H57V100H59V99H57L58 98V96H56L55 95V93H53V94H48V96H47V99H46V95H44V97H43V99L40 101V99H41V97L40 98H38L39 99V101H34V102H32V100H31V102H30V100L28 101H26V99H29L28 98V96L26 95V94H31V93H33L34 91L36 92V90L38 89V88H35V84L36 83H38V85H41L42 84V82H44V81H41L42 79H44V77L45 78H47L49 75L50 76H54V73H53V70H57L58 72H59V70L60 69H62V70H64V68L66 69V72H68V70H69V68H68V60L70 61V60H74V61H76V62H73V60H72V62L70 61L69 62V67H70V64H72V63H74L73 65H75L76 64V66L77 65H79V61L80 60H76V59H81L82 60V56L83 55H88L87 53H89V52H91V51H93V50H95L93 47H98V48H100V49H98V48H96V49H98L97 50V53H99L100 51V53H99V55L96 53V50H95V57L96 56H99L98 58H96V60H94V59H92V60H90L91 58L90 57H92V56H94V52L92 53H90L88 56H90L89 58H87V56H84L83 58H84V60L87 58V60H85V61H87V63L83 60L82 62H84V63H86L85 65L86 66H89L88 64L90 63L91 64V62L93 61V63H95V61H96V63H98V65L97 66H99V61H98V59H100L101 60V62H100V66L102 65L101 63L104 61V59H105V61L106 60H108L107 58H113V61H115V62H117V64L115 63H111L110 61H112V59H110L108 62H106V63H104V65L107 67L108 65H109V67L111 68V65L109 64V62L111 63V64H113L112 65V67H114V65L116 66V67H118V68H111V69H113L111 72H110V74H112L113 76L114 75H116V73H117V76H118V74H120L121 73V75L123 74V72L126 70V69H128V68H126L127 66H128V64H130L128 67H129V70H130V68H132L133 67V65H134V61H135V64L137 63V62H139L138 64H139V67H137V65H134V67H135V69L137 70V71H139V73H140V75L136 72V70L134 71V72H131V71H133L134 69V67L132 68L133 70H128V72L127 71H125V72H127V74H129V72L130 73H134L133 74V79L131 80L130 78H126V79H128L127 81H129V82H127L126 81V83L125 84H128L129 85V83H135L134 81H135V79H136V77L135 76H137L138 78H139V80H141V84H144V85H147V83H142V81L143 82H145V79H149L150 80V82H149V84L151 83L152 84V80H151V78L152 79H155V78H157L156 80H155V82L157 81L158 83H159V81H161V82H167V84H169V82L170 81H173V82H170L171 84H169V85H167L166 84V87H164V88H167L168 86H170V87H168V88H171V85H172V83L174 84V82H176V84H174V85H177V86H183L181 89H183L184 88V86H185V83L186 84H190V85H192V87L194 88H192V87H190V85H186V87H187V89H189V88H191V90H195L196 91V89L197 90H200L201 92H199V91H191V90H188V91H186L185 93H187L186 95H184V93L182 92V91H180V92H178V94L179 93H181V96H182V94H183V97H184V99H182V97H181V100H180V96H179V98L177 97L176 98V96L177 95H175V99H171V98H169L170 99V101H168V102H170L171 104H173V103H176V104H173V106L172 107H174V105H175V109L174 108H172L171 107V104L170 103H166L167 105H165V106H163V104L161 105L160 103H159V101L160 100H162L163 101V99H159V96L158 95H160V97H161V94L162 93H160L159 91H157V89L155 90V92L158 94H155V92H153L152 90H148L149 92L151 91V92H153L154 93V95H157L158 96V98L157 97H155V96H153V93H146L147 95H149V97L145 94V93H143V95H144V97H147V100H146V98H144L143 96L141 97V98H143L145 101H143V102H145V103H143V104H141L140 102H142V101H139L138 99V97H140V95L139 96H137V97H135L136 98V100L138 101V105H140V107H141V105H146V106H148L149 104L150 105H152V106H154V107H152V106H150V108L152 109V108H154L155 110H156V113H157V110H160V108H161V110L160 111H158V116H155V117H153V115L152 114H150V113H148V114H150L149 116H147V115H145L146 114V112H148V111H146L145 112V110H144V112L142 113V111L139 113V114H137V113H135V114H137V115H140V120H141V125H143V124H146V123H148V122H146V123H144L146 120L145 119H147V120H149L148 119V117L149 118H151V115H152V119H151V121L149 120V126H150V123L153 121L154 123L155 122H157V123H155L156 125H158V127L161 129H159L158 127L157 128H155L156 127V125H154V123L152 122L151 123V129L153 128V132H155L154 133V135L156 134V131H157V134L155 135L156 137L155 138H157V140L158 141H156L157 143L155 144V143H152V142H154L156 139H154V138H152L153 137V132L151 133V130L149 129V128H147V129H149L150 130V132L148 133V132H146L147 131V129H146V127H148V126H144L143 125V127H145V130L146 131H143L142 132V129H143V127L141 126V125H138L139 124V122H137L138 124V126H141L140 127V129H141V133L142 134H144L145 132L146 133H148L149 134V136H150V134H152V136H150L149 137V139L150 138H152L153 139V141H150L148 138H144V136H143V138L142 139H144L143 141L145 142V140L147 141V142H149V143H147V144H149V145H147L146 147H148L149 149L151 148V149H153V147L154 148H156L158 145L157 144H159L160 142H162V145L160 144V148H159V146L155 149V150H157L158 148V153H156V154H160V156H161V154L163 155L162 157H164V155H167V156H169V155H171L172 153L174 154V158L175 159H181L182 161H184L185 160V158H186V160H187V162H185L184 161V163H187V165L189 164V165H191V163H197V164H199L200 165V163L198 162V159H197V156H198V158H199V161H200V159H202V158H200V156L201 157H203V158H205V155H204V153H207L206 154V158H207V155H210V156H208V158L209 157H214V159L215 160H213V161H218L219 163L220 162H226V163H224L223 165V167L225 168L226 166L227 167H229L228 165H229V163L230 162H232L231 160V157L229 156V158H228V156H227V158H225L224 157V149H225V147L224 148H220V147H218V149L216 148L215 150H213V149H208L207 150V147L208 146H206L205 148H204V143L202 142V141H200L201 143H203V147L202 148H200V147H194V145L195 146H199L200 144H196V143H199L198 142V140L197 139H199L198 138V136H196V135H194L195 137H197L196 139H193V135H192V131L190 132H188L190 135H192V136H190V138L188 139V137H187V129H189V126L190 127H193V123H194V125H196V126H194L195 128L198 126V128H197V132H199L198 130H200V127H201V123H202V127L204 126L205 128V130H207L206 128L207 127H209L211 124L210 123H212V125H211V128H213V127H215V128H213V129H216V126H217V128L219 129V132L218 133H221V134H224V133H226V132H229L227 135L229 136V137H226V134H224V135H222V136H224L223 138H227V141H226V139H225V141H223L222 143H224L225 142V144H228L231 140H230V137H232V134L230 135V133H232V131L233 130H228V129H226V128H228L229 127V125L228 124H226V123H223V119L226 121V117H227V119H229V117H230V115H231V111H233V109L235 108H233L232 109V107H227V108H229L228 110L227 109H225V108H223V107H221L222 109H225V113L224 112H222V111H224V110H220V111H218L220 108H219V106H223V105H225V102H223V101H221V103H224V104H221L220 105V101H219V99L220 98H217V100L219 101H213V99H210V100H208L209 102L210 101H212V102H214L213 104L214 105H217V106H213V104L212 105H210L211 103H209L208 101H206L208 98H210V93H211V88H210V84L209 83H211L212 84V86H213V83H216L217 81L216 80H218L217 78H218V76H219V74H220V78H219V80L223 77H231L233 74H235V73H231L230 72V70L231 69H229L228 70V68H230V67H224L223 65H221V64H223L224 62H226L225 60H228V59H230L231 57H228V59H226L227 57H224L223 58V54H225L224 52H226V53H228L229 51H227L226 49H224V50H222L223 48V46L224 45H226L227 43H228V40L229 39H231V35H229V37H228V35H225V37L223 38V36H222V39L221 40H219V39H217V38H215L216 40V42H214V44H213V40L211 41L210 39H211V37L210 36H213L214 35V33L217 31V30H215L214 31V29H216L215 27H217V26H214L213 24L215 23V25L216 24H218V25H225V22L227 21L228 22V20L230 21V25H232V26H236V24H238V20H239V18H238V20H237V16H236V12H234V10L232 11L231 10V3H229V0H228V3H227V0H218L219 1V5L221 4V6H224L225 4V6H224V10L225 9H227L228 7L230 8V11L232 12V14H233V16H234V13H236L235 14V16H236V22H235V20L233 21V22H235V25H234V23L233 24H231L232 23V21L230 20V19H232V18H230L229 16L230 15H226L225 14V16H228V17H226V19H224V23H221L220 22V20H219V18L220 19H222L221 18V16L223 17V14L225 13V12H228V9L224 12L223 11V8L221 7V9L222 10H219V9H217V6H215L214 8V10H213V3L214 2H216V0H212L213 1V3H211L210 1L209 2H207V3H211V7L209 6L207 9H205L206 7L205 6H208L207 5V3H206V1H208V0H206V1H204V0H198V2L195 0V3H194V1L192 2L191 0L190 1H187L188 2V4H189V7H190V2H192L193 3V7L195 6L194 4H196V6L192 9L191 7V9L190 8H188V4H187V2L185 3V0H183V1H181V0H178V1H176V3H174L173 5H174V7H176V6H178L177 5V3H179V7H180V9L182 8V4L184 3V6L186 7H184L183 6V8H182V10L180 11V14H179V12L177 13L178 15H180L179 17H178V15L176 14V12L179 10V7H176V8H178L177 10H174V11H176L175 12V15H174V17L172 16L173 14V12H172V10L173 9H176V8H173V6H172V4H171V6L170 7H168V8H166L165 6H168V5H164V6H162L163 5V2H160V1H162V0H160L159 1V3H158V1L156 2V6L158 7V12H157V8L154 6V4H153V6H152V3H149L147 0L146 1H144V0H134V1H130V0H126V2H124L125 0H122V1H120V4L118 3V2H116V0L113 2L114 4H112V2H110V0H87V1H85V2H87L86 3V5H88V8H87V6L86 5H83L84 4V2ZM98 1H100V2H98ZM105 1V2H104ZM141 1V2H140ZM143 1V2H142ZM153 1H155V0H153ZM169 1V0H168ZM183 2V3H181V2ZM200 1H203V4L201 3V5L202 6H200V4H199V2ZM217 1V2H218ZM221 1H223V2H221ZM232 1H234V0H231V2ZM237 1V0H236ZM239 1V0H238ZM241 1V4L240 5H236L239 9H240V11H241V13H240V16L243 14V16L244 17H247V15H244V13H247V12H252L253 13V8H251L252 6L254 7H256V5H257V7L256 8H258V7H260L261 8V6H263L262 8H263V13H264V1L263 0H258V2H256L257 0H255V3L252 1L251 2V0H250V2H249V0H245V1H248V5H246V7H242L241 5H243V6H245L243 3V1L244 0H240ZM24 2H25V4H24ZM82 2V3H81ZM109 2L111 3V4H109ZM128 2L131 4H128ZM132 2H133V4H132ZM139 2H140V4H139ZM145 2H148V3H145ZM165 2H167V1H165ZM164 2V3H165ZM243 2V3H242ZM260 2V3H259ZM33 3H36V4H34L33 5ZM103 3V4H102ZM125 3H127V5H129L128 6V8L126 7L127 5L125 4ZM161 3V4H160ZM167 3H169V2H167ZM181 3V4H180ZM192 3H191V6H192ZM222 3H223V5H222ZM238 3H240V2H238ZM246 3V2H245ZM254 5H253V4ZM256 3H258V4H256ZM26 4H28V5H26ZM45 6H44V5ZM83 6H82V5ZM102 5V7H101V5ZM119 4V5H118ZM159 4L161 5V6H159ZM176 4V5H175ZM186 4V5H185ZM197 4L199 5V7L197 6ZM214 4H217V3H214ZM231 4V5H230ZM247 4V3H246ZM252 6H251V5ZM25 5V6H24ZM30 5V6H29ZM96 5V6H95ZM122 6V8H121V6ZM139 5V6H138ZM144 5H146V6H144ZM150 5V6H149ZM180 5H182V6H180ZM213 5V6H212ZM250 5V11L248 10L249 9V6ZM21 6V7H20ZM28 6H29V8H28ZM33 6H35V7H33ZM70 6H72L71 8H73V6H74V8L76 9V11L74 10V8L73 9H71L70 8ZM85 6V7H84ZM95 6V7H94ZM99 6V7H98ZM113 6H115L114 8H113ZM116 6H117V9H116ZM131 6L132 7H134V8H131ZM151 6H152V8H151ZM40 7V8H39ZM69 7V8H68ZM104 7V8H103ZM107 7V8H106ZM125 7V8H124ZM141 7H143V8H141ZM147 7H150L149 9L147 8ZM200 7H204V9L206 10H201V8ZM220 7H218V8H220ZM227 7V8H226ZM248 7V8H247ZM23 8V9H22ZM25 8H26V11H24L25 10ZM33 8H34V11H33ZM35 8H37L36 10H35ZM85 8H87V9H85ZM111 8H112V10H111ZM118 8H120V9H118ZM125 10H124V9ZM129 8H131V9H129ZM136 8H141V9H136ZM154 8V9H153ZM160 8H162V9H160ZM166 8V9H165ZM170 8H172V10H171V13H170ZM196 8V14H195V9ZM211 10H210V9ZM237 8V9H238ZM242 8H243V13H242ZM246 8H247V11H246ZM32 9V10H31ZM86 11V12H88V13H86L84 10ZM98 9H99V12H98ZM114 9H116V10H118V11H120V12H118V14H116V12H115V10ZM136 9V10H135ZM143 9H144V11H143ZM147 9V10H146ZM164 9V10H163ZM183 9H184V11H183ZM188 9H190L189 11L190 12H188V11H186V10H188ZM216 9H217V13L219 14H217L219 17H218V19H214V16L213 15H215V18H217V15H216ZM238 9V10H239ZM252 9V10H251ZM28 10V11H27ZM82 10V11H81ZM88 10V11H87ZM130 10V11H129ZM154 12V10H155V14L152 12V11ZM197 10L200 12V10L203 12V13H205L206 12V14H207V16L206 17H208V18H210V23H211V21H213V23H209L208 25L206 24V23H208V21L206 22V23H203L204 22V20L202 21V17H200L201 15H200V13L198 14V12H197ZM210 10V11H209ZM237 10V11H238ZM255 10V9H254ZM256 10H258L259 11V9H256ZM255 10V11H256ZM261 10V9H260ZM67 11V12H66ZM73 11L75 12V13H73ZM115 13H114V12ZM121 11H122V13L123 14H121ZM143 13H142V12ZM149 11H151L150 13H149ZM166 11H167V13H166ZM208 11V12H207ZM219 11V12H218ZM229 11V12H230ZM236 11V10H235ZM254 11V15L256 16V15H258V13L257 12H255ZM86 14H85V13ZM105 12V13H104ZM127 12V13H126ZM129 12H133V14L135 13V14H138V15H136V17H135V14L133 15L132 13H129ZM142 14H141V13ZM148 13V16L146 17V15H147V13ZM185 12H187L186 14H185ZM193 12V14L194 15H197V17H194V15L192 16V13ZM201 12V13H202ZM220 12H222L221 14L222 15H220ZM224 12V13H223ZM234 12V13H233ZM261 12V14L260 15H258L257 17H258V19H257V17H253L255 20L257 19V21H259V22H255V20L251 17V16H248V18H250L251 17V19H253L254 21H252L253 23H251V19H250V26H248V25H246V27L244 26L243 28H242V26H241V24H243L244 22V24H248V23H246V21H248V18H247V20L246 21H244V19H243V23H242V19L241 20H239V21H241L240 22V30L242 29L243 31L245 30V33H251V31L253 32H255L254 34H252V35H250L249 34V36L245 39V35H244V37H242V39H241V36H240V38L239 39H241L240 41L242 42V41H246L247 40V42L249 43L250 41H252V40H250V36L251 37H254V35H255V41L257 42L259 39H260V37H261V41H262V39H264V16H263V18H262V15H264L263 13ZM18 13V14H17ZM26 13H27V15H26ZM32 13V14H31ZM66 13V14H65ZM67 13H68V15L70 14V13H72V14H70L69 16L67 15ZM108 13V14H107ZM183 15H182V14ZM215 13V14H214ZM260 13V12H259ZM15 14V15H14ZM17 14V15H16ZM85 14V15H84ZM116 14V15H115ZM141 14V15H140ZM151 16H150V15ZM157 14H159V15H157ZM165 14V15H164ZM168 14H171V16L170 15H168ZM206 14H203V15H206ZM211 14H212V16H213V18H212V16H211ZM239 14V13H238ZM248 14V13H247ZM12 15V16H11ZM15 17H14V16ZM19 15V16H18ZM26 15V16H25ZM31 15V16H30ZM93 15V16H92ZM106 15H108V16H106ZM118 15V16H117ZM122 15V16H121ZM132 15V16H131ZM139 15H140V18H139ZM142 15L144 16V18L142 17ZM209 15V16H208ZM249 15H251V13H249ZM253 15V14H252ZM11 17V19H10V17ZM20 16H22L21 18H20ZM29 16V17H28ZM34 16H36L35 17V20H34ZM52 16V17H51ZM82 16H84L83 18L85 19H81L82 18ZM86 16H88L89 17V19L86 17ZM123 16H125V17H123ZM134 16V17H133ZM153 17V18H150V17ZM164 16H166L165 18H164ZM181 16H189V19L191 18L192 19V22H191V24L193 25H191V24H189V19L187 20L186 19V21H183L182 22V19H184V17H181ZM191 16V17H190ZM211 16V17H210ZM233 16H231V17H233ZM261 17V19H260V17ZM9 17V18H8ZM19 17V18H18ZM40 17V18H39ZM141 17H142V20H141ZM156 17L158 18V19H156ZM168 17L170 18V19H168ZM181 17V18H180ZM192 17H194V19L192 18ZM239 17V16H238ZM242 17V16H241ZM240 17V18H241ZM14 18V19H13ZM15 18H17V19H15ZM30 19V21H28L29 19ZM40 20H39V19ZM127 18V19H126ZM148 18H150L151 20H149ZM173 18V19H172ZM177 18V19H176ZM179 18H180V20H179ZM196 18V19H195ZM201 18V19H200ZM207 18V19H208ZM212 18V19H211ZM18 19H20V21L18 20ZM44 19V20H43ZM48 19V20H47ZM81 19V20H80ZM118 19V20H117ZM135 19V20H134ZM139 19V20H138ZM148 19V20H147ZM164 21H163V20ZM174 19L175 20H178L177 21V23H179V24H181V22H182V24L185 26H187L188 25V27H186L187 29H185V27H183V25H182V27L179 25L178 26V24L176 23V21H174ZM197 19H198V21H197ZM205 19V18H204ZM222 19V20H223ZM235 19V18H234ZM260 19V20H259ZM12 20H16V21H12ZM25 20H27V22L25 21ZM36 21L35 23H34V21ZM39 20V21H38ZM42 20V22H40ZM120 20V21H119ZM143 20H147V21H143ZM168 20V21H167ZM216 20H219V22H220V24L218 23V21H217V23L216 22H214V21H216ZM10 21V22H9ZM12 21V22H11ZM31 21H32V23H34V24H32L31 23ZM45 21V22H44ZM56 21V22H55ZM86 23L85 25H84V23ZM89 21V22H88ZM109 21V22H108ZM116 21V22H115ZM129 21V22H128ZM139 21H141V22H139ZM151 21V22H150ZM163 21V22H162ZM180 21V22H179ZM198 22V25H196L197 23H195V22ZM201 21V22H200ZM261 21V22H260ZM30 22V23H29ZM47 22H49L50 23V25H49V23H47ZM52 22V23H51ZM60 24H59V23ZM120 22V23H119ZM134 22V23H133ZM137 22V23H136ZM143 22L145 23L144 25H143ZM184 22H185V24H184ZM200 22V23H199ZM223 22V21H222ZM226 22V23H227ZM255 22V23H254ZM15 23V24H14ZM37 23V24H36ZM42 23V24H41ZM44 23H46V24H44ZM83 23V24H82ZM87 23H90V24H88L87 25ZM112 24V25H109V24ZM127 23H130L129 25L127 24ZM148 23V24H147ZM167 23L169 24V25H167ZM177 24V25H175V24ZM188 23V24H187ZM194 23V24H193ZM203 23V25L201 26V24ZM23 24V25H22ZM31 26V28L32 27H34L35 29H31L30 28V26ZM56 26H55V25ZM57 24H59V25H61V26H57ZM71 24V25H70ZM107 25L108 24V26H104V25ZM121 25V27H122V31H121V27H119L120 25ZM140 24V25H139ZM200 24V25H199ZM207 25V27H206V25ZM228 24V26H226L227 27V29L230 27V28H233L232 26H230L229 25V22L227 23ZM252 24H253V26H252ZM262 24V25H261ZM25 25V26H24ZM36 25L38 26H40L41 25V29L39 28V26L38 27H36ZM46 25H49V26H47V27H49V29L46 27ZM69 25V26H68ZM75 25V27H73ZM82 25H84L83 27V29L84 30H87V32L85 31L84 33H83V31L84 30H82ZM90 25V26H89ZM104 27H103V26ZM116 25V26H115ZM142 25V26H141ZM165 25H167L166 27H165ZM213 25V26H212ZM255 25V26H254ZM259 25V26H258ZM18 26V27H17ZM22 26V27H21ZM27 26L29 27V31H28V28H27ZM52 26V27H51ZM66 26V28H64ZM77 26H79V28H81V31H78L79 30V28L77 29ZM81 26V27H80ZM113 26H114V29L112 30L111 28H113ZM118 26V27H117ZM127 26V27H126ZM133 26V27H132ZM140 26H141V28L142 29H144L142 32L141 31H139V30H142L141 28H140ZM166 28H164V27ZM172 27V28H170V27ZM176 26H178V27H176ZM201 26V27H203V28H199V27ZM238 26H239V24H238ZM248 26V27H247ZM24 27V28H23ZM25 27H26V29H25ZM45 27V28H44ZM55 27V28H54ZM57 27V28H56ZM86 27H88V29L86 28ZM103 27V28H102ZM132 27V28H131ZM139 29L138 31H135V30H137V28ZM154 27V28H153ZM155 27H157L156 29H155ZM169 27V28H168ZM193 27H194V30L192 31L191 29H193ZM197 27V28H196ZM211 27V28H210ZM213 27V28H212ZM225 27V26H224ZM250 27V28H249ZM7 28V30H8V32L9 31H11V29H12V33L10 32V34H12L13 36H14V34H15V37H16V35L18 36V37H16L17 39L16 40H14L15 39V37H12V38H14V39H12L13 40V42H10L11 40H9V41H7L8 39H6L7 38V36L4 38V39H6V41L3 39L2 40V38H3V36L5 35V33L7 34L8 32H7V30H5ZM8 28H11L10 30L8 29ZM14 28V29H13ZM17 28V29H16ZM19 28H21V29H19ZM37 28H39V29H37ZM46 28L48 29L47 31H49V33H45L44 34V32H46ZM54 28V29H53ZM73 28V29H72ZM86 28V29H85ZM116 28V29H115ZM124 28V29H123ZM129 29V31L130 32H128V30H126V29ZM131 28V29H130ZM135 28V30H133ZM146 28H148V29H146ZM151 28V29H150ZM163 30H162V29ZM176 28V29H175ZM181 28V29H180ZM191 28V29H190ZM220 28V27H219ZM219 28H217V29H219ZM223 28V27H222ZM229 28V29H230ZM244 28H246V29H244ZM3 29V30H2ZM23 29V30H22ZM43 29V30H42ZM59 29H60V31H61V33L60 32H58L59 31ZM154 29V30H153ZM171 29V30H170ZM179 29V30H178ZM185 31H184V30ZM189 29L192 31V33H194V35H196V36H194L192 33H191V31H189ZM195 29H197V32L195 31ZM209 29V30H208ZM213 29V30H212ZM221 29V28H220ZM226 31H227V29L226 28H224ZM223 29V30H224ZM228 29V30H229ZM249 29V30H248ZM16 30H20L21 31V34H22V32L24 31H27V32H25V35H26V33L29 35H27V38L28 37H30V38H28V40L30 39V42H28V40L27 39H25V35L23 36H20L21 34H19V32L20 31H16ZM34 30H36V31H38V32H36V35L34 34L35 33V31ZM67 30H69V32L67 33ZM73 30V31H72ZM111 30H112V32H115L114 34L112 33V35H116L117 34V36H115L116 38H118V40L119 41H121V42H119L118 43V41L116 42V41H114V38L115 37H112V35H111ZM117 30V31H116ZM149 31V32H146V31ZM150 30H153V34H151V32H150ZM160 30V32L159 33H161L162 35L163 34H165V35H161V34H159L158 33V31ZM166 32H165V31ZM168 30V31H167ZM181 30V31H180ZM187 30V31H186ZM204 32H203V31ZM241 30V31H242ZM248 30V31H247ZM34 33H33V32ZM44 31V32H43ZM57 31V32H56ZM75 31H77V32H75ZM90 31H92V32H90ZM109 31H110V33H109ZM121 31V32H120ZM124 31V32H123ZM128 33H130V34H128ZM134 31V32H133ZM164 31V32H163ZM171 32V34H170V32ZM189 31V32H188ZM198 31H200V32H198ZM220 31V30H219ZM240 31V32H241ZM242 31V32H243ZM247 31V32H246ZM250 31V32H249ZM260 31V32H259ZM30 34H29V33ZM32 32V33H31ZM41 32H43V35H41L42 33ZM62 32H64V34L62 33ZM89 32L91 33V34H93V36H90L89 35ZM105 32H108V33H105ZM118 32V33H117ZM136 32H141V33H139V35L137 36V33ZM144 32H146V33H144ZM185 33V35H183V36H180V37H186V38H183L184 39V41H183V39L182 38H179V35H180V33H181V35L182 34H184ZM187 32V33H186ZM203 32V33H202ZM213 32V33H212ZM239 33L238 34V37H239V35L240 34H245V33ZM37 33L39 34V33H41L40 34V36H38L37 35ZM55 33H56V35H55ZM59 33H60V35H59ZM78 34L77 35V38L76 37H74V35L75 34ZM102 35V36H100V34ZM120 33V34H119ZM125 33V34H124ZM151 35H150V34ZM155 33H157V34H155ZM177 33V34H176ZM188 33H190V34H188ZM206 33H207V35H206ZM218 32H216V34H217ZM224 33H226V32H224ZM223 33V34H224ZM237 33H238V31H237ZM19 34V35H18ZM33 34V35H32ZM49 35V34H52V35H50V36H47V35ZM54 34V35H53ZM62 34V35H61ZM70 34V35H69ZM84 34V35H83ZM86 34V35H85ZM95 34H97L96 36H95ZM104 34V35H103ZM106 34V35H105ZM107 34H109L108 36H107ZM134 34H136V35H134ZM142 34V35H141ZM147 34V36H144V35H146ZM155 34V35H154ZM200 34V35H199ZM209 34V35H208ZM211 34V35H210ZM234 34V33H233ZM256 34H257V36H256ZM46 35V36H45ZM68 35V36H67ZM87 35L89 36V38L87 37ZM99 35V36H98ZM124 35H125V37H127L128 35V39L127 38H125L124 37ZM127 35V36H126ZM130 35H132L131 36V38H135V39H131L130 38ZM133 35H134V37H133ZM186 35H188V36H186ZM189 35H192V36H189ZM202 35V36H201ZM235 35H237V34H235ZM259 35V36H258ZM31 36H33V37H31ZM36 36H38V37H36ZM70 36H72V37H70ZM76 36V35H75ZM83 36V38L82 39H80L81 37ZM85 36V37H84ZM105 36V37H104ZM107 36V37H106ZM120 36H121V39H123V40H121L120 39ZM136 36V37H135ZM143 36V37H142ZM149 36V37H148ZM159 36V37H158ZM163 38V37H167V38H163V39H161V37ZM207 38H206V37ZM209 36V37H208ZM226 36H227V40H225V38H226ZM24 37V38H23ZM34 37H36V38H34ZM41 37V38H40ZM46 37V38H45ZM62 37V38H61ZM74 37V38H73ZM87 37V38H86ZM96 37H97V39H96ZM100 37V38H99ZM102 37H103V41H101L102 40ZM110 37H112V39H109ZM124 37V38H123ZM146 37H148V38H146ZM150 37H152V38H150ZM155 37H156V39H155ZM171 39H170V38ZM172 37H175V38H173L172 39ZM177 37V38H176ZM190 37H192V39L195 41L196 40V42H194L191 38L189 39ZM194 37V38H193ZM197 37L199 38V40L197 39ZM205 38V39H203V38ZM232 37H234V36H232ZM263 37V38H262ZM32 38V39H31ZM68 38H70L69 40H68ZM92 38H94V39H92ZM105 38V39H104ZM116 38H115V40H116ZM130 38V39H129ZM138 38H140L142 41H140V39H139V42L137 41L136 42V40H138ZM144 38H145V40H144ZM202 38V39H201ZM209 38V40H207ZM213 38V37H212ZM236 38H237V36H236ZM235 38V39H236ZM254 38H251V39H254ZM256 38H259L258 40L256 39ZM35 39V40H34ZM40 39V40H39ZM41 39H43L44 41H45V43H44V41L43 40H41ZM46 39V40H45ZM53 39V40H52ZM54 39H56V40H54ZM61 39L63 40V39H65V40H63V42L61 41ZM72 39H73V41H72ZM85 39H86V42H85ZM89 39V40H88ZM90 39H92L91 41H90ZM101 39V40H100ZM148 39V40H147ZM150 39V40H149ZM152 39V40H151ZM154 39V40H153ZM166 40V41H168V42H166V44L168 45H166L165 44V41H163V40ZM169 39V40H168ZM178 39V40H177ZM181 39V40H180ZM186 39V40H185ZM36 40H39V42L38 41H36ZM50 40H52V42L50 41ZM60 40V41H59ZM66 40H67V42L69 43V45H67L66 43ZM82 40V41H81ZM89 42H88V41ZM95 40V41H94ZM113 40V41H112ZM127 40H128V42H127ZM131 40H132V42H131ZM133 40H135V42L133 41ZM147 40V41H146ZM159 40V41H158ZM173 40V41H172ZM180 40V41H179ZM205 42H204V41ZM233 40H234V38H233ZM232 40V42H235V41H233ZM18 41V42H17ZM56 42V43H54V42ZM73 42V44H72V42ZM76 41V42H75ZM98 41H99V43H98ZM123 41V42H122ZM131 43H130V42ZM154 42V43H152V42ZM156 41V42H155ZM208 41H210L209 43H208ZM221 41H223V43H221ZM225 41H227V42H225ZM261 41L259 40L258 42H259V44L261 43ZM264 41V40H263ZM49 42H50V44H49ZM58 42H60V43H58ZM81 42H83L84 44L82 45V43ZM88 42V43H87ZM91 42V43H90ZM94 42V43H93ZM97 42V43H96ZM126 44H125V43ZM159 42V43H158ZM170 42H175V43H173L172 45H171V43ZM177 42H181V44H182V46H181V44L180 43H177ZM191 42V43H190ZM192 42H194V43H192ZM237 42H238V40H237ZM252 42H254V41H252ZM251 42V44L253 45V43ZM254 43L255 45L256 44H258V43ZM5 43H7L6 45H5ZM10 43H12L13 45H11ZM19 44V46H22L23 45V47H22V49H20L19 50V48H21V47H19V46H17L18 44ZM22 43V44H21ZM23 43H25V45H26V47L24 46V44ZM30 43H34V45H33V47H31V44ZM62 43V44H61ZM66 45H65V44ZM78 43V44H77ZM103 44V50L101 49V45ZM115 43H117V45H115ZM133 43V44H132ZM146 43V44H145ZM149 43V44H148ZM163 43L165 44L164 46H163ZM190 43V44H189ZM197 43V44H196ZM203 43V44H202ZM207 43V44H206ZM219 43V44H218ZM225 43V44H224ZM231 43V42H230ZM230 43H228V45L230 44ZM238 43H240V42H238ZM8 44H10V45H8ZM21 44V45H20ZM38 44H40V45H38ZM60 44V45H59ZM65 46H64V45ZM88 44V45H87ZM90 44V45H89ZM96 44H99V46H97ZM108 44V45H107ZM119 44V45H118ZM123 44V45H122ZM128 44H130L129 46H128ZM136 44V45H135ZM138 44V45H137ZM149 45V46H153V45H151V44H156V46H154V48L153 47H151V48H149V46H146V45ZM159 44V45H158ZM176 44V45H175ZM177 44H180V47H179V45H177ZM189 44V45H188ZM193 44V45H192ZM199 44H200V46H199ZM206 44V45H205ZM209 44V45H208ZM211 44H213V46L211 45ZM219 45V48H222V49H218L217 47H218V45ZM222 44H223V46H222ZM234 44V43H233ZM233 44H230L229 45V47H231V49H232V46H235V44L233 45ZM244 44V43H243ZM242 44V45H243ZM259 44H258V46H259ZM263 44H264V42H263ZM262 43L260 44V46H262L263 45ZM3 45H5V47H7V49L3 46ZM16 45V46H15ZM27 45L29 46V47H27ZM55 45V46H54ZM63 47H62V46ZM75 45V46H74ZM77 45V46H76ZM95 45V46H94ZM125 45V47H126V49H127V46H128V48L129 47H131V48H129V49H125V47L123 48V46ZM132 45V46H131ZM186 47L185 49H184V46ZM210 45H211V48H210ZM217 45V46H216ZM251 45V46H252ZM254 45V46H255ZM3 46V47H2ZM9 46H11V47H9ZM15 46V47H14ZM44 46H46L47 48H43ZM50 46H53V47H51V49L49 48ZM56 46H57V48L60 50H62V51H60L61 52V54H60V52H59V50L58 49H56ZM74 48H72V47ZM82 46H84V47H82ZM86 46V47H85ZM101 46V47H100ZM111 46V47H110ZM117 46H118V50H117ZM134 46H137V47H135L134 48ZM166 46V47H165ZM175 47V49H176V47H179L180 48V50H181V48L183 47V49L180 51V50H178V48L175 50L174 49V47ZM194 46V47H193ZM198 46V47H197ZM205 46V47H204ZM208 46H209V49H208ZM214 46H215V48H214ZM220 46H222V47H220ZM239 46V45H238ZM241 46V45H240ZM239 46V47H240ZM249 46H250V44H249ZM264 46V45H263ZM37 47H38V50H40L41 48V51L43 52V54H41L42 52L41 51H38V50H36L37 49ZM66 47V48H65ZM67 47H69V48H67ZM78 47H81V49H79ZM89 47V48H88ZM155 47H156V49H155ZM159 47V48H158ZM167 48V50L169 49V47L171 48V50L169 49L168 51H170V52H168V51H165V49ZM188 47H189V49H188ZM191 47H193V50L195 51V52H197L196 54H194L195 52L193 51V50H191ZM207 47V48H206ZM226 47H228L227 45H226ZM226 47H224V48H226ZM228 47V48H229ZM242 47V46H241ZM253 47V46H252ZM2 48V49H1ZM7 50V51H5V49ZM17 48V49H16ZM23 48H24V50H26V51H24L23 50ZM25 48H29V51H28V49H25ZM110 48V49H109ZM116 48V49H115ZM121 48H123V51H124V53H122V55H124V54H128L127 55V59H128V57L130 56V51H131V53H132V50H134L133 51V53H132V55L130 56V59H133V60H131V62L129 63V60L130 59H128V60H126V57H125V59L124 58H122V55H121V53H120V49ZM140 48V49H139ZM145 48H147L146 50H145ZM197 49V50H195V49ZM206 48V49H205ZM227 48V49H228ZM249 48H251V47H249ZM249 48H248V50H249ZM255 48V47H254ZM256 48H257V46H256ZM255 48V50H257ZM31 49V50H30ZM35 49V50H34ZM53 49V50H52ZM58 50L57 52H59V53H55V51L56 50ZM87 49H88V51H87ZM91 49H93V50H91ZM109 49V54L107 55V53H108V51H105V50H108ZM125 49V50H124ZM151 49V50H150ZM154 49V50H153ZM159 49V50H158ZM188 49V50H187ZM212 49V50H211ZM218 49V50H217ZM234 50H236V48H233ZM253 49V48H252ZM259 49H261V52H263L264 51V47H262V48H259ZM258 49V50H259ZM1 50H3V52L1 51ZM47 50H48V52H47ZM78 50V51H77ZM79 50L80 51H82L81 53H79ZM86 52H85V51ZM90 50V51H89ZM111 50V51H110ZM120 50V51H119ZM130 50V51H129ZM139 51V52H136V51ZM151 51V53L149 52V51ZM156 50V51H155ZM164 50V51H163ZM172 50H175V51H178L179 53H180V55H178V56H175V55H177L178 54V52L176 53V52H173ZM184 50V51H183ZM185 50H187V51H192V52H187V51H185ZM214 50V51H213ZM220 50H221V52H220ZM247 50V49H246ZM19 51V52H18ZM52 51V52H51ZM75 51H76V53H75ZM114 51V52H113ZM117 51H119V53L120 54H118L117 55ZM129 51V52H128ZM145 53H144V52ZM172 51V52H171ZM209 51V52H208ZM213 53H212V52ZM224 51V52H223ZM232 51V52H231ZM230 52L231 53H233L234 51L233 50H231ZM251 51H253V50H251ZM31 52V53H30ZM41 52V53H40ZM50 52H51V54H53L52 56H51V54H50ZM67 52V53H66ZM73 52V53H72ZM83 52H84V54H83ZM107 52V53H106ZM112 52H113V56H111L112 55ZM117 52V53H116ZM148 52V54H150V55H147L146 53ZM166 52V53H165ZM182 52V53H181ZM183 52H184V55H185V58L187 59V60H189L188 62L185 60V58L182 56V58H184L183 60H184V63L186 62V63H188V64H184L183 63V61H182V58H181V54L183 55ZM187 52V53H186ZM207 52H208V54H207ZM211 52V53H210ZM217 52V53H216ZM221 54H220V53ZM250 52V51H249ZM260 52V51H259ZM261 52H260V54H261ZM25 53V55H27L28 53V55L27 56H25L24 57V54ZM34 53V54H33ZM37 53V54H36ZM48 53V54H47ZM77 54V55H75V54ZM80 54V56L81 57H78L79 56V54ZM86 53V54H85ZM102 53H104V54H102ZM138 53L139 54H141V55H143V57L141 56V58H140V56L138 55ZM144 53V54H143ZM171 55H173V53H174V56H171ZM190 53V54H189ZM194 54V56H193V54ZM207 55H206V54ZM219 53V55H221V56H219V55H217ZM231 53H229V55L231 54ZM17 54V55H16ZM22 54V59H21V57L19 58V56ZM35 54L37 55V56H35ZM39 54H41V55H39ZM46 54V55H45ZM49 54H50V56H49ZM56 54H58V55H56ZM69 54V55H68ZM72 54V55H71ZM91 54H92V56H91ZM97 54V55H96ZM106 54V55H105ZM135 54H137L138 56H139V58L142 60H138L137 62H136V60L137 59H134L133 58V55L135 56ZM145 54H146V56H148V57H146L145 56ZM168 55V57H169V55H170V57H169V59H168V57H167V55ZM198 54V55H197ZM234 54V53H233ZM262 54H264V52L262 53ZM16 55V56H15ZM48 55V56H47ZM56 55V56H55ZM60 55L62 56V57H60ZM71 55V56H70ZM121 55V57H119ZM189 55V57L187 58V56ZM192 57H191V56ZM206 57H205V56ZM227 56H228V54H226ZM225 55V56H226ZM46 58V60H45V58ZM70 56V57H69ZM106 56H108V57H106ZM115 56H117L115 59H114V57ZM125 56V55H124ZM138 56L136 57V58H138ZM179 56H180V59H179ZM197 56V57H196ZM209 56H210V58L211 59H207V57L209 58ZM217 56V57H216ZM16 57H18V59H19V61H18V59L16 58ZM30 57V58H29ZM31 57H32V61H30L31 60ZM35 59H34V58ZM41 57H43L42 59H41ZM47 57H49L48 59H47ZM58 57H60V59H58L59 61H56L57 60V58ZM73 57H75V58H73ZM86 57V58H85ZM146 59H145V58ZM158 57V59H156ZM171 57H173L172 59H171ZM191 57V58H190ZM199 57V58H198ZM214 57H216L217 59H218V57H219V59H221L222 60V58H223V60H222V62L223 63H221V60L219 61V59L217 60L216 58H215V60H214ZM222 57V58H221ZM16 59V61H14L15 59ZM24 58V59H23ZM26 58V59H25ZM39 58H40V60H39ZM63 58V59H62ZM64 58H65V60H64ZM67 58H68V60H67ZM70 58H72V59H70ZM117 58H120V60L119 59H117ZM149 58V59H148ZM160 58V59H159ZM177 58V61H175V59ZM10 61H9V60ZM21 59V60H20ZM30 59V60H29ZM37 59V60H36ZM52 59V60H51ZM63 60V62H62V60ZM122 59H124V65H121V62H123V60ZM148 59V60H147ZM156 59V60H155ZM199 61H198V60ZM205 59H206V61H208V62H206L205 61ZM6 60H8L9 62H7ZM33 60H36L35 62L33 61ZM44 60V62H42ZM48 60V61H47ZM51 60V61H50ZM55 60V61H54ZM61 60V61H60ZM66 60H67V63L65 64V62H66ZM103 60V61H102ZM125 60L126 61H128V62H125ZM161 60V61H160ZM163 60V61H162ZM178 60H179V63H177L178 62ZM192 60V61H191ZM212 60V62H213V64H211L212 62H210ZM232 60V59H231ZM5 61V62H4ZM18 61V62H17ZM26 61V62H25ZM29 61V62H28ZM38 61V62H37ZM52 61H54V62H56V63H58V62H60L59 63V65L58 64H56V65H58L60 68H58V66H56L57 67V69H53V67L52 66H50V64L51 65H53L54 66V62H52ZM78 61V62H77ZM89 61H91V62H89ZM112 61V62H113ZM120 61V62H119ZM158 61V62H157ZM160 61V62H159ZM170 61V62H169ZM191 61V62H190ZM194 61V62H193ZM197 61V62H196ZM216 61V62H215ZM6 62L7 63H9L8 65L6 64ZM14 62V63H13ZM22 62V63H21ZM31 62V65H28L29 63ZM41 62V63H40ZM46 62V63H45ZM82 62L80 61V63H81V65H82ZM156 62V63H155ZM167 62V63H166ZM172 62H174V63H172ZM180 62H182L181 64H180ZM206 62V63H205ZM210 62V63H209ZM230 62V61H229ZM20 63V64H19ZM44 63H45V65H44ZM52 63H54V64H52ZM95 63V64H96ZM107 63H108V65H107ZM128 63V64H127ZM133 63V64H132ZM146 63V64H145ZM148 63V64H147ZM161 63H163V66L161 67ZM169 63V64H168ZM175 63H177V64H175ZM192 65H191V64ZM194 63H197V64H194ZM200 63V64H199ZM204 63L207 65V66H209V64H210V69H211V71L209 70V68L207 69V66H203L204 65ZM208 63V64H207ZM214 63H216V65H214ZM221 63V64H220ZM6 64V65H5ZM26 66H25V65ZM36 64V66H34ZM41 64V65H43V66H39V65ZM118 64H119V66H118ZM127 64V65H126ZM155 64V65H154ZM173 64V65H172ZM190 64V65H189ZM218 64H220L221 65V67L223 66L224 67V69L226 68V73H223V72H225L224 70H222V71H220V70H218V68H217V70L219 71V74H217V77H216V75H214V74H216V72L213 70L215 67H218L219 65ZM225 64V63H224ZM5 66V67H3V66ZM12 65H13V69H12ZM27 65H28V68H24V67H27ZM66 65H67V68H66ZM104 65H102V69H101V71L103 70V71H105L104 73H108V71H110L111 69L109 68V67H103ZM125 65H126V67H125ZM144 67H146V66H148V67H146V68H144ZM146 65V66H145ZM150 65V66H149ZM164 65H166L165 67H164ZM172 65V66H171ZM177 65V66H176ZM181 65V66H180ZM184 65L186 66V67H184ZM187 65H189V66H187ZM195 67H194V66ZM199 65V66H198ZM213 65H214V67H213ZM225 65H227V64H225ZM11 66V67H10ZM33 66V67H32ZM45 66V67H44ZM54 66V67H55ZM64 66V67H63ZM76 66H74V68H73V70H72V72H73V75L70 73L69 75H72V78L74 79L75 77H76V75H74L75 73L74 72H77L76 74H78V76L77 77H79V79H81L80 78V76H82L81 75V73H80V66L78 67L79 69H77V67ZM86 66H84V65H82V68L84 67H86ZM91 66V65H90ZM121 66L124 68H122L121 69ZM131 66V67H130ZM140 66H142V67H140ZM155 66V67H154ZM161 68H160V67ZM173 66H175V67H173ZM183 66V67H182ZM212 66V67H211ZM6 67H8V70L11 72H9L8 70H7V68ZM36 69H35V68ZM43 67V68H42ZM48 67H49V69L51 70V69H53V70H51V72H52V75H51V73H50V70L48 69ZM51 67V68H50ZM55 67V68H56ZM92 67V66H91ZM94 67V66H93ZM137 67V68H136ZM157 67V68H156ZM166 67H167V69H166ZM172 67V68H171ZM196 68V69H198V70H196V69H194V68ZM222 67V68H223ZM6 68V69H5ZM32 68V69H31ZM38 68H40V69H38ZM89 68V67H88ZM104 68H106L107 70L108 69H110V70H108L107 72H106V70L104 69ZM155 68V69H154ZM164 68V69H163ZM186 70H185V69ZM191 68V69H190ZM193 68V69H192ZM221 68V69H222ZM239 69H243V67H238ZM2 69V70H1ZM11 69H12V71H11ZM34 69V70H33ZM46 69H48V70H46ZM86 69H87V67H86ZM91 69V68H90ZM90 69H88L89 71H88V73H84V72H87V70L86 71H83V74L85 75L86 74V76H91V77H93V80L91 81V83L94 81H96V80H98V79H101V78H96V77H100V76H104V75H101V74H103V73H101L100 72V70H98L101 74H100V76H99V73H97V71L95 70V72H92L91 73V75H89L90 74ZM115 69V70H114ZM116 69H117V72H116ZM145 69H146V71H145ZM158 70V72L156 73V71ZM181 70V71H177V70ZM203 69H206L205 71L207 72H209L208 74L209 75H207V73L206 72H204V70ZM216 69V68H215ZM220 69V68H219ZM3 70H5V71H3ZM8 72H7V71ZM29 70V71H28ZM34 72H33V71ZM39 72H38V71ZM43 70V71H42ZM44 70H45V72H44ZM71 70V69H70ZM69 70V71H70ZM77 70V71H76ZM92 70V69H91ZM123 72H122V71ZM143 70V71H142ZM148 70V71H147ZM169 70H170V73H169ZM185 72H184V71ZM189 70V73H187L186 71H188ZM232 70H234V68L232 69ZM238 70V69H237ZM32 73H31V72ZM36 71V72H35ZM48 71V72H47ZM57 71H56V73H57ZM65 71V70H64ZM64 71H62V73L64 72ZM92 71H94V70H92ZM121 71V72H120ZM141 71V72H140ZM166 71L168 72L167 73V75L165 74L166 73ZM179 73H177V72ZM191 71H192V73L194 72V71H196V72H194L193 74L191 73ZM200 71V72H199ZM203 71V72H202ZM215 73H214V72ZM236 71V70H235ZM38 72V73H37ZM114 72V73H113ZM120 72V73H119ZM125 72H124V74H125ZM135 72L137 73V74H135ZM163 72H165V73H163ZM171 72H172V74H171ZM184 72V73H183ZM211 72H213V73H211ZM234 72V71H233ZM9 73V74H8ZM26 73H29V74H26ZM36 73V76H34V74ZM42 73V75L39 77L38 75H40ZM46 73H50L49 75H47ZM55 73V75H56V77L52 80L51 79V77H50V79H49V77L47 78V81H53L54 82V80L57 78V81H58V79L60 80V75L62 74L61 73V71L59 72V73H61V74H59V73H57V74H59V75H57ZM65 73V72H64ZM69 73V72H68ZM68 73L66 74L67 75V77H68ZM94 73V74H93ZM159 73H161L160 75H159ZM176 73H177V75H176ZM192 75H191V74ZM199 73V74H198ZM206 75H205V74ZM211 73V74H210ZM218 73V72H217ZM230 73H231V75H230ZM46 74V75H45ZM88 74V75H87ZM122 75V76H120V78H119V76H118V78H117V76H110L111 78H113V80L115 79V80H119L120 82L119 83H121V86L123 85H125V84H123V81H122V79L124 80V78L125 77H128V76H125V75ZM175 74V75H174ZM186 74H187V77H186ZM202 74V75H201ZM26 75H29L28 76V81H26L27 80V78H25V76ZM33 75V76H32ZM45 75V76H44ZM80 75V76H79ZM83 75V76H84ZM94 75V76H93ZM106 75V74H105ZM108 76H109V73L107 74ZM106 75V76H107ZM135 75V76H134ZM144 75H148V77L147 76H145L144 77ZM153 75H154V77H153ZM162 75V76H161ZM164 75V76H163ZM169 75V76H168ZM182 75L183 76H185L186 77V79H188V80H186L185 79V77H182ZM189 75V76H188ZM198 75V76H197ZM205 75V76H204ZM214 75V77L212 78V76ZM225 75V76H224ZM30 76H32V78L34 79V77H35V79L33 80ZM38 76V77H37ZM53 76H52V78H53ZM63 76V78H64V80H65V78H66V76L64 77V74L62 75ZM105 76V77H106ZM165 76H167L166 78H165ZM196 77V79H195V77ZM201 76V77H200ZM204 76V77H203ZM211 76V78H209ZM14 77V78H13ZM76 77V79H78ZM95 77V78H94ZM123 77V78H122ZM144 77V78H143ZM151 77V78H150ZM171 78V79H173V80H171V79H169V78ZM216 77V78H215ZM18 78H20V79H18ZM25 78V79H24ZM42 78V79H41ZM70 78V77H69ZM87 78V77H86ZM85 77L83 78L82 77V79L81 80H85L86 79ZM104 78V77H103ZM102 78V79H103ZM135 78V79H134ZM165 78V79H164ZM178 78H180V79H178ZM183 78V79H182ZM193 78V80H191V79ZM215 78V79H214ZM222 78V79H223ZM15 79V80H14ZM17 79V80H16ZM21 79H23V82H22V80ZM38 79V80H37ZM39 79H41V80H39ZM49 79V80H48ZM96 79V80H95ZM168 79V80H167ZM189 79H190V81H192L191 83H193V84H191L190 82H189ZM203 79V80H202ZM208 79V80H207ZM209 79L211 80L210 82H209ZM215 81H214V80ZM221 79V80H222ZM21 80V81H20ZM31 80H33L32 81V83L34 82L35 84H32L31 83ZM45 80V79H44ZM66 80H69L68 78H66ZM65 80V81H66ZM88 80V79H87ZM134 80V81H133ZM139 80H137L136 79V83H138V84H140V81ZM163 80H165V81H163ZM170 80V81H169ZM176 80V81H175ZM183 80H186L185 81V83H184V81ZM207 82H206V81ZM219 80H218V82H219ZM220 80V81H221ZM14 81V82H13ZM35 81H41L40 83L39 82H35ZM64 81V82H65ZM72 81V80H71ZM71 81L69 80V82L70 83H68V84H70L71 86H73V83L71 84ZM130 81H132V82H130ZM183 81V82H182ZM193 81H196L195 83L193 82ZM7 82V83H6ZM18 82H21L22 83V85H21V83H18ZM25 82L27 83V85H25ZM28 82H30L31 83V85H30V83H28ZM56 82V81H55ZM67 82V81H66ZM65 82V83H66ZM89 82H90V80H89ZM94 82L91 84V85H93L94 84ZM153 82H154V80H153ZM188 82V83H187ZM206 82V83H205ZM17 83V84H16ZM45 83V82H44ZM59 83H61L60 81L59 82H57V84L59 85ZM85 83L86 84H84L85 85V87L86 88H88V87H90L91 85L88 83L87 84V82L85 81ZM183 84V85H181V84ZM21 85V87H20V85ZM30 86H29V85ZM118 84V83H117ZM154 84V83H153ZM152 84V85H153ZM161 84V83H160ZM164 84V83H163ZM162 84V85H163ZM25 85V86H24ZM37 84H36V86H38ZM68 86V85H65V88H66V90L67 91H74V87H75V91H77L76 90V88L77 87H79L78 85L76 86L75 85V83H74V86L72 87V88H70L71 86ZM84 85H83V87H84ZM88 85V86H87ZM90 85V86H89ZM207 85V86H206ZM7 86V87H6ZM31 86H32V88L33 89H35V90H29V88H31ZM118 86H120V85H118ZM164 86V85H163ZM163 86H161L162 88H159L158 90H164V88H163ZM177 86H175L176 88L175 89H177ZM197 86H201V88H197ZM209 86V87H208ZM23 87V88H22ZM25 87V88H24ZM26 87H27V89H26ZM29 87V88H28ZM38 87H40V86H38ZM82 87V86H81ZM81 87H80V90H82L81 89ZM82 87V88H83ZM85 87L83 88V90L85 89ZM155 87V86H154ZM8 88H10V89H8ZM31 88V89H32ZM57 88V87H56ZM172 88H174L173 86H172ZM210 88V89H209ZM68 89H70V90H68ZM175 89H172L173 91L171 92V97H174V96H172V93H174V92H176L177 93V91H175ZM178 89H180V88H178ZM180 89V90H181ZM186 89V90H187ZM208 89V91H209V93H208V91L206 92V90ZM25 90H27V91H25ZM79 90V89H78ZM170 89H168V91H169ZM202 90H205V91H202ZM56 91H57V89H56ZM55 91V92H56ZM165 92H166V89L164 90ZM163 91V92H164ZM171 91V90H170ZM183 91H185V89H183ZM189 91L190 92H195V93H200V95L199 94H191V93H189ZM27 92V93H26ZM29 92V93H28ZM160 94H159V93ZM162 92V91H161ZM20 93V94H19ZM24 93H26V94H24ZM141 93V92H140ZM141 93V94H142ZM203 93H204V95L206 94V95H208V96H204L203 95ZM19 94V95H18ZM21 94H24V95H21ZM150 94L152 95L151 97H155L154 99H155V101H154V99L153 98H151L150 97ZM10 95V96H9ZM21 95V96H20ZM26 95V96H25ZM146 95V96H145ZM168 95V92L166 93V95L165 96H167ZM170 95V94H169ZM180 95V94H179ZM187 95H189V96H187ZM198 95H199V97H198ZM215 96H217L216 94H214ZM214 95H213V98L214 99H216L215 97H214ZM15 96V97H14ZM25 96V97H24ZM51 96V97H50ZM54 96H56V97H54ZM162 96H164L163 94H162ZM164 96V97H165ZM185 96H186V100H185ZM203 97V98H201V97ZM14 97V98H13ZM27 97V98H26ZM52 97H54V98H52ZM188 97V98H187ZM49 98H51L50 99V103H49V101H48V104H46V100H49ZM135 98H133V99H135ZM138 98V99H137ZM148 98L150 99H153L152 100V102H154L153 104H152V102H150V100L148 101ZM163 98V97H162ZM165 98H168V97H165ZM164 98V99H165ZM211 98H212V95H211ZM8 99V100H7ZM37 99V100H38ZM132 98H130V100H131ZM133 99H132V101H133ZM158 101H157V100ZM179 99V100H178ZM26 102H25V101ZM129 100V101H130ZM135 100V101H136ZM142 100V99H141ZM191 100H192V102H197L201 107L203 106L204 108H207V112H206V109H203V107L201 108L200 106H199V108H198V105L196 104L195 105V103H194V105L196 106V107H192V105H193V103L191 102ZM194 100V101H193ZM204 101L205 100V102H206V105L204 104L205 102H202V101ZM221 100V99H220ZM7 101V102H6ZM44 101V102H43ZM54 101H56L55 102V105L57 104V102H58V105H57V107L58 108H56L57 109V111H55L56 112V114H57V117H56V114H55V116L54 117H52V115L50 116V113H51V107H53L51 104H54ZM131 101V102H132ZM134 101V102H135ZM147 101H148V103H147ZM175 101V102H174ZM177 101H179V103L180 104H178V102ZM181 101V102H180ZM228 101V100H227ZM27 102H29V103H27ZM36 102H38V103H36ZM166 102H167V100H166ZM173 102V103H172ZM184 102V103H183ZM202 102V103H201ZM207 102H208V104L210 105V107H209V109L211 108V106H212V109H210V111H209V109H208V107H205V106H209L208 104H207ZM27 103V104H26ZM32 105H31V104ZM33 103H34V105H33ZM43 103V104H42ZM63 103H68V102H63ZM62 103V104H63ZM130 103V102H129ZM137 103V102H136ZM136 103H132V105L133 104H135V106H136ZM160 104V106H163V108L162 107H160L159 105L157 106V104ZM161 103H164V102H161ZM192 103V105H190ZM13 104V105H14ZM30 104V105H29ZM37 106H36V105ZM131 104V103H130ZM155 104H156V106L159 108V109H156L155 107ZM178 104V105H177ZM203 104V105H202ZM218 104H219V106H218ZM2 105H0V106H2ZM7 105V104H6ZM5 105V106H6ZM7 105V106H8ZM19 105H20V108H18L19 107ZM41 105V106H40ZM44 105V106H43ZM67 105H70V103H68ZM66 105V106H67ZM94 105V104H93ZM137 105V106H138ZM168 105H169V107H168ZM183 105H184V108H185V113H184V108H183ZM187 105V106H186ZM188 105H189V107L190 108H193V110L192 109H190L189 107H188ZM193 105V106H194ZM15 106V105H14ZM33 106V107H32ZM46 106V108L48 109V108H51V109H49V110H51V111H49L50 113H48V111L46 112V110H42V111H40L41 112V114L39 113V111L38 112H33L32 111V109L35 111V109H37V107H45ZM48 106V107H47ZM60 106H61V102H60ZM76 106V105H75ZM136 106V107H137ZM146 106H145V108H146ZM168 108H167V107ZM176 106H177V108H176ZM178 106H180L181 107V109H178V108H180V107H178ZM36 107V108H35ZM64 107H65V104H64ZM143 107V106H142ZM171 107V109H173V110H175V111H172V110H170L169 108ZM213 107H216V108H213ZM21 108H23V109H21ZM28 108V109H27ZM42 108H40V109H42ZM45 108V109H46ZM69 108H70V106H69ZM91 108H93V107H91ZM149 108V107H148ZM148 108H146V109H148ZM149 108V109H150ZM166 108V109H165ZM195 108V109H194ZM40 109H37V110H40ZM81 109H83V111H80ZM153 109V110H154ZM162 109H164V110H162ZM168 109V110H167ZM177 109V110H176ZM213 109H215L216 111H218V113H221V115L223 116L222 118H220V117H217L216 118V116H221V115H219V114H217V112L214 110L213 111ZM230 109H231V111H230ZM54 110V109H53ZM153 110H151V113H152V111ZM155 110H154V112H155ZM187 110V111H186ZM196 110V111H195ZM226 110H227V112H226ZM236 109H234V111H235ZM58 111H60V112H58ZM74 111V112H73ZM163 111V112H162ZM164 111H167V112H164ZM176 111H178L179 113H176ZM189 111H191V112H189ZM202 111V112H201ZM229 111V112H228ZM30 112V113H29ZM33 112V113H32ZM46 112V113H45ZM54 112V111H53ZM54 112V113H55ZM70 112V111H69ZM73 112V113H72ZM82 115V117H81V115L79 114V113ZM139 112V111H138ZM154 112H153V114H154ZM168 112H170L171 113V115H170V113H168ZM188 112H189V115H187L188 114ZM195 112H200L199 114H197V113H195ZM208 112H210V113H208ZM13 114V117H12V115L11 114ZM26 113H29V115H31V117H32V115L34 114H36V113H38V114H36L35 116L33 115V117L32 118H30V116H28V114H26ZM32 113V114H31ZM42 113H43V115L45 116H47V117H51L50 119H51V121L49 120V118H47L46 117V119H45V117H43V115H42ZM45 113V114H44ZM48 113V114H47ZM54 113H52V114H54ZM59 113V114H58ZM61 113V114H60ZM165 113V114H164ZM173 113V114H172ZM181 113V114H180ZM193 113V114H192ZM206 113V114H205ZM214 113H216L214 116H212V118L210 117L211 115H213ZM226 113L228 114V115H226ZM235 113H237V112H234V113H232V114H235ZM6 114H4V115H6ZM77 115V116H75V115ZM143 114H144V116H143ZM157 114H155V115H157ZM167 114V115H166ZM168 114L170 115V116H168ZM178 115V117H177V115ZM192 116H191V115ZM200 114H202L203 115V117L200 115ZM207 114H208V116H207ZM209 114H210V116H209ZM3 115V116H4ZM38 115H40V116H38ZM74 115V116H73ZM162 115V116H161ZM164 115H166V116H164ZM175 117H174V116ZM190 117L191 118V121L189 120L188 121V117ZM193 115H194V117H193ZM198 117H197V116ZM200 115V116H199ZM2 116V115H1ZM79 116V117H78ZM144 117L143 119L145 120V121H142L143 119H141V117ZM229 116V117H228ZM232 117H233V115H231ZM235 116V115H234ZM26 117H29L30 118V124H29V118H27L26 119ZM36 117H37V119H40L41 118V120H39V121H41V122H39L38 123V121H37V123L38 124H36V122H35V125H33L34 124V122H33V120L34 119H36ZM42 117H43V119H42ZM67 117V118H66ZM147 117V118H146ZM168 119V121L171 123V122H173V123H169L168 122V124H167V120H166V118ZM172 117V118H171ZM174 117V118H173ZM183 117V118H182ZM185 117H187L188 119L186 120V121H182L180 118H182L183 120H185L186 118ZM200 117V118H199ZM231 117V118H232ZM1 118H2V120H1ZM12 118V119H11ZM15 118V119H14ZM34 118V119H33ZM58 118H60L59 120H61L60 122H59V120H58ZM62 118V119H61ZM74 118V119H73ZM157 118V119H156ZM160 119V121H159V119ZM162 118H165L164 119V121H163V119ZM194 118H196L195 119V122L193 121L194 120ZM208 118V119H207ZM218 118H220V119H222V120H218ZM230 118V119H231ZM14 119V120H13ZM33 119V120H32ZM52 119H54V120H52ZM70 119H72V120H70ZM171 119H172V121H171ZM173 119H174V121H173ZM181 121H180V120ZM201 119V120H200ZM204 119H206L205 121H204ZM44 120H46L47 121V123H46V121H44ZM57 120V121H56ZM63 120H64V122H63ZM67 120V121H66ZM74 120V121H73ZM75 120L76 121H78V124H76V122H75ZM93 120V119H92ZM157 120V121H156ZM162 120V121H161ZM179 122H177V121ZM200 120V121H199ZM213 120V121H212ZM218 120V121H217ZM16 121V122H15ZM17 121L19 122V124L17 123ZM20 121H22V122H20ZM24 121V122H23ZM28 121V122H27ZM42 121H44L43 123H42ZM53 121H54V123H55V125H57L56 124V122H58V127L57 126H55L54 124H53ZM70 121H72V125H71V123L69 124V122ZM94 121V120H93ZM188 121V122H187ZM193 121V122H192ZM197 121H199L198 123H199V125H198V123H197ZM202 121V122H201ZM209 123H207V122ZM215 121V122H214ZM220 121H222V124L220 123ZM224 121V122H225ZM12 122H14V123H12ZM50 122H52V125H51V123ZM73 122L75 123V125L73 124ZM176 122V123H175ZM190 122V123H189ZM203 122L206 124H208V126H207V124L205 125V124H203ZM214 122V123H213ZM16 123L18 124V125H16ZM45 123V124H44ZM80 123H83V128L81 129V125L82 124H80ZM93 123V122H92ZM95 123V122H94ZM158 123H161V124H158ZM163 123H165L164 125H163ZM183 123H186V124H183ZM197 123V124H196ZM217 123V124H216ZM23 124H26L25 126H23ZM39 124H41L40 126H39ZM50 124V125H49ZM64 124V125H63ZM70 126H69V125ZM188 124V125H187ZM191 124V125H190ZM221 124V125H220ZM14 125V126H13ZM33 125V126H32ZM43 125V126H42ZM62 125H63V127H62ZM74 125V126H73ZM78 125V126H77ZM93 125H95V124H93ZM92 125V127L94 128V126ZM152 125H154L155 127H152ZM161 125V126H160ZM170 125V126H169ZM214 125H216V126H214ZM225 127H224V126ZM228 125V126H227ZM22 126V127H21ZM31 126V127H30ZM38 126V127H37ZM42 126V127H41ZM174 126H175V128H174ZM180 126V127H179ZM181 126H183V127H181ZM213 126V127H212ZM28 127H29V130H28ZM39 127H41V128H39ZM60 127V128H59ZM65 127V128H64ZM70 127H75L74 129L73 128H70ZM165 127V128H164ZM166 127H168L167 129H166ZM185 127V128H184ZM220 127V128H219ZM222 127H223V133H222ZM39 128V129H38ZM59 128V129H58ZM69 129V131H68V129ZM79 128L81 129V130H83V131H81V130H79ZM164 128V129H163ZM170 128H172V129H170ZM182 128V129H181ZM195 128H194V130H195ZM210 128V129H211ZM18 129H19V131H18ZM21 129V130H20ZM31 129H33V132L32 133H30V130ZM64 129H65V131H64ZM72 129V130H71ZM75 129H77V130H75ZM158 129V130H157ZM169 129H170V131H169ZM174 129V130H173ZM177 129H179V130H177ZM191 129V128H190ZM203 129V128H202ZM217 129V130H218ZM226 129V130H225ZM26 132H25V131ZM64 132H63V131ZM67 130V131H66ZM73 130H74V132H73ZM87 130L88 132L90 131V133L89 134H87L86 135V132L85 131ZM137 130H139V129H137ZM144 130V129H143ZM148 130V131H149ZM165 130V131H164ZM173 130V131H172ZM181 130H184V131H181ZM185 130H186V132H185ZM27 131H29V136H27L28 134H27ZM59 131V132H58ZM76 131V132H75ZM79 132V134L78 135H74L75 133L77 134L78 132ZM160 131V132H159ZM164 131V132H163ZM168 131V132H167ZM175 131H177V132H175ZM182 133V132H185L186 133V136L184 135V134H181L180 132ZM196 131V130H195ZM194 131V132H195ZM209 128H208V133H209ZM221 131V132H220ZM226 131V132H225ZM22 132V133H21ZM61 132V133H60ZM65 132H67V133H65ZM72 132V133H71ZM136 132H138V131H136ZM160 134H159V133ZM162 132V133H161ZM173 132H175V133H173ZM58 133V134H57ZM60 133V134H59ZM84 133V134H83ZM119 133V132H118ZM172 133V134H171ZM21 134V135H20ZM27 134V135H26ZM70 134V135H69ZM81 134V135H80ZM83 134V135H82ZM91 134V135H90ZM121 133H119V135H120ZM135 134H138V133H135ZM165 134H167V136H165ZM171 134V135H170ZM221 134H219V135H221ZM88 135H90L89 137H88ZM103 135V136H104ZM132 135V134H131ZM145 135V134H144ZM161 135V136H160ZM168 135H170V137L168 136ZM177 135V136H176ZM179 135V136H178ZM185 136V139H184V136ZM21 136V137H20ZM74 136H76V137H74ZM80 136V137H79ZM95 136L96 137H98L99 139L98 140H100V139H102V141L100 140L99 142H95V141H98V140H96V138H95ZM112 136V135H111ZM138 136V137H137ZM148 135L146 134V137H147ZM160 136V137H159ZM172 136H174L173 137V139H171L172 138ZM176 136V137H175ZM218 136V135H217ZM88 137V138H87ZM93 137L95 138V141H93L92 139H93ZM129 136L127 135L126 136V138H128ZM133 137L135 138V136H134V134H133ZM136 137L137 138H139L140 137V142L139 141H136V142H138V144H137V146L138 145H140V143H141V136H140V133L138 134V135H136ZM161 137H164V139L166 140H164L163 138H161ZM165 137H167V138H165ZM180 137H182V138H180ZM187 137V138H186ZM80 138H81V140H80ZM82 138L84 139V140H82ZM89 140L90 138H92V139H90L89 141H91V143H92V141H93V143L91 144V145H93V147H94V144L96 143V145L95 146H98V147H96V148H99V149H97V151L95 150L96 148L94 147H90L91 145H90V143L88 144L87 142H84V141H86L87 139ZM109 137H108V139H110ZM113 138V139H112ZM131 138L132 137H130V140H131ZM133 138V139H134ZM137 138H135L134 140L132 139L131 141L129 140H127L128 141V143H134L135 142V140L137 139ZM159 138H161V139H159ZM179 139V140H181L180 141V143L181 142H183V143H179L178 144V142H179V140H177V139ZM220 138H221V136H220ZM222 138V139H223ZM229 138V139H228ZM22 139H24V140H22ZM42 139V140H41ZM72 139V140H71ZM73 139H74V141H73ZM170 139V140H169ZM176 139V140H175ZM222 139H221V141H222ZM232 139V138H231ZM49 140V141H48ZM114 140V142L117 144L116 146H118V148H119V146L121 147V145H122V143H120V141H123L124 143H126V144H124L123 143V151H121L122 149H116L117 147L115 146V143H113L112 141ZM174 140V141H173ZM184 140V141H183ZM190 140H191V142H190ZM192 140H193V142H192ZM73 141V142H72ZM118 141H119V144H121V145H119L118 144ZM160 141V142H159ZM177 141V142H176ZM194 141H196V142H194ZM37 142L39 143H41L42 142V145H37ZM81 142H83V143H81ZM95 142V143H94ZM135 142V143H136ZM150 142L152 143V144H150ZM167 142H168V144H167ZM173 142V143H172ZM185 142V143H184ZM189 142V143H188ZM24 143V144H25ZM36 143V144H35ZM71 143V144H70ZM76 143V144H75ZM79 143H80V145H79ZM85 143H86V145H85ZM146 143H144L145 145H146ZM143 144V142L141 143V145ZM143 144V145H144ZM155 144V145H154ZM167 144V145H166ZM172 144V145H171ZM176 146V147H178V148H176L174 145ZM184 144V146H182ZM187 144H188V146L190 147V149H189V147H187ZM193 145V146H190V145ZM230 144V143H229ZM73 147H72V146ZM84 145H85V147L86 148H83L84 147ZM114 147H112V146ZM125 145H127L126 146V148H125ZM142 145V147H144ZM154 145V146H153ZM164 145V146H163ZM165 145H166V147H165ZM169 145V146H168ZM53 146V147H52ZM78 146V147H77ZM79 146H81V147H79ZM89 146V147H88ZM130 146H131V144H130ZM136 146V144H135V148L137 147ZM152 146V147H151ZM169 147V149H168V147ZM171 146H173V147H171ZM210 146V145H209ZM262 145H258L257 146V148L258 147H261ZM76 147V148H75ZM88 147V148H87ZM109 147H112V148H110V149H108ZM116 147V148H115ZM132 147V149H131V151H133V148H134V145L133 146H131ZM162 147V148H161ZM165 147V148H164ZM182 147V148H181ZM194 147V148H193ZM256 147V146H255ZM254 147V148H255ZM53 148H56L55 150L53 149ZM79 148V149H78ZM106 149L107 151L106 152H104V153H108L111 149H112V153L110 154V152H109V154H104L102 151V154L104 155H101V154H99V153H101V152H99L100 151V149L102 150V149ZM127 148H128V150H127ZM138 149H140L141 148V146H139V147H137ZM136 148V149H137ZM170 148H172V149H170ZM197 148V149H196ZM198 148H200L201 150H198ZM204 148V149H203ZM209 148V147H208ZM263 148V147H262ZM76 149V150H75ZM94 149V150H93ZM115 149V150H114ZM124 149H126V150H124ZM135 149V150H136ZM146 149V148H145ZM140 149V150H142V152H141V154L139 153V152H137L136 153V151H134L135 152V154L133 153V154H131L133 157L134 156H136V154L138 155V154H140V156L141 157H138V156H136V158H135V160H133V158H132V156L130 157V159H128V157H126L128 160H130L133 164H136V165H140V167H141V164H142V168L144 167L143 165L145 164V165H147V163L148 162H152V166H150L151 165V163H148V165L150 166V168L151 169H154L155 168V172L157 171L156 170V168H157V164L156 165H154V163H153V161L150 159L152 156H158V155H156V154H154V155H151L150 153H151V151H149L148 149ZM167 149V150H166ZM180 149V150H179ZM183 149V150H182ZM261 149V148H260ZM55 152H54V151ZM56 150H57V152H56ZM77 150H78V152H77ZM86 150V151H85ZM92 150H93V153H92ZM99 150V151H98ZM117 150H120V151H118L117 152ZM143 150H145L146 152H144ZM155 150L153 149L152 151H154V153H155ZM169 150V151H168ZM173 152H172V151ZM176 150V151H175ZM194 150V151H193ZM222 150V151H221ZM256 150V149H255ZM88 151H89V153H88ZM90 151H91V153L93 154V156H91L92 154H90ZM149 151V152H148ZM165 151V152H164ZM184 151V152H183ZM199 151H202V152H199ZM204 151H206V152H204ZM214 151H217V152H220V153H217V152H214ZM257 151V150H256ZM70 152V153H69ZM95 152H98L97 154L95 153ZM127 152V153H126ZM161 152V153H160ZM163 152H164V154H163ZM166 152H167V154H166ZM179 152V153H178ZM187 154H186V153ZM190 152V153H189ZM194 152V153H193ZM198 152V155L197 156H195V153H197ZM223 152V153H222ZM248 152V151H247ZM250 153H251V151H249ZM258 152H260V151H257V153ZM58 153V154H57ZM69 153V154H68ZM73 153V156L72 157H74L75 156V159L77 158L78 159V162L80 163V161H79V159H81V160H84L83 158L85 157V160H88L89 158L91 159H89L90 160V163H89V160H88V163L86 162V164L88 165V167L86 168V167H84V169L82 168V170H84V171H77L78 172V174H80L79 176L81 177H79L80 179L79 180H81L80 181V183L81 182H83L82 184H80L79 183V181H78V176H75V175H73V173L75 174V167H72V166H75V165H73V163L76 161H74V159H73V161L71 160L72 158L70 157V161H68L69 160V158L68 159H66L67 157H65V156H68V155H70V154H72ZM82 153V154H81ZM123 153V157L124 156H127V155H125ZM142 153L144 154V153H147V154H150L148 157H149V160L147 159V158H145V157H147V154H145V155H143L142 156ZM193 155H192V154ZM202 153L203 154V156H202V154L200 155V154ZM208 153H210V154H208ZM250 153H248V154H250ZM5 154V153H4ZM3 154V155H4ZM10 154H11V152H10ZM80 154V155H79ZM90 154V155H89ZM98 154H99V156L101 155V157L103 156V157H105V158H98ZM128 154V155H129ZM152 154H153V152H152ZM173 154L171 155V157L173 158ZM177 154H181V156H175V155H177ZM223 154V155H222ZM7 155V153L5 154V156ZM9 155V154H8ZM12 156H13V154H11ZM11 155H10V157H11ZM14 155H15V153H14ZM27 155V154H26ZM28 155H29V153H28ZM60 155V156H59ZM86 155H88V156H86ZM97 155V156H96ZM106 155V156H105ZM117 155V154H116ZM185 155H191L190 157L191 158H189V157H185ZM251 155V154H250ZM256 155V154H255ZM122 156V155H121ZM121 156H119V157H121ZM154 156V157H155ZM160 156H158L159 158H160ZM192 156H194L193 158H192ZM254 156V155H253ZM25 157H29V156H25ZM56 157V158H55ZM93 157V158H94ZM145 158V161H146V159L148 160L147 161V163L144 161V162H142V160H144V159H142V160H140L141 158ZM157 157V158H158ZM166 157V156H165ZM218 157V158H217ZM222 159H221V158ZM7 158V157H6ZM125 157H124V159L123 158H121L122 159V161H125V159H126ZM132 158V159H131ZM138 158V161L136 160ZM184 158V159H183ZM220 158V159H219ZM256 159L255 157H252V159ZM68 161L67 162V164H69V168H67L66 166H67V164H66V160ZM101 159H103V161L101 160ZM104 159H105V161H104ZM189 159H191L193 162H191V160H189ZM211 159H213V158H210V160ZM253 159V160H254ZM3 160H6V161H3ZM59 160H61L60 162H59ZM84 160V161H85ZM98 160H99V163H98ZM104 162L103 164H102V162ZM128 160H126L127 161V163L129 162ZM181 160H180V162H181ZM188 160H189V162H188ZM222 160V161H221ZM62 161H64V162H62ZM205 162L206 161V163H208V162H210L209 160H208V162H207V160H201V166H199V165H197L196 163L195 164H193L192 166H194V167H196V165L197 166H199V167H201V169L203 170V172L202 171H200V173L202 174V173H204V170H205V172H208L209 171V168L213 165L212 164V160H211V162L209 163V164H206L207 166H209L208 168H207V166L206 165H203L204 163H202V162ZM216 161V162H217ZM254 161H257V159L256 160H254ZM72 162V163H71ZM77 162V161H76ZM106 162H109L108 164L106 163ZM191 162V163H190ZM217 162V163H218ZM47 163V164H46ZM48 163L49 164H51V166L49 165V166H47L48 165ZM64 163H65V167L63 166L64 165ZM81 163H82V161H81ZM84 163V162H83ZM137 163H140V164H137ZM182 163V162H181ZM227 163H228V165H227ZM5 164V165H4ZM45 164H46V166L47 167H45ZM70 164L72 165L71 166V168H70ZM85 164V163H84ZM85 164V165H86ZM96 164H94V165H96ZM107 164V166H105ZM210 164H212L211 166H210ZM214 164H215V162H214ZM226 164V165H225ZM3 165V166H2ZM8 165V166H7ZM42 165H44V166H42ZM86 165V166H87ZM93 165V164H92ZM91 165V166H92ZM155 167H154V166ZM216 165V164H215ZM217 165H219V164H217ZM216 165V166H217ZM221 165V164H220ZM219 165V166H220ZM5 166V167H4ZM41 166V167H40ZM61 166V167H60ZM63 166V167H62ZM180 166H185L186 167V165H184V164H180ZM192 166H190V167H192ZM203 166H205V167H203ZM32 167V168H31ZM42 167H43V169H42ZM45 167V168H44ZM153 167V168H152ZM184 167V169H186ZM187 167H189V166H187ZM227 167H226V171L227 172H229L228 170L229 169H227ZM5 168V169H4ZM10 168V169H9ZM28 168H30L29 170H28ZM65 168V169H64ZM146 168V167H145ZM149 168V169H150ZM180 168V167H179ZM230 168V167H229ZM15 169V170H14ZM70 169V170H69ZM78 169V168H77ZM150 169V170H151ZM182 169V168H181ZM208 169V170H207ZM27 170V171H26ZM31 170H33V171H31ZM71 170H73V171H71ZM106 170H108V169H106ZM199 170H200V168H199ZM11 171V172H10ZM31 173H30V172ZM71 171V172H70ZM154 171V170H153ZM158 171L159 172H161V169H159V166H158ZM182 171H184V170H182ZM9 172H10V174H9ZM26 172V173H25ZM68 172H69V174H68ZM76 172V173H77ZM199 172V171H198ZM226 172V173H227ZM28 173V174H27ZM71 173V174H70ZM102 173V172H101ZM205 174V173H204ZM228 174V173H227ZM229 174H231V173H229ZM9 175V176H8ZM24 177H23V176ZM71 175H72V177H71ZM77 175V174H76ZM206 175V174H205ZM12 176V177H11ZM48 176V177H47ZM51 176V177H50ZM58 177V179H62L61 181L63 182V179H65L64 180V184H65V182H68L69 184H71L72 185V187H74V186H78V187H74L76 190H77V188H78V190L76 191L77 193L76 194H74L75 193V189L74 188H72L71 187V189H73V190H71L70 189V186H68V184L66 185V186H68L67 188L68 189H70L72 192H73V196L71 197L70 195H71V193H70V195H68L67 197H63L64 198V200H66L67 201V199H69L70 198V200H71V198H73L74 196L76 197L77 195V198L76 199H78L77 201H76V199L75 198H73L72 199V201H68V202H66V201H64L63 200V198H62V200L60 201V198H54V199H58V203L56 202H54V200H52L51 199V197H53L52 195H48V193H47V191L50 189V187L53 185H55V184H52L53 182V180H56L57 179V177ZM101 176V175H100ZM103 176V175H102ZM101 176V177H102ZM207 176V175H206ZM46 177V178H45ZM62 177V178H61ZM65 177V178H64ZM76 178L75 179V182H74V184H73V179L74 178ZM225 177V176H224ZM49 178V179H48ZM67 178H72V183H71V181H70V179H67ZM202 178H204V175H202ZM9 179V180H8ZM43 179H46V180H48V181H44ZM100 179V180H99ZM205 179V178H204ZM203 179V180H204ZM69 180V181H68ZM202 180V181H203ZM42 181V183H40ZM44 181V182H43ZM49 181H51L52 183H50L49 184ZM76 181H78L77 183L79 184H76ZM105 181V180H104ZM205 181V180H204ZM14 182V183H13ZM208 182V179L205 181V183H207ZM51 185L50 187H49V185ZM62 183V184H63ZM84 183H87L88 185H90V186H88V185H86L85 186V184ZM104 183H106V182H104ZM204 183V182H203ZM204 183V184H205ZM41 184H44V185H46L47 184V187H49V189L47 188L46 189V191L44 190L43 192L45 193L44 195H43V193H42V190L46 187H44L43 189H40V188H42L44 185H41ZM61 184V183H60ZM76 184V185H75ZM84 184V185H83ZM40 185H41V187H40ZM56 185H59V184H56ZM74 185V186H73ZM81 185V186H80ZM83 185V186H82ZM53 186L51 187V188H53ZM63 186V185H62ZM66 186H64L65 188H66ZM85 186V187H84ZM100 186V187H99ZM159 186H161V185H159ZM38 187V188H37ZM40 187V188H39ZM82 187H84L83 188V190L82 191H84V192H82V193H84L85 195H83V197L85 196V199H87L86 197H88L89 199H90V201H91V199H93L92 197L95 195H93V193H97V195L98 196H94V199L96 198V200H92V201H94L93 203H95V204H93L92 203V201L90 202V204L92 203V205L94 206L95 205V207H96V204H97V207H98V210L100 211L101 210V214L103 213V216H101L99 213V211H97V209H93L92 207H91V205L89 204V203H87V202H89V200L87 201V202H85L84 200V202L85 203H87V206L90 208H92L93 210H96L97 212H98V214L100 215V217L97 219V227L98 226H100V227H96V219H95V222H94V220H92L91 218H94L95 216H93V217H88L87 215L85 216V215H81L80 213H84V214H88V212L89 213H95V212H93V211H89V210H91V209H87L86 207H84L85 209H87L88 210V212L86 213V212H84L83 210H82V208H83V205H84V202H83V205H82V203H81V205H78L79 203H80V201L82 200H80V193L79 192H81V190H80V188L82 189ZM163 187H164V185H163ZM66 188V189H67ZM93 188V189H92ZM98 188H100V189H98ZM133 188V187H132ZM132 188H131V191H133L132 190ZM39 191H38V190ZM95 189H97V190H95ZM102 189V190H101ZM135 189V188H134ZM11 190H13V191H11ZM51 190V189H50ZM89 190V191H88ZM127 195H128V197H130V196H132V194H133V192L131 193V195L129 194L131 191H130V189L129 188H127ZM90 191H91V193H90ZM136 191V196H137V198H138V196H139V194L137 195V190H134V192ZM49 192V191H48ZM51 192V191H50ZM49 192V193H50ZM92 195V197L90 198L89 196H91L89 193ZM100 192H101V194H100ZM111 192H112V194H111ZM111 192H109L112 196V199H110L111 201L113 200V206H115V204L116 203H114V201H115V199H118V197H120V199H122V196L124 195V197L123 198H126L127 197V195L126 194H124V191H120V192H118V195L116 196V194H115V197H117V198H115L114 196H113V192L114 191H111ZM122 192V193H121ZM11 194V196H10V194ZM39 193H42V197H41V195L39 194ZM79 193V194H78ZM120 193V194H119ZM52 194V193H51ZM89 194V195H88ZM120 195V196H119ZM130 195V196H129ZM51 196V197H50ZM104 196V197H105ZM135 195L133 194V197H132V199H134L135 197H134ZM6 197H7V199H6ZM8 197H10V198H8ZM69 197V198H68ZM78 197H80V198H78ZM102 197V196H101ZM104 197H102L104 200H105V203L106 202H108V198L106 199V197L104 198ZM114 197V198H113ZM140 197V196H139ZM67 198V199H66ZM75 199V200H74ZM84 199V198H83ZM120 199H118V200H116L117 202L120 200ZM130 199H131V197H130ZM8 200V201H7ZM10 200V201H9ZM80 200V201H79ZM107 200V201H106ZM109 200V201H110ZM74 201H76L77 202V207L75 206V203H73ZM128 201V200H127ZM130 201V200H129ZM129 201L127 202V203H129ZM145 201H147V200H145ZM152 201V200H151ZM64 202V203H63ZM74 204V205H72V203ZM82 202V201H81ZM6 203H7V205H6ZM9 203V204H8ZM24 203V204H23ZM69 203V204H68ZM70 203H71V205L73 206L72 208H64L63 209V207H68L69 205H70ZM146 203H148V205H149V207L148 208H153V205L148 201V202H146ZM60 204V205H59ZM64 204V205H63ZM65 204L67 205V206H65ZM143 205H144V203H142ZM151 204V205H150ZM57 205H59V206H57ZM119 205V204H118ZM118 205H116L115 207H117ZM123 205V206H122ZM5 206V207H4ZM101 206V207H102ZM120 206H122L123 208H125L124 206H126V205H124V204H121ZM120 206H118L117 207V209L114 207V209H115V211L116 212H118V213H116L115 211H113V210H108L109 212L110 211H112V212H114V213H116V215H118L117 216V218H116V216H113V217H115V218H113L114 220H112L111 222L112 223H110V225H111V228H115V229H117L116 228V225L118 224L117 222H119V218H121V216H122V211H123V213L126 215V211L125 210H122L121 208H120ZM128 206H129V204H128ZM127 206V207H128ZM145 206V205H144ZM152 206V207H151ZM58 207H59V209H60V207L62 208V210H57L58 209ZM96 207V208H97ZM126 207V210L129 212L131 209H132V207L131 208H127ZM172 207V206H171ZM171 207L170 208H168V209H171ZM53 208V209H52ZM111 208V207H110ZM136 208V207H135ZM144 208H147V205H146V207H144ZM52 209V210H51ZM55 209V210H54ZM84 209V210H85ZM104 209H105V207H104ZM109 209V208H108ZM128 209H130V210H128ZM168 209H166V210H168ZM87 210H85V211H87ZM105 210H107V209H105ZM121 211V213H120V211ZM133 210V209H132ZM131 210V211H132ZM136 210H138V206H137V208H136ZM134 211V212H132V214H134L135 212H137V213H135L134 215H136V214H138L140 211H141V209H140V211ZM173 210V208L170 210V211H172ZM108 211H106V212H108ZM125 211V212H124ZM151 211L153 212L154 210H152L151 209ZM170 211H168V212H170ZM106 212H105V216L107 217L108 216V213L106 214ZM141 213H143V212H141ZM156 213L157 214H160V216L162 215V217L164 216V215H166L165 213V211L164 212H156L155 211V214H153V213H149V214H142L143 215V217L144 218H142L141 217V215H139V216H133V215H131L132 216V218L134 217V219H137V220H139V222L140 221H143L142 219H145V218H147V216H149V217H153V216H155L156 215ZM92 214V215H93ZM130 214H131V212L130 213H128V215L130 216ZM168 214H170V213H168ZM89 215V214H88ZM91 215V214H90ZM97 215V214H96ZM115 215V214H114ZM160 216H155L156 218L158 217H160ZM188 216V215H187ZM96 217H98V216H96ZM135 217H139V219L138 218H135ZM141 217V218H140ZM148 217V218H149ZM151 217V218H152ZM154 217V219H156ZM162 217H160V218H162ZM147 218V219H148ZM89 219H91L93 222H94V224L93 223H91L90 221L91 220H89ZM116 219H118V221L116 220ZM147 219H145V220H147ZM153 219V218H152ZM153 219V220H154ZM116 220V221H115ZM144 220V221H145ZM151 219H149L148 220V222L150 221ZM152 220V221H153ZM86 221V222H85ZM100 221V222H99ZM113 221L115 222V223H113ZM142 222V224H145L146 226H148V225H150V224H146L147 223V221H146V223L145 222ZM152 221H150V222H152ZM157 221V220H156ZM158 221H160V223L163 221L162 219H158ZM157 221V222H158ZM103 224H102V223ZM149 222V223H150ZM85 223V224H84ZM87 223H91V225L89 224V226H91V230H90V227H88V225H87ZM101 223V224H100ZM117 223V224H116ZM153 223H156V222H153ZM116 224V225H115ZM162 224V223H161ZM161 224H159V223H157V224H152V225H150V226H148V228H146V230L145 231H143L141 234H144V235H147L148 234V236H146L147 237V240H145L143 243H140V244H138L139 245V247H138V245H136V247H134V249H133V251H134V255L136 256L135 258V260H138V259H140V257L142 258V256L141 255H139V253L143 250V252H141V254L142 253H147V254H154V253H157L158 251H164V252H158L159 254H161V256L162 257H164V255H165V259H167V260H169V261H171L172 262V264L173 263H178L179 261V263H181V261H183V262H185L186 263V261L188 260V257H186V258H184L185 257V255H183L182 256V253L184 254H186L187 252H189L188 250V248H186L187 250H185L184 248L182 249V247L180 248V244L182 243V244H187L188 242H191V241H184V240H186V239H184L185 238V236H183L182 234H179L178 232H175V233H178V235L176 234V235H174V234H168V235H166L167 233L166 232H164V233H162L163 232V230H161V229H163L160 225ZM186 224H189V222L188 223H186ZM186 224H184V225H186ZM87 225V226H86ZM102 225H103V227L104 228H102ZM154 225V226H153ZM229 225V224H228ZM86 226V227H85ZM158 226V227H157ZM187 226V225H186ZM94 228V229H93ZM96 229V230H95ZM187 229V228H186ZM92 230H94L93 232H92ZM113 229H111L109 232H111ZM114 232H116L115 230H113ZM184 231H186L185 229H184ZM96 233V235L94 236V234L93 233ZM182 233H186V232H183V231H181ZM188 232H190L189 230H188ZM31 233V234H30ZM39 233V234H38ZM100 233V235H98ZM113 233V232H112ZM91 234V235H90ZM93 234V235H92ZM160 234V235H159ZM170 235H174V236H171L170 237ZM186 235H187V233H186ZM228 235H230V236H228ZM233 233H227V236H226V234L224 235L225 237V239H222V241H224V243L223 244H227V245H231V244H233ZM90 236V237H89ZM91 236H93V237H91ZM160 236H162V237H160ZM168 236V237H167ZM175 236L176 237H178V238H180L179 240H178V238H175ZM180 236H182V238L180 237ZM188 236H189V233H188ZM229 237H230V239H229ZM97 238V239H98ZM126 239L127 238H130V237H125ZM166 238V239H165ZM83 241H82V240ZM89 239V240H88ZM97 239H94L93 241L95 242V240L97 241ZM168 239H169V241H168ZM182 239V240H181ZM78 240V241H77ZM79 240H81V242H82V244H80V241ZM88 241V243L90 244V247H89V244L86 242V243H84L85 241ZM175 240V242H173ZM176 240H177V242H176ZM101 241H102V239H101ZM123 242H128V241H126V240H122ZM172 241V242H171ZM179 241V242H178ZM181 241V242H180ZM183 241V242H182ZM227 241V242H226ZM159 243V244H161L160 245V250L158 249V244L157 243ZM93 243V242H92ZM154 243V244H153ZM155 243H156V245L157 246H153V245H155ZM171 243V244H170ZM180 243V244H179ZM80 244V245H79ZM88 244V245H87ZM153 244V245H152ZM176 244H178V245H176ZM181 244V246H183ZM76 245V246H75ZM172 245H174V246H172ZM189 245V244H188ZM91 246H92V248H91ZM177 246L179 247V249H177ZM186 246V245H185ZM86 247L88 248V249H90V250H92V251H90V250H88V249H86ZM139 249H138V248ZM152 247H154V249L152 248ZM157 247V248H156ZM173 247H175V248H173ZM83 248H85V249H83ZM155 248H156V250H155ZM263 248V247H262ZM157 249H158V251H157ZM170 249V250H169ZM175 251H174V250ZM180 249H182V251L180 252ZM84 250V251H83ZM99 250V251H98ZM136 250H138L137 252H136ZM153 250L154 251H157V252H153ZM166 250H168V251H166ZM179 250V251H178ZM239 250V248L238 249H236V252ZM262 250H264V248L262 249ZM67 251V252H66ZM69 251V252H68ZM73 251V252H72ZM95 251V252H94ZM98 251V252H97ZM170 251H172V252H170ZM178 251V252H177ZM94 252V253H93ZM109 252V253H108ZM131 252H132V250H131ZM139 252V253H138ZM71 253H73V254H71ZM112 253V254H111ZM137 253V254H136ZM171 253V254H170ZM179 253L181 254V256L182 257H180V255H179ZM238 254H239V256L241 255V258L239 257V259H244V252H242L241 250H240V252L238 251L237 252ZM71 256H70V255ZM123 253H121V255H122ZM164 254V255H163ZM236 254V253H235ZM242 254H243V256H242ZM59 255V256H58ZM124 255V254H123ZM138 255V256H137ZM54 256V257H53ZM56 256H57V261L55 260L56 259ZM103 256V257H102ZM112 256L114 257V259L112 258ZM168 258H167V257ZM186 256H188V254L186 255ZM236 256H237V254H236ZM177 257V258H176ZM73 258V259H72ZM106 258V259H105ZM181 258H184L183 260H181ZM233 258H234V255L232 256V258H231V260H233ZM64 259V262H62V260ZM65 259H68V261L67 260H65ZM80 259V260H79ZM113 259V260H112ZM118 261H117V263L115 262L114 264H132V261H129L128 259H127V261H126V258H124V260L126 261H124L120 256H118ZM178 259H179V261H178ZM185 259H186V261H185ZM236 259V260H235ZM239 259H237V258H234V262L233 261H231V262H233L234 264H236V261L237 260H239ZM53 260H55L56 262H54ZM71 260L73 261V262H71ZM99 260V261H98ZM111 261L112 260V262H108V261ZM175 260V261H174ZM67 263H66V262ZM77 261H79V262H76ZM83 261V262H82ZM98 261V262H97ZM174 261V262H173ZM240 261V260H239ZM244 260H242V262H243ZM102 262V263H101ZM106 262V263H105ZM108 262V263H107ZM134 262V261H133ZM183 262L181 263V264H183ZM159 263V262H158ZM239 263V262H238ZM237 263V264H238ZM160 264V263H159ZM226 264H230L229 262L228 263H226ZM243 264V263H242ZM244 264H247L246 262L244 263ZM260 264H264V262L263 263H260Z\"/></svg>","mask_w":264,"mask_h":264}]
</instances>
